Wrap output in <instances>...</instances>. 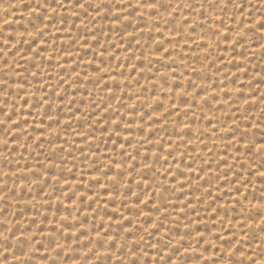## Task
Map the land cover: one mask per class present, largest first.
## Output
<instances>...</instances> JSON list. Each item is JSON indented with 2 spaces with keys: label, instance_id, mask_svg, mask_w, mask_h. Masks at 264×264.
Wrapping results in <instances>:
<instances>
[{
  "label": "rangeland",
  "instance_id": "rangeland-1",
  "mask_svg": "<svg viewBox=\"0 0 264 264\" xmlns=\"http://www.w3.org/2000/svg\"><path fill=\"white\" fill-rule=\"evenodd\" d=\"M15 1H17V0H15ZM14 0H5V2H4V0H0V6L4 3L5 5H7V7L9 8L10 6H12L11 8H9V11L5 8V5H4V7H0V11H1V13H0V22H2L3 20H5L4 22H2V23H0L1 25H0V29H1V31H0V59H2V60H0V92H1V94H0V118H1V120H0V124L2 123H4L3 125L1 124V126H0V132H2L1 134H0V141L2 142V144H0V146L2 147V148H0V161H2V162H0L1 164H0V171L2 172V173H5L4 175L3 174H0L1 176H0V190L2 191H0V195H1V197H0V210H1V212H0V255H2V256H0L1 258H0V264H45L46 262V264H65V262H67V260H68V262L66 263V264H86V262H87V264H128L129 262L131 263V261H132V264H163V262H164V264H193V262H194V264L196 263V262H198V264L200 263H202V262H204L203 264H214V262H215V264H218L219 262L218 261H220V263L219 264H221V263H223V264H239V262L240 263H242V264H264V261L262 262V259L264 260V252L262 253L261 251L263 250L264 251V242H261L262 240H264V228H262L264 225H260V224H264V214H261V212L262 213H264V198H263V196H264V188H262V187H264V165H262V163L264 164V161H262V160H264L263 158H264V156H262V155H264V123H262V122H264L263 120H264V113L262 112V111H264V95H262V97H261V94H264L263 92H264V31H263V25H264V0H260V2H259V0H225V2H223V3H221L220 1H222V0H214V1H211L210 0V2H209V0H204V5H203V0H186L185 2H184V0L183 1H181V0H177L176 2L174 1V0H167V1H165V0H143L144 2L145 1H147V2H145V5H144V2L142 1V0H129L130 2H128V0H123V1H121V0H117V1H120V2H117L116 0H66V2H65V0H28L29 2H27V0H18L17 2H15ZM47 1H49V4L52 6V7H50V5L49 4H47L48 2ZM73 1H75L74 2V4H73ZM81 1V2H80ZM107 1V2H106ZM142 3H141V2ZM152 1V2H151ZM163 1H164V3H163ZM171 2V4H170V2ZM181 1V2H180ZM226 1H227V4H226ZM234 3H233V2ZM249 1V2H248ZM254 1V2H253ZM18 4V3H20V4H18V6L15 4ZM34 2H35V4H34ZM45 2V3H44ZM52 2V3H51ZM64 2V3H63ZM80 2V3H79ZM100 2V4L99 5H101V6H99L98 5V3ZM112 4H111V3ZM123 2V3H122ZM137 2V3H136ZM140 2V3H139ZM161 2V3H160ZM168 2V3H167ZM174 2V3H173ZM197 2V3H196ZM201 2V3H200ZM212 2V3H211ZM214 2V3H213ZM2 3V4H1ZM31 3H32V5H33V7H32V5H31ZM41 3H43L46 7H44V5H43V7H42V4ZM59 3V4H58ZM83 5H82V4ZM87 3H90V4H87ZM127 3V4H126ZM158 5H157V4ZM175 3H176V5L178 6H175ZM219 3H221V4H219ZM224 3H225V5H224ZM253 3H256V4H253ZM263 3V4H262ZM23 4V5H22ZM31 6H30V5ZM63 4V5H62ZM79 4V5H78ZM117 4V6H115ZM138 4H140V5H138ZM143 4V5H142ZM195 6H194V5ZM198 4L200 5V6H198ZM207 4V5H206ZM212 4H213V6H212ZM236 4V5H235ZM251 4H253V6L251 5ZM17 6V8L15 7V6ZM20 5L21 6H24L23 8L22 7H20ZM28 5L31 7H29L28 8ZM57 5V6H56ZM66 5H68V6H66ZM82 7H81V6ZM106 5V6H105ZM147 5H148V8H147ZM151 5V6H150ZM171 5V6H170ZM173 5H174V7H173ZM182 5V6H181ZM222 5V6H221ZM224 5V6H223ZM232 5V6H231ZM233 5H234V8H233ZM239 5V6H238ZM260 5V6H259ZM261 5H262V7H261ZM34 6H36V7H34ZM96 6V7H95ZM114 6V7H113ZM132 6V7H131ZM142 6V7H141ZM145 6V7H144ZM154 6V7H153ZM155 6H157V7H159V10H158V8H157V10H155ZM162 6V7H161ZM179 6H180V8H179ZM187 6H189V7H187ZM204 6V7H203ZM208 8H207V7ZM229 6V7H228ZM239 8H238V7ZM244 6V7H243ZM245 6H246V8H245ZM49 7L51 8V11H50V9H49ZM86 7V8H85ZM91 7V9H89ZM128 7H130V8H128ZM161 7V8H160ZM187 7V10L185 9ZM201 9H200V8ZM222 7V8H221ZM13 8V9H12ZM20 8H22V9H20ZM35 10H34V9ZM41 8V9H40ZM57 8V9H56ZM84 8H85V10H84ZM95 8H97V9H95ZM104 8H106V9H104ZM132 8V12L130 11V12H128L130 9ZM140 8V9H139ZM142 8V9H141ZM144 8V9H143ZM146 8V9H145ZM151 8H153V9H151ZM179 8V9H178ZM182 8V9H181ZM192 8V9H191ZM194 8L196 9V10H194ZM206 8V9H205ZM220 8V9H219ZM224 8V9H223ZM226 8V9H225ZM233 8V9H232ZM236 8V9H235ZM242 8V9H241ZM254 8V10H252ZM31 11H30V10ZM80 9V10H79ZM113 9L114 10H116V11H113ZM127 9H128V11H127ZM198 9H200V10H198ZM215 9V10H214ZM216 9H218L219 11L222 9L223 11H225V12H223L222 10L219 12V11H217ZM228 9V10H227ZM230 9V10H229ZM236 11H235V10ZM250 9V10H249ZM11 10V11H10ZM23 10V11H22ZM41 10H43V11H41ZM63 12H62V11ZM82 10V11H81ZM90 12H89V11ZM121 10H124L125 12H123V11H121ZM139 10H141V11H139ZM145 10V12H143V11ZM148 12H147V11ZM167 10V11H166ZM177 10V11H176ZM181 12H180V11ZM204 10H205V12H204ZM210 11V13L212 12L213 14H217V17H218V15L220 16V17H218V20L216 21V19H217V17H214V15L212 16V13H211V15H210V13L208 12V11ZM211 10H213V11H211ZM245 10V11H244ZM248 10V11H247ZM254 11L253 13H252V11ZM258 12H257V11ZM260 10V11H259ZM2 11H3V13H2ZM49 13H48V12ZM54 11V12H53ZM57 11V12H56ZM74 13H73V12ZM160 11V12H159ZM185 11H186V13H185ZM196 11V12H195ZM229 11H231V12H229ZM251 11V12H250ZM256 11V12H255ZM8 12H10V13H8ZM29 12V13H28ZM42 12V13H41ZM83 12V13H82ZM95 12V13H94ZM99 12V13H98ZM102 12V13H101ZM139 12V13H138ZM142 12V13H141ZM174 12V13H173ZM190 12V13H189ZM207 12V13H206ZM219 12V13H218ZM229 12V13H228ZM234 14H233V13ZM237 13V15H239V18H238V16L236 15V13ZM250 12V13H249ZM13 13V14H12ZM32 13V14H31ZM52 13V14H51ZM58 13H60V14H58ZM65 13V14H64ZM128 13V15H126ZM146 13V14H145ZM148 13V14H147ZM160 13H164L165 15H163V14H161V15H159ZM180 13H182L181 15H178V14H180ZM196 13V14H195ZM205 13V14H204ZM209 13V15H207ZM222 13V14H221ZM263 15H262V14ZM8 14V15H7ZM64 16H63V15ZM78 14V15H77ZM100 14V15H99ZM144 14L145 15H147L146 17H144ZM157 14V15H156ZM170 16H169V15ZM191 14V15H190ZM198 14V15H197ZM200 14V15H199ZM249 14V15H248ZM253 16H252V15ZM3 15V16H2ZM37 15H39V17L37 16ZM58 15V16H57ZM66 15V16H65ZM81 15V16H80ZM93 15V16H92ZM96 15V16H95ZM131 15V16H130ZM155 17H154V16ZM167 15H168V17H167ZM195 15V16H194ZM196 15H197V17H196ZM224 15V16H223ZM230 15H233L234 17H232V16H230ZM235 15H236V18H238V20L239 21H237L236 19H235ZM242 15V16H241ZM244 15H246V16H244ZM255 15V16H254ZM5 16V19L4 18H2V17H4ZM24 16V17H23ZM50 16V17H49ZM63 16V17H62ZM84 16V17H83ZM90 16V17H89ZM129 16V17H128ZM160 16V18L162 17V16H164L163 18L166 20L165 22H158V20H154V18H156L157 17V19H158V17ZM178 16V17H177ZM180 16V17H179ZM183 16V17H182ZM189 16V17H188ZM205 16V17H204ZM211 16V17H210ZM223 16V17H222ZM250 16V17H249ZM262 20H260L258 17ZM7 17V18H6ZM13 17V18H12ZM28 17V18H27ZM56 17H58V18H60V19H58V18H56ZM67 17V18H66ZM88 17V18H87ZM95 17H97V21H96V18ZM106 19H105V18ZM152 17H154L153 19H152ZM167 17V18H166ZM192 17V19L190 20V18ZM213 17V18H212ZM230 17H232V19L230 18ZM245 17V18H244ZM246 17H249V18H247L246 19ZM254 17V18H253ZM38 18V20H36ZM53 18H54V20H53ZM65 18V19H64ZM92 18V19H91ZM137 18V19H136ZM170 18V19H169ZM178 18H179V20H178ZM181 18H183V19H181ZM193 18H194V20H193ZM197 18V19H196ZM202 19V20H200V21H202V23L199 21V19ZM210 18H211V20H210ZM214 18H215V20H214ZM222 18V19H221ZM243 18H244V21H242L243 20ZM252 20H251V19ZM263 18V19H262ZM7 19H8V21H7ZM27 19H29V20H27ZM47 19V20H46ZM61 19H63L62 21H61ZM109 19V20H108ZM112 21H111V20ZM162 19V18H161ZM206 19H207V21H206ZM242 19V20H241ZM251 20V21H249V20ZM253 19H255V20H253ZM2 20V21H1ZM25 22H24V21ZM61 22H60V21ZM139 20V21H138ZM184 20V21H183ZM215 21L214 22V24H212V21ZM236 20V21H235ZM10 21V22H9ZM18 21V22H17ZM22 21V22H21ZM26 21H27V24L25 25V24H23V23H26ZM82 21V22H81ZM89 21H90V23H89ZM92 21V22H91ZM101 22L100 23V26L98 25L99 24V22ZM147 21H148V23H147ZM179 23H178V22ZM183 21V22H182ZM193 21V22H192ZM196 21L198 22V23H196ZM224 23H223V22ZM226 21H227V23H226ZM228 21H231L230 22V24L231 25H229V22ZM234 21V22H233ZM6 22H8L9 24H7V25H4V24H6ZM46 24H45V23ZM65 22V23H64ZM74 22V23H73ZM80 22V23H79ZM96 22V23H95ZM131 22V23H130ZM142 22V23H141ZM150 22V23H149ZM182 22V23H181ZM185 22H186V26L187 27H185ZM188 22V23H187ZM209 22H211V23H209ZM244 22V23H243ZM247 22V23H246ZM259 22H260V24H259ZM52 23V24H51ZM69 23H71V24H69ZM87 23V24H86ZM88 23H89V26H87L88 25ZM92 23V24H91ZM104 23V24H103ZM146 23H147V25H146ZM181 23V24H180ZM191 23H192V25H191ZM195 23V24H194ZM218 25H217V24ZM226 23V24H225ZM233 23H234V25H233ZM250 25H249V24ZM252 23H256L255 25L253 24L252 25ZM259 25H258V24ZM17 24V25H16ZM18 24H20V25H18ZM32 24V25H31ZM57 24V25H56ZM60 24V25H59ZM63 24V25H62ZM84 24V25H83ZM90 24H91V26H90ZM144 24V25H143ZM149 24V25H148ZM157 26H156V25ZM169 24V25H168ZM180 24V25H179ZM182 24H183V26H182ZM188 24H189V26H188ZM196 24H198V25H196ZM207 24V25H206ZM210 24H212V26L210 25ZM217 25V27H216V25ZM225 24V25H224ZM245 24H246V26H245ZM248 24V25H247ZM15 27H14V26ZM25 25V26H24ZM44 25H46V26H44ZM52 25V26H51ZM69 25H70V27H69ZM102 25H104V26H102ZM140 25V26H139ZM152 25H154V26H152ZM159 25V26H158ZM164 25V26H163ZM166 25V26H165ZM172 25V26H171ZM178 25V26H177ZM194 25V27H191V26H193ZM228 25V26H227ZM243 25V26H242ZM29 26V27H28ZM44 26V27H43ZM85 26V27H84ZM95 26V27H94ZM97 26H99V27H97ZM125 26V27H124ZM129 26V27H128ZM152 26V27H151ZM170 26V27H169ZM182 26V28H180ZM195 26L197 27L196 29H195ZM222 28H221V27ZM227 28H226V27ZM231 26V27H230ZM233 26H234V28L236 29H234L233 28ZM236 26V27H235ZM250 26H253V27H250ZM261 26V27H260ZM24 27H26L25 29H24ZM50 27H53V29L52 28H50ZM61 27V28H60ZM91 27V28H90ZM106 29H105V28ZM154 27V28H153ZM155 27H157V28H155ZM184 27H185V29H184ZM191 27V28H190ZM215 29H214V28ZM220 27V28H219ZM224 27V28H223ZM250 27V28H249ZM42 28V29H41ZM44 28V29H43ZM100 28V29H99ZM148 28V29H147ZM161 28H163V29H161ZM165 28H166V30H168V31H166L165 30ZM172 28V29H171ZM199 28H201V32H200V29ZM203 28V29H202ZM231 28V29H230ZM240 28L242 29V31L240 30ZM248 28V29H247ZM252 28V29H251ZM255 28V29H254ZM34 29V30H33ZM48 29V30H47ZM67 29V30H66ZM103 31H102V30ZM135 29H136V32H135ZM148 31H147V30ZM157 29V30H156ZM159 29L162 31V33L159 31ZM174 29L175 30H177L176 32L174 31ZM181 29H183V32H182V30ZM187 29V30H186ZM190 29V30H189ZM199 29V30H198ZM218 29V30H217ZM258 29V30H257ZM259 29H260V32H259ZM10 30V31H9ZM32 30V31H31ZM38 31V32H36V31ZM42 30H43V32H42ZM80 30V31H79ZM84 30V31H83ZM90 30V31H89ZM107 30V31H106ZM119 30V31H118ZM133 30V31H132ZM171 32H170V31ZM184 30L186 31L185 33H184ZM193 30V31H192ZM214 30V31H213ZM224 30V31H223ZM230 32H229V31ZM239 32H238V31ZM247 30V31H246ZM253 30V31H252ZM13 31V32H12ZM17 31V32H16ZM35 31V32H34ZM51 31V32H50ZM62 31V32H61ZM86 31V32H85ZM95 31H97V32H95ZM146 32V33H144V32ZM152 32V34L151 33H149V32ZM154 31V32H153ZM163 31L165 32V34H163ZM178 31H180V32H178ZM198 31V33H196ZM203 31H204V33H203ZM207 31V32H206ZM212 31V32H211ZM216 31H218V32H216ZM234 31H236L235 32V34H234ZM240 31H241V33H240ZM248 31H249V33H248ZM262 31V32H261ZM10 32V33H9ZM20 32V33H19ZM30 32H34L35 33V35H34V33H31V34H29V36L27 35L28 33H30ZM61 32V33H60ZM76 32H77V34H76ZM80 32V33H79ZM190 32V33H189ZM221 32V33H220ZM229 32V33H228ZM233 32V33H232ZM244 32V33H243ZM17 33V34H16ZM21 33H22V35H21ZM45 33V34H44ZM86 33V34H85ZM90 33V34H89ZM97 33V34H96ZM121 33V34H120ZM137 33V34H136ZM167 33H169L168 34V36H167ZM171 33V34H170ZM177 33V34H176ZM182 33H184V34H181ZM194 33V35L192 36V34ZM196 33V34H195ZM200 33L202 34V35H200ZM206 33V34H205ZM220 33V34H219ZM223 33V34H222ZM239 33V34H238ZM250 33H251V35H250ZM252 33H253V35H252ZM260 33V34H259ZM263 33V34H262ZM33 34V35H32ZM61 34L62 35H64V34H66V35H64L65 37H63V36H61ZM69 34V35H68ZM77 35V36H75V35ZM79 34V35H78ZM174 34V35H173ZM186 34V35H185ZM190 34H191V37H190ZM197 34H198V36H200V37H198L197 36ZM210 35V36H208V35ZM215 34V35H214ZM223 35L222 37L220 36V35ZM225 34V35H224ZM230 36H229V35ZM237 34H238V37H237ZM243 34V35H242ZM2 35H4V37L2 36ZM20 35V36H19ZM27 35V36H26ZM60 35V36H59ZM86 35V36H85ZM88 35H89V37H88ZM93 35V36H92ZM103 35V36H102ZM112 35V36H111ZM140 35H142L143 36V38H142V36H140ZM162 35V36H161ZM164 35H166V36H164ZM170 35H171V37L173 38H170ZM174 37H173V36ZM177 35V36H176ZM179 35V36H178ZM183 35H184V37H183ZM188 35V36H187ZM233 35V36H232ZM254 35H256V36H254ZM259 35V36H258ZM261 35V36H260ZM263 35V36H262ZM11 36H13V37H11ZM15 36H17V37H15ZM23 36H25V37H23ZM33 36H34V38H33ZM37 36V37H36ZM108 36V37H107ZM176 36V37H175ZM182 36V37H181ZM187 36V37H186ZM201 36H203V37H201ZM214 36V37H213ZM215 36H218V37H215ZM227 36V37H226ZM242 36V37H241ZM243 36H244V38H243ZM36 37V38H35ZM44 37V38H43ZM52 37V38H51ZM54 37V38H53ZM65 39H63V38ZM78 37V38H77ZM99 37V38H98ZM116 37V38H115ZM141 37V38H140ZM146 39H145V38ZM153 37H155V38H153ZM164 37V38H163ZM180 37H181V41H183V42H181L179 39H180ZM185 37H186V39H187V41L186 40H184L185 39ZM192 37H194V38H192ZM206 37H210V38H212L215 42H213V40H210L209 38H206ZM221 37V38H220ZM226 37V38H225ZM231 37V38H230ZM250 37V38H249ZM255 37V38H254ZM260 37H261V40H258V39H260ZM263 37V38H262ZM15 38V39H14ZM33 38V39H32ZM47 40H46V39ZM75 38V39H74ZM89 38V39H88ZM93 38V39H92ZM158 38H160L159 40H158ZM176 39V41H174L175 39ZM190 38H192V39H190ZM230 38V39H229ZM233 38V39H232ZM246 38H247V40H246ZM257 38V39H256ZM3 39V40H2ZM75 41H74V40ZM78 39V40H77ZM97 39V40H96ZM100 39V40H99ZM163 39V40H162ZM195 39V40H194ZM201 41L202 39H204V41H199V40ZM209 39V40H208ZM231 39H232V42H231ZM17 40V42H15ZM116 40V41H115ZM120 40V41H119ZM145 40V41H144ZM151 40V41H150ZM156 40V41H155ZM165 40V41H164ZM171 40V41H170ZM172 40H173V42H175L176 44V46H174L173 44V42H172ZM196 40H198L197 42H196ZM208 40V41H207ZM216 40H218V41H220V42H216ZM229 40H230V42H229ZM256 40H258V42L256 41ZM263 40V41H262ZM3 41V42H2ZM31 42V44L32 45H29L30 43H28V42ZM41 42V43H38V42ZM47 41H49L48 43H47ZM72 41V42H71ZM131 41V42H130ZM149 43H148V42ZM154 43H156V44H154ZM157 41H159V42H157ZM192 41V43H189V42H191ZM193 41H195L196 43H194L193 44ZM223 42V44H222V42ZM238 44V45H240V47L239 46H236L237 44H235V42ZM245 41V42H244ZM248 41H250L251 43H249ZM6 44H5V43ZM9 42V43H8ZM11 42V43H10ZM43 42L45 43V44H43ZM60 42V43H59ZM68 42V43H67ZM77 42V43H76ZM98 42V43H97ZM101 42V43H100ZM115 42H117V43H115ZM151 42V43H150ZM165 42V43H164ZM171 42V43H170ZM203 42V43H202ZM225 42H227V43H225ZM248 42V44H246ZM252 42H253V44H252ZM255 42V43H254ZM16 43H18V44H16ZM55 45H54V44ZM94 43V44H93ZM110 43H112V44H110ZM121 44V46H120V44ZM139 43V44H138ZM142 43V44H141ZM144 43V44H143ZM148 45H147V44ZM173 43V44H172ZM183 43V44H182ZM185 43V44H184ZM187 43V44H186ZM198 43V44H197ZM205 43V44H204ZM214 43V44H213ZM216 43V44H215ZM242 43V44H241ZM244 43V44H243ZM257 43V44H256ZM4 44V45H3ZM27 44V45H26ZM52 44H53V46H52ZM62 44V45H61ZM71 44V45H70ZM74 44V45H73ZM88 44V45H87ZM107 44H109V45H107ZM119 44V45H118ZM124 44H126V45H124ZM150 44V45H149ZM181 44H182V46H181ZM208 44V45H207ZM212 44V46H211V48H209V46ZM259 44V45H258ZM261 44V45H260ZM15 45V46H14ZM24 45V46H23ZM46 45V46H45ZM61 45V46H60ZM83 45V46H82ZM91 45V46H90ZM111 45V48L110 47H108V46H110ZM140 47H139V46ZM151 45H153V46H151ZM164 45V47H162ZM169 45V46H168ZM179 45H180V47H179ZM188 45V46H187ZM207 45V46H206ZM215 45V46H214ZM219 45V46H218ZM229 45H231V46H229ZM246 45H250L249 47L250 48H248ZM1 46H4V47H1ZM10 46H11V48H10ZM31 46V47H30ZM40 46V47H39ZM43 46V47H42ZM45 46V47H44ZM59 46V47H58ZM64 46H66V47H64ZM107 46V47H106ZM113 46V47H112ZM119 46V47H118ZM128 46V47H127ZM149 46H151V47H149ZM165 46L166 47H168V48H173L172 50H170V49H168V48H166L165 49ZM195 46H197V47H195ZM198 46H199V48H198ZM218 48H217V47ZM221 46V47H220ZM229 47V48H227V47ZM232 46H234V47H232ZM254 46H255V48L256 49H258L259 50V48H260V52L258 51V50H256V49H254ZM259 46V47H258ZM261 46V47H260ZM22 47H27V48H22ZM42 47V48H41ZM54 47V48H53ZM76 47V48H75ZM100 47V48H99ZM122 47V48H121ZM177 47V48H176ZM182 47V48H181ZM191 47V48H190ZM203 47V48H202ZM224 47H226V49L224 48ZM237 47H238V49H237ZM263 47V48H262ZM45 48V49H44ZM59 48H61V50H59ZM75 48V49H74ZM91 50H90V49ZM93 48V49H92ZM106 48V49H105ZM110 48V49H109ZM137 48V49H136ZM146 48H147V51H146ZM148 48H149V50H151V53H153L152 52V49H154L153 51L154 52H157V51H159V55L161 56H151L150 57V55H152V54H150V51L148 50ZM163 48H164V50H163ZM179 48H181V49H179ZM197 48V50H195ZM215 50H214V49ZM2 49H4L3 51H4V53H3V51H2ZM6 49V50H5ZM17 49H19V50H17ZM39 49V50H38ZM44 49V50H43ZM99 49V50H98ZM116 50V52L114 53V51ZM132 49V50H131ZM134 49H135V51H134ZM144 49V50H143ZM194 49V50H193ZM205 49V50H204ZM221 49V50H220ZM238 51H237V50ZM62 50H64V51H62ZM75 50V51H74ZM78 50V51H77ZM81 50V51H80ZM83 50H85V51H83ZM102 50H104V53H103V51ZM111 52H110V51ZM122 50V51H121ZM165 50H166V52H165ZM170 50V51H169ZM186 50V51H185ZM189 50V51H188ZM200 50H201V52H200ZM222 50H224V51H222ZM229 50V51H228ZM231 50V51H230ZM239 50H241V52L239 51ZM247 50H248V52H247ZM7 51V52H6ZM23 51V52H22ZM36 51V52H35ZM42 51V52H41ZM53 51V52H52ZM55 51V52H54ZM79 51H80V53H79ZM93 51V52H92ZM142 51H144V52H142ZM160 51H162V53L160 52ZM182 51V52H181ZM199 51V52H198ZM206 51H208V52H206ZM210 51V52H209ZM214 51V52H213ZM216 51V52H215ZM236 51V52H235ZM245 51H246V54H245ZM254 51H255V55H253L254 54ZM262 51V52H261ZM26 52V53H25ZM46 52V53H45ZM60 52V53H59ZM75 52V53H74ZM102 52V53H101ZM106 52V53H105ZM135 52V53H134ZM140 52H141V55H140ZM169 52H170V54H169ZM173 52V53H172ZM186 52H188V53H186ZM191 52V53H190ZM194 52L196 53V54H194ZM211 52H212V54H211ZM228 52V53H227ZM231 52H233V53H231ZM258 52V53H257ZM5 53H7V54H5ZM21 53H23V54H21ZM69 53V54H68ZM85 53H87V55L85 54ZM108 53V54H107ZM120 53H122V55H120ZM144 53V54H143ZM168 53V54H167ZM179 53V54H178ZM198 53V54H197ZM201 53H203V54H201ZM207 53V54H206ZM217 53H218V55H217ZM229 53H230V56H229ZM235 53V54H234ZM262 53V54H261ZM12 54V55H11ZM13 54H14V56H13ZM33 54V55H32ZM46 54V55H45ZM58 54V55H57ZM73 54V55H72ZM77 54V55H76ZM103 54H104V56H103ZM107 54V55H106ZM111 54V55H110ZM146 54V55H145ZM150 54V55H149ZM164 54V55H163ZM167 54V55H166ZM182 54H184V55H182ZM210 54V55H209ZM216 54V55H215ZM224 54V55H223ZM226 54H227V56H226ZM239 55V56H237V55ZM251 54V55H250ZM2 55H4L3 57H2ZM8 55V56H7ZM16 55V56H15ZM29 55H31V56H29ZM49 55H50V57H49ZM118 55H120V56H123V57H120V58H117V57H119ZM147 55H149V56H147ZM163 55V56H162ZM177 55V56H176ZM180 55V56H179ZM191 55V56H190ZM193 55V56H192ZM211 55H212V57H211ZM234 55L235 56H237V58H238V60H237V58L236 57H234ZM252 55H253V57H252ZM257 55V56H256ZM263 55V56H262ZM13 56V57H12ZM18 56V57H17ZM54 56V57H53ZM107 56H109L108 58H106ZM114 57L113 59H112V57ZM131 56V57H130ZM139 56L141 57V58H144V59H142V60H144V61H142L141 60V58H139ZM147 58V62H146V58ZM172 56H173V58H172ZM176 56V57H175ZM200 56V57H199ZM210 56V57H209ZM213 56L216 58V59H214L213 58ZM242 56H243V58H242ZM248 56H250V57H248ZM254 56H256V58H254ZM35 57V58H34ZM41 57V58H40ZM60 57V58H59ZM99 57V58H98ZM101 57V58H100ZM108 60H106L105 58ZM130 57V58H129ZM133 57V58H132ZM136 57V58H135ZM150 57V58H149ZM166 57V58H165ZM182 57H183V59H182ZM187 58L188 59V61H186L185 60V58ZM217 57H218V59H217ZM228 57H230V58H228ZM233 57V58H232ZM37 58V59H36ZM43 58V59H42ZM68 58H70V59H68ZM75 58V59H74ZM76 58L78 59V60H76ZM81 58V59H80ZM84 58H86V60L84 59ZM98 58V59H97ZM122 58V60H124V61H122L121 62V59ZM126 58V59H125ZM138 58V59H137ZM149 58V59H148ZM177 60H175V59ZM193 58V59H192ZM196 58H197V60L199 61H197L196 63H195V61H196ZM226 58V59H225ZM231 58L232 59H234L233 61L231 60ZM254 58V59H253ZM261 58H263V59H261ZM22 59H24V60H22ZM33 59V60H32ZM46 59V60H45ZM61 59L63 60V61H61ZM91 60V63H90V60ZM134 60V62L132 61V60ZM139 59H140V61H139ZM161 59V60H160ZM166 59H169L170 61H172V63H169V60H166ZM210 60V62H209V60ZM213 59V60H212ZM222 59V60H221ZM229 59V60H228ZM244 59H245V61H244ZM255 59H256V62H255ZM10 60V61H9ZM23 62H22V61ZM26 60L28 61V62H26ZM33 61V63H31L32 61ZM49 62H48V61ZM55 60V61H54ZM82 60V61H81ZM105 60V61H104ZM114 60H116V61H114ZM218 60H221V61H218ZM31 61V62H30ZM36 61V62H35ZM58 61V62H57ZM97 61V62H96ZM98 61H100L99 63H98ZM118 61V62H117ZM120 61V62H119ZM138 63H137V62ZM150 61V62H149ZM165 61V62H164ZM166 61H167V63H166ZM182 61V62H181ZM186 61V62H185ZM201 61V62H200ZM205 61H207V62H205ZM223 61H225V62H223ZM231 61V63H229ZM243 61V62H242ZM247 61V62H246ZM8 62H10V65L11 66H9V63ZM39 62V63H38ZM47 62V63H46ZM64 62V63H63ZM66 62V63H65ZM87 63V65H88V67H87V65H85V63ZM94 62V63H93ZM96 62V63H95ZM106 62H107V64H106ZM117 62V63H116ZM125 62V63H124ZM131 62V63H130ZM149 62V63H148ZM155 62V63H154ZM183 62H184V64L186 65H184L183 64ZM194 62V63H193ZM205 62V63H204ZM209 62V63H208ZM213 62V63H212ZM214 62H215V64H214ZM252 63V64H250V63ZM16 63H18V64H16ZM22 63V64H21ZM28 63V64H27ZM37 63V64H36ZM93 63V64H92ZM114 63H116V65L114 64ZM119 63V64H118ZM129 63V64H128ZM133 63H135L134 64V66L132 65ZM146 63V64H145ZM157 63H159V64H157ZM175 63V64H174ZM178 63V64H177ZM181 63H182V65H181ZM203 63V64H202ZM208 63V64H207ZM225 63H227V64H225ZM237 63V64H236ZM258 63H263V65L262 64H258ZM14 64V65H13ZM20 64V65H19ZM25 64H27V65H25ZM64 64H67V65H64ZM94 64H98V66L97 65H94ZM109 64V67L107 66ZM111 64V65H110ZM122 64H123V66H125V67H122ZM127 64H128V67L126 68V66H127ZM144 64V65H143ZM148 64V65H147ZM164 64V65H163ZM166 64V65H165ZM177 64V65H176ZM191 64H193V65H191ZM207 64V66H205ZM216 64H218L217 66H216ZM225 65L226 66V68H225V66H220V65ZM246 64H247V66H248V68H247V66H246ZM254 64V65H253ZM25 65V66H24ZM33 65V66H32ZM114 65H115V67H114ZM121 65V67H119V66ZM157 65H159L160 66V68H159V66H157ZM162 65V66H161ZM169 65V66H168ZM201 65H202V67H201ZM203 65L206 67V68H204L203 67ZM212 65H214V66H212ZM234 65V66H233ZM259 65H261V66H259ZM2 66V67H1ZM17 66V67H16ZM29 66V67H28ZM70 66H71V68H70ZM103 66V67H102ZM107 67L106 68V70L104 71V69H105V67ZM138 66V67H137ZM153 66V67H152ZM180 66V67H179ZM189 66V67H188ZM209 66V67H208ZM216 66V67H215ZM237 66V67H236ZM242 66V67H241ZM251 66V67H250ZM257 66V67H256ZM5 67V68H4ZM10 67H11V69H10ZM43 67H44V69H43ZM54 67V68H53ZM91 67V68H90ZM98 68V70H96L97 68ZM102 67V68H101ZM136 67H137V69H136ZM144 67V68H143ZM171 67V68H170ZM178 67L179 68H181V69H178ZM184 67V68H183ZM187 67L189 68V69H187ZM196 67V69H194ZM220 67H221V69H220ZM227 67H228V69H227ZM239 67H241V68H239ZM252 67H254V69L252 68ZM3 68V69H2ZM15 68V69H14ZM62 69V71H61V69ZM68 68V69H67ZM88 70H87V69ZM91 70H90V69ZM113 68V69H112ZM126 68V69H125ZM139 68V69H138ZM141 68V69H140ZM149 68H150V71H149ZM204 68V70L205 69H207V70H202ZM211 68H212V70H211ZM244 68V69H243ZM250 68H251V70H250ZM256 68V69H255ZM7 69V70H6ZM20 69V71H18ZM29 69V70H28ZM30 69H32L31 71H30ZM51 69V70H50ZM60 69V70H59ZM73 69H74V71H73ZM95 69V70H94ZM100 69V70H99ZM112 71H111V70ZM120 71L121 70V72H119L118 70ZM128 69H130L129 71L131 72V74H130V72H128ZM144 69V70H143ZM171 70V72L169 71L168 72V70ZM173 69V70H172ZM176 69V70H175ZM194 69V70H193ZM201 69V71H199ZM227 71H225V70ZM231 69V70H230ZM39 70H41V71H39ZM44 70V71H43ZM78 70V71H77ZM87 70V71H86ZM117 70V71H116ZM138 70H141V71H138ZM143 70V71H142ZM163 70H165V71H163ZM210 70V71H209ZM224 71V73H222L221 71ZM230 70V71H229ZM241 70V71H240ZM245 71V73H244V71ZM3 71H4V73H3ZM11 73H10V72ZM16 71V72H15ZM18 71V72H17ZM24 71H27V72H24ZM29 71V72H28ZM35 71H37V72H35ZM96 71V72H95ZM110 71V72H109ZM115 71V72H114ZM123 71V72H122ZM127 71V72H126ZM135 71V72H134ZM174 71V72H173ZM182 71V72H181ZM204 71V72H203ZM263 71V72H262ZM3 74H2V73ZM40 72H41V74H40ZM52 72H53V75H52ZM58 72H61V73H58ZM65 72V73H64ZM100 72V73H99ZM108 72V76H107V73ZM114 73V74H112V73ZM126 72V73H125ZM163 72V73H162ZM189 72V73H188ZM207 72V73H206ZM216 72V73H215ZM218 72V73H217ZM219 72L220 73H222V74H219ZM251 72V73H250ZM8 75H7V74ZM9 73H10V76H9ZM13 73V74H12ZM22 73H24V74H22ZM36 73V74H35ZM46 73V74H45ZM78 73V74H77ZM81 73H82V75H81ZM117 73H118V75H117ZM121 73V74H120ZM127 73H128V75H127ZM136 73H137V75H136ZM141 75H140V74ZM154 73V74H153ZM156 73V74H155ZM166 73V74H165ZM202 73V74H201ZM205 73V74H204ZM215 73V74H214ZM232 73V74H231ZM237 73V74H236ZM240 73V74H239ZM261 73H263V75L261 74ZM40 74V75H39ZM60 74H61V76H60ZM93 74V75H92ZM102 74V75H101ZM178 74L180 75V76H178ZM258 74H259V76H258ZM17 75V76H16ZM25 75V76H24ZM28 75V76H27ZM35 75H36V77H35ZM66 75V76H65ZM95 75V76H94ZM113 75V76H112ZM122 77H121V76ZM125 75V76H124ZM139 75V76H138ZM155 75H157L156 77H155ZM167 75V76H166ZM204 75H205V78H204ZM219 75H220V77H222V79L219 77ZM241 75H242V77H241ZM247 75L248 76H250V78H248L247 77ZM11 76H12V78H11ZM14 76V77H13ZM16 76V77H15ZM46 76V77H45ZM89 76V77H88ZM104 76V77H103ZM111 76V77H110ZM116 76V77H115ZM128 76V77H127ZM141 76H142V78H141ZM145 78H144V77ZM162 76H164V77H162ZM171 78H170V77ZM173 76V77H172ZM182 76H183V78H182ZM192 76V77H191ZM203 76V77H202ZM212 76H213V78H212ZM226 76V77H225ZM229 76V77H228ZM231 76V77H230ZM233 76V77H232ZM237 76V77H236ZM238 76H240V77H238ZM257 76V77H256ZM260 76L263 78H260ZM6 77H8V78H6ZM56 77V78H55ZM96 77V78H95ZM102 77H103V79H102ZM109 77V78H108ZM119 77H121V78H123V80L121 79V78H119ZM199 77V78H198ZM202 77V78H201ZM218 77H219V79H218ZM247 77V78H246ZM34 78H36V79H34ZM66 78V79H65ZM79 78V79H78ZM84 78V79H83ZM88 78V79H87ZM99 78H101V79H99ZM118 78V79H117ZM125 78V79H124ZM132 78H134V79H132ZM139 78V79H138ZM155 78L158 80H156V82H155ZM225 78H229L228 80H229V82L231 83V87L232 88H236V91H237V93L239 94V107H236V108H234V106H232V108H231V111L229 112L228 110L226 111V110H224V108L223 109H221V108H219L220 109V111H219V109L217 110V109H215V111H214V109H213V104H211L210 103V101H208L207 100V95H210V94H212V92L214 93V88H219V85H224V87L225 86H227V83H224V82H226V81H228V80H226ZM241 80V82L239 83V79ZM252 78V79H251ZM257 78H259V79H257ZM9 79V80H8ZM16 79H18V80H16ZM112 79V80H111ZM131 81H130V80ZM143 79H145V80H143ZM171 79V80H170ZM179 79L181 80V81H184L185 80V83H183V82H181V81H179ZM206 80V81H204V80ZM217 79V80H216ZM225 79V81H223ZM236 79V80H235ZM257 79V80H256ZM4 80V81H3ZM6 80V81H5ZM28 80H29V82H28ZM34 80V81H33ZM37 80V81H36ZM59 80V81H58ZM66 80H68L67 82L68 83H70V84H68L67 82H66ZM84 80V81H83ZM86 80V81H85ZM93 80V81H92ZM101 80V81H100ZM122 80V81H121ZM129 80V81H128ZM133 80H134V82H133ZM141 80H142V82H141ZM168 81V82H171V83H168V82H166V81ZM195 80V81H194ZM220 80H222V81H220ZM239 80V81H238ZM251 80V81H250ZM17 81V82H16ZM22 81L24 82V83H22ZM32 81H33V83H32ZM54 81V82H53ZM94 81H95V83H94ZM121 81V82H120ZM176 81V82H175ZM204 81V82H203ZM208 81V82H207ZM213 81V82H212ZM245 81V82H244ZM13 82V83H12ZM46 82V83H45ZM103 83V84H101L100 85V83ZM126 82V83H125ZM130 82V83H129ZM137 82V83H136ZM146 82V83H145ZM155 82V83H154ZM158 82V83H157ZM200 82V83H199ZM207 82V83H206ZM221 82V83H220ZM247 82V83H246ZM249 82V83H248ZM7 85H6V84ZM18 83V84H17ZM20 83V84H19ZM73 83V84H72ZM113 83V85H111ZM116 83V84H115ZM122 83V84H121ZM124 83V84H123ZM133 83V84H132ZM135 83V84H134ZM148 83V84H147ZM160 83V84H159ZM214 83H216V84H214ZM238 83V84H237ZM27 84V85H26ZM44 84H45V87H44ZM50 84V85H49ZM79 84V85H78ZM82 84V85H81ZM96 84V85H95ZM120 84V85H119ZM128 84H130V86L128 85ZM132 84V85H131ZM143 84H145V85H143ZM161 85L162 86V84H163V86L161 87V86H159V85ZM199 84V85H198ZM210 84V85H209ZM226 84V85H225ZM243 84V85H242ZM245 84H246V87L244 88V86H245ZM257 84V85H256ZM8 85H10V86H8ZM23 85V86H22ZM58 85V86H57ZM65 85V86H64ZM70 85V86H69ZM165 85V86H164ZM166 85H169V86H166ZM181 85L184 87H182V88H180L181 87ZM198 85V86H197ZM206 85V86H205ZM235 85H236V87H235ZM259 85V86H258ZM7 86V87H6ZM67 86V87H66ZM90 86H92L91 88H90ZM105 86V87H104ZM117 86V87H116ZM125 86V87H124ZM129 86V87H128ZM140 86H142V87H140ZM192 86V87H191ZM197 86V87H196ZM203 86H204V88H203ZM217 86V87H216ZM250 86H252V87H250ZM9 87V88H8ZM13 87V88H12ZM25 87V88H24ZM29 87V88H28ZM32 89H31V88ZM43 87V88H42ZM60 87H62V88H60ZM65 87H66V89H65ZM114 87H116V89L114 88ZM163 87H166L167 88V90H168V96L170 95V97L169 98H174V99H170L172 102H174L173 100H175V102H174V104H172L171 102V105L169 104H167V106H164V104H163V102H161L160 103V101H159V99L157 100L156 98H159L160 96H161V98H163L164 97V93H163V91L161 90V88H163ZM247 87H248V90H246L247 89ZM49 88H50V90H49ZM76 88V89H75ZM87 88V89H86ZM94 88H96V89H94ZM128 88H129V90H128ZM138 88V89H137ZM157 90H156V89ZM173 89V90H169V89ZM178 89L179 88V91L178 90H175V89ZM207 88V89H206ZM208 88H212L213 90H211V89H208ZM238 88H240V89H238ZM249 88H253V90L252 89H250L249 90ZM254 88H256V90H254ZM261 88V89H260ZM5 89V90H4ZM15 89V90H14ZM36 89V90H35ZM64 89V90H63ZM68 89H70L71 91H69ZM75 89V90H74ZM103 91H102V90ZM112 90V92L110 91V90ZM140 89V90H139ZM147 89H148V91H147ZM184 89V92L182 91ZM193 89H194V93H195V95L193 94ZM243 89V90H242ZM61 90H63V91H61ZM99 90V91H98ZM101 90V91H100ZM117 90V91H116ZM121 90V91H120ZM126 90V91H125ZM131 90V93L129 92ZM174 90L175 91H178L177 93L175 92V94H177V95H175L174 93H171V92H174ZM207 90V91H206ZM263 90V91H262ZM21 91V92H20ZM27 91V92H26ZM83 91V92H82ZM85 91V92H84ZM123 91V92H122ZM135 91V92H134ZM186 91V92H185ZM192 91V92H191ZM203 91H204V93H203ZM209 91H210V93H209ZM247 91H249V93L247 92ZM252 91V92H251ZM254 91V92H253ZM256 91V92H255ZM260 91H262V92H260ZM59 94H58V93ZM75 92V93H74ZM90 93V95H89V93ZM94 92H97V93H94ZM145 92V93H144ZM159 92V93H158ZM179 92L181 93V94H179ZM247 92V93H246ZM258 92H260V93H258ZM6 93V94H5ZM46 93V94H45ZM49 95H48V94ZM85 93V94H84ZM102 93V94H101ZM113 93V94H112ZM115 93V94H114ZM121 93V94H120ZM124 93V94H123ZM126 93H127V95H126ZM144 93V94H143ZM185 95H184V94ZM189 93V95H187ZM209 93V94H208ZM256 95H255V94ZM10 94H12V95H10ZM27 94V95H26ZM35 95V97H34V95ZM36 94H39L38 95V97H37V95ZM72 94H73V96H72ZM84 94V95H83ZM96 95V97H95V95ZM100 94H101V96H100ZM111 94V95H110ZM120 94V95H119ZM135 96H134V95ZM148 94V95H147ZM156 94V95H155ZM248 94V95H247ZM252 94V95H251ZM254 94V95H253ZM258 94H260L259 96H258ZM4 95H5V98H4ZM8 97H7V96ZM33 95V96H32ZM42 95H43V97L44 98H41L42 97ZM77 95V96H76ZM107 95V96H106ZM118 97H117V96ZM148 97H147V96ZM158 95V96H157ZM175 95V97L176 98H178L177 100H176V98L175 97H173ZM180 95V96H179ZM181 95H184V96H182L181 97ZM187 95V96H186ZM192 97H191V96ZM249 95H250V97H249ZM12 97L11 99L9 98V97ZM26 96V97H25ZM49 96H50V98H52V99H50L49 98ZM57 96V97H56ZM58 96H59V98H58ZM61 96V97H60ZM92 96V97H91ZM116 96V97H115ZM127 96V97H126ZM133 96V97H132ZM156 97V98H153V97ZM179 96V97H178ZM190 98H189V97ZM206 96V97H205ZM255 96V97H254ZM7 97V98H6ZM16 99H15V98ZM20 97H22V98H20ZM95 97V98H94ZM101 97V98H100ZM109 97H111V98H109ZM113 97V98H112ZM130 97V98H129ZM145 97H147V98H145ZM196 97V98H195ZM198 97H200V98H198ZM204 98L205 99V101H204V99H201V98ZM250 98L251 99V101H250V99H248L247 100V98ZM257 97H258V99H257ZM18 98V99H17ZM19 98L20 99H22V102L19 100ZM48 98V99H47ZM56 98H57V100H56ZM64 98V99H63ZM88 98V99H87ZM132 98H133V100H132ZM146 100H145V99ZM153 98V100H151ZM185 98V99H184ZM192 98V99H191ZM198 98V99H197ZM252 98H255L256 100H253ZM60 99V100H59ZM74 99L75 100H77V101H74ZM103 99V100H102ZM108 99V100H107ZM136 99V100H135ZM180 99H182V100H180ZM192 101H191V100ZM197 99V100H196ZM200 99V101L198 102V100ZM241 99H242V101L245 103H243L242 104V102H241ZM11 102H10V101ZM17 100V101H16ZM28 100L30 101V104H29V102H28ZM42 100V101H41ZM80 100V101H79ZM82 100V101H81ZM102 100V101H101ZM114 100H115V102H114ZM127 100H129V101H127ZM132 100V101H131ZM142 100V101H141ZM145 100V101H144ZM154 100L156 101V102H154ZM261 100V101H260ZM38 101H39V104L40 105H38ZM53 101V102H52ZM86 101H88V103L86 102ZM96 101H97V103H96ZM144 101V102H143ZM154 102V103H149V102ZM158 101H159V103H158ZM189 101V104L187 103ZM246 101V102H245ZM248 101H250L249 103H248ZM255 102V104H254V102ZM260 101V102H259ZM2 102H3V104H2ZM9 102H10V104H9ZM18 102H20V103H18ZM26 102V103H25ZM48 102H50V105H49V103ZM72 102V103H71ZM100 102H101V104H100ZM118 102V103H117ZM126 102H127V104H126ZM134 102V103H133ZM136 102V103H135ZM201 102H202V104H201ZM209 102V103H208ZM252 102V103H251ZM6 103V104H5ZM17 103H18V107H17ZM35 103V104H34ZM44 103V107H46L45 109H44V107H43V104ZM63 103V104H62ZM78 105H77V104ZM91 103V104H90ZM113 103V104H112ZM188 105H187V104ZM197 103V104H196ZM199 103V104H198ZM261 103V104H260ZM9 104V105H8ZM22 104V105H24V106H20V105ZM33 106H32V105ZM52 104V105H51ZM55 104V105H54ZM104 104V105H103ZM115 104V105H114ZM118 104V105H117ZM121 104V105H120ZM134 104V105H133ZM141 104V105H140ZM144 104V105H143ZM149 104V105H148ZM181 104H183V106L181 105ZM243 105V107L241 106V105ZM253 104V105H252ZM1 105H3V106H1ZM38 105V106H37ZM42 105V106H41ZM45 105H47V106H49V107H47V106H45ZM63 105V106H62ZM70 105H71V107H70ZM89 105V106H88ZM92 105V106H91ZM94 105V106H93ZM101 105V106H100ZM103 105V106H102ZM136 105V106H135ZM143 105V106H142ZM145 105H147V106H145ZM151 105V106H150ZM172 105H174V106H172ZM203 106V108H202V106ZM260 105V106H259ZM16 106V107H15ZM28 106H30V107H28ZM36 106V107H35ZM52 106V107H51ZM78 106H80V107H78ZM88 106V107H87ZM113 108H112V107ZM117 106H118V108H117ZM119 106H121V107H119ZM129 106V107H128ZM140 106V107H139ZM150 106V107H149ZM169 106V107H168ZM172 106V107H171ZM181 106V107H180ZM188 106H191V107H188ZM205 106V107H204ZM250 106V107H249ZM263 106V107H262ZM8 107V108H7ZM21 107H24V108H21ZM39 107V109H37ZM41 107H43V108H41ZM73 107H74V109H73ZM98 107H100V108H98ZM135 107V108H134ZM177 107H179V108H177ZM187 109H186V108ZM197 107H199V111H197L198 110V108ZM241 107V108H240ZM261 107V108H260ZM5 108V109H4ZM7 108V109H6ZM10 108V109H9ZM14 110H12V109ZM18 108V109H17ZM41 108V109H40ZM53 108V109H52ZM79 108H81V109H79ZM83 108V109H82ZM108 108V109H107ZM124 108V109H123ZM132 108V109H131ZM138 108V109H137ZM148 108V109H147ZM150 108H152V110H150ZM168 108V109H167ZM169 108H171V109H173V111L172 110H170ZM184 108V109H183ZM188 108H190V110L188 109ZM195 110L196 108V110L195 111H193V109ZM207 110H206V109ZM9 109V110H8ZM23 109V110H22ZM43 109V110H42ZM68 109H70V110H68ZM79 109V110H78ZM90 109V110H89ZM94 109H96V110H94ZM99 109V110H98ZM115 110V112L113 111V110ZM143 109V110H142ZM156 110V112H155V110ZM164 109H165V112H164ZM168 111H167V110ZM186 109V110H185ZM242 109V110H241ZM256 109H258V110H256ZM261 109H262V111H261ZM6 110V111H5ZM8 110V111H7ZM16 110H18V111H16ZM20 110V111H19ZM27 110V111H26ZM30 110V111H29ZM38 110H39V113H37L38 112ZM64 110H65V112H64ZM82 110V111H81ZM86 110V111H85ZM120 110V111H119ZM125 110H126V112H125ZM128 110V111H127ZM138 110V111H137ZM154 110V111H153ZM161 110V111H160ZM208 111V112H214V113H217V112H222L223 114H224V116H223V114H221L222 116H223V120L224 121H222L221 122V126H222V128H225V130L224 129H221L220 131L219 130H217V128H215L214 127V131H213V136H212V138H211V136H210V138H209V127H210V125H206L205 123H204V121H205V113H204V111ZM240 110H241V112H240ZM253 110V111H252ZM254 110L255 111H257L256 113L254 112ZM22 111V112H21ZM24 111V112H23ZM29 111V112H28ZM53 111V112H52ZM73 111V112H72ZM80 111H81V113H80ZM84 111V112H83ZM89 113H88V112ZM106 111H107V114H106ZM109 111V112H108ZM122 111V112H121ZM131 111V112H130ZM132 111H134V112H132ZM200 111L202 112V113H200ZM224 111H226L225 113L227 114H225L224 113ZM235 111V113H233ZM252 111V112H251ZM259 111V112H258ZM6 112V113H5ZM7 112H9V114H10V116L13 118H9V114L7 113ZM16 112V113H15ZM22 114H21V113ZM41 112H43V114L41 113ZM61 112V113H60ZM74 112H77V113H74ZM95 112V113H94ZM98 112V113H97ZM138 112V113H137ZM139 112H140V114H139ZM153 112V113H152ZM161 112V113H160ZM162 112H163V114H162ZM177 112V113H176ZM192 112V113H191ZM240 112V113H239ZM253 112H254V114H253ZM12 113H14V115L12 114ZM24 113V114H23ZM26 113V114H25ZM31 113V114H30ZM46 113V114H45ZM63 113V114H62ZM84 113V114H83ZM105 113V114H104ZM125 113V114H124ZM130 113V114H129ZM155 113H160V114H162L163 115V119L161 118H158L157 119V117L155 116ZM199 113V114H198ZM233 113V114H232ZM250 113V114H249ZM263 113V114H262ZM5 114V115H4ZM7 114V115H6ZM35 114V115H34ZM36 114H38L37 116H36ZM45 114V115H44ZM50 114V115H49ZM80 115V117H79V115ZM87 114V115H86ZM93 114V115H92ZM110 114V115H109ZM113 114V115H112ZM119 114V115H118ZM122 114V115H121ZM173 114V115H172ZM175 114V115H174ZM195 114H198V115H195ZM247 114V115H246ZM249 114V115H248ZM257 114V115H256ZM30 115H32V116H30ZM42 115V116H41ZM44 115V116H43ZM64 115V116H63ZM66 115H68V116H66ZM90 115V116H89ZM100 115V116H99ZM116 115V116H115ZM132 115V116H131ZM135 115H136V117H135ZM138 115V116H137ZM148 115H151V116H148ZM171 115V116H170ZM189 115V116H188ZM233 115V116H232ZM240 115V116H239ZM243 115V116H242ZM245 115V116H244ZM255 115L257 116V117H255ZM262 115V116H261ZM17 116V117H16ZM21 116V117H20ZM30 117V118H28V117ZM72 116V117H71ZM109 116V117H108ZM115 116V117H114ZM148 116V117H147ZM154 116V117H153ZM165 116H167L166 117V119H165ZM204 116V117H203ZM231 116H232V118H231ZM262 118H261V117ZM49 117V118H48ZM53 117V118H52ZM104 117V118H103ZM111 117V118H110ZM126 117V118H125ZM127 117H130V118H127ZM133 117H134V119H133ZM139 117V118H138ZM171 117V118H170ZM174 118V120H173V118ZM183 117V118H182ZM185 117V118H184ZM194 117L195 118V120H194V118H193V120H192V118ZM203 117V118H202ZM244 117V118H243ZM2 118H4V119H2ZM19 120H17V119ZM37 119V121H39V123L35 120V119ZM69 120V121H71V122H69L67 119ZM74 118H76L75 120H74ZM82 118V119H81ZM84 118V119H83ZM99 120V122H98V120ZM110 118V119H109ZM117 118V119H116ZM135 118H138L137 120L135 119ZM179 118H181V119H179ZM237 118H239L238 119V121H237ZM246 118V119H245ZM247 118H248V121H247ZM9 121H8V120ZM12 121H11V120ZM31 119V120H30ZM55 119V120H54ZM88 119V120H87ZM101 119V120H100ZM105 119H106V121H105ZM149 119V120H148ZM160 119V120H159ZM190 120V122L192 121V123L190 124L189 123V121H187V120ZM244 119H245V121H244ZM6 122H5V121ZM13 120H15V121H13ZM22 120H24V121H22ZM42 120V121H41ZM60 120H61V122H60ZM63 120V121H62ZM77 120V121H76ZM83 120V121H82ZM126 120V121H125ZM132 120L133 121H135V122H132ZM147 121V123H146V121ZM257 120V121H256ZM4 121V122H3ZM8 121V122H7ZM45 121V122H44ZM48 121H50V122H48ZM54 121V122H53ZM80 121V122H79ZM92 121V122H91ZM111 121V122H110ZM117 122V125H116V122ZM121 123H120V122ZM137 121V122H136ZM145 121V122H144ZM166 122V124L165 125H163V122ZM187 121V122H186ZM199 121V122H198ZM236 121H237V123H236ZM240 121H242V123L240 122ZM243 121H244V123H243ZM252 121H254V122H252ZM11 122H12V124H11ZM79 124H78V123ZM84 122V123H83ZM86 122V123H85ZM94 122V123H93ZM106 122H107V124H106ZM112 122H115V123H112ZM126 122V123H125ZM172 122V123H171ZM181 122V124H179ZM182 122H183V124H182ZM201 122H203V124L201 123ZM225 122L228 124H230V122H231V124L230 125H228L229 126V128H228V130L226 131V125H225ZM10 123V124H9ZM23 123H24V125H23ZM26 123V124H25ZM38 123V124H37ZM46 123V124H45ZM47 123H50V124H47ZM57 123V124H56ZM59 123V124H58ZM67 123V124H66ZM72 123V124H71ZM80 123L83 125V127H82V125H80ZM89 123V124H88ZM128 123V124H127ZM133 123H134V125H133ZM141 123H146L145 125L144 124H141ZM158 123V124H157ZM184 123H185V127L183 126L184 125ZM188 123V124H187ZM195 123V124H194ZM224 123V124H223ZM254 123V124H253ZM7 124V125H6ZM17 124V125H16ZM70 126H69V125ZM86 124V125H85ZM111 125V127H112V129H111V127H110V125ZM119 124H122V125H119ZM123 124H124V126H123ZM178 126V129L176 128L177 126ZM204 124H205V126H204ZM218 124H219V122H218ZM238 125V127L236 126V125ZM240 124H242V125H240ZM244 124H247V125H244ZM257 124V125H256ZM9 125V126H8ZM28 125V126H27ZM41 125V126H40ZM45 125V126H44ZM71 125H72V127H71ZM74 125H76V126H74ZM79 125V127H77ZM93 125V126H92ZM113 125V126H112ZM115 125V126H114ZM131 125H132V127L134 126V127H138V128H133L132 129V127H131ZM139 125V126H138ZM141 125V126H140ZM142 125H144V127L142 126ZM157 127H156V126ZM161 125V126H160ZM169 125H170V127H169ZM173 126V128H172V126ZM180 125H182L184 128H185V130H182V132H181V130L179 129V126ZM188 125V126H187ZM192 126V127H190V126ZM195 125V126H194ZM198 125V126H197ZM216 125H217V123H216ZM260 125L262 126V128L260 127ZM8 126V127H7ZM12 126V127H11ZM22 126H24V127H22ZM30 126V127H29ZM45 128H44V127ZM49 126H50V128H49ZM61 126V127H60ZM67 126V127H66ZM101 126V127H100ZM105 126H108L109 127V129H108V127H105ZM125 126L128 128V130H127V128H125ZM161 128H160V127ZM164 128H163V127ZM187 126V127H186ZM197 126V127H196ZM240 126V127H239ZM245 128H243V127ZM248 126V127H247ZM4 127V128H3ZM15 127V128H14ZM34 127H35V129H34ZM64 127V128H63ZM89 127H91V129H92V131H91V129L89 128ZM140 127H143V128H141L140 129ZM147 127H149V128H147ZM169 129H168V128ZM181 127V126H180ZM188 127H190L189 129H188ZM194 127H196L195 129H194ZM204 127H206V128H204ZM234 127V128H233ZM236 127V128H235ZM257 127V128H256ZM9 128H11V129H9ZM18 128V130H16ZM27 128V129H26ZM29 128V129H28ZM38 128V129H37ZM40 128V129H39ZM48 128H49V130H48ZM56 128V129H55ZM71 128V129H70ZM75 128H76V130H75ZM77 128H79V129H77ZM81 128V129H80ZM86 128V129H85ZM114 128V129H113ZM120 128V129H119ZM124 128V129H123ZM132 130H130V129ZM145 128V129H144ZM147 128V129H146ZM160 128V129H159ZM183 128V129H184ZM187 128V129H186ZM201 128V129H200ZM232 128H233V132H231L232 131ZM247 128H250V130L249 129H247ZM6 129V130H5ZM20 129V130H19ZM54 129H55V131H54ZM64 129V130H63ZM84 129L86 130V132H84ZM87 129H88V131H87ZM102 129H103V131H102ZM117 129H119V130H117ZM123 131H122V130ZM143 129V130H142ZM151 129V130H150ZM164 129V130H163ZM193 129V130H192ZM202 129H204V130H202ZM244 131H243V130ZM255 129H257V130H255ZM261 129V130H260ZM13 130V131H12ZM33 130V131H32ZM35 130V131H34ZM41 130V131H40ZM48 130V131H47ZM50 130H52L53 132V134L51 133V131ZM109 130V131H108ZM114 130V131H113ZM159 131V133H158V131ZM169 130V131H168ZM191 130L197 135V136H195L194 135V133L193 132H191ZM195 130V131H194ZM262 130H263V132H262ZM6 131H7V133H6ZM30 131V132H29ZM60 131H61V133H60ZM64 133H63V132ZM127 131V132H126ZM129 131V132H128ZM131 131V132H130ZM138 131H139V133H138ZM147 131V132H146ZM156 131H157V133H156ZM163 131H164V133H163ZM166 131V132H165ZM179 131V132H178ZM197 131H202V132H197ZM207 131V132H206ZM218 131V132H217ZM226 131V132H225ZM228 131H230V132H228ZM245 131H246V133H245ZM258 131V132H257ZM3 132H4V134H3ZM23 134H22V133ZM36 132V133H35ZM55 132V133H54ZM57 132V133H56ZM91 132V133H90ZM109 132V133H108ZM135 132V133H134ZM144 132V133H143ZM145 132H146V135H145ZM151 133V135H150V133ZM154 132V133H153ZM180 132H181V135H180ZM243 132V133H242ZM248 132V133H247ZM9 133V134H8ZM11 133V134H10ZM14 133V134H13ZM31 133V134H30ZM33 133V134H32ZM45 134V136H44V134ZM63 133V134H62ZM86 135H85V134ZM119 133H121L123 136H121V134H119ZM129 133V134H128ZM142 133V134H141ZM157 135H156V134ZM170 133V134H169ZM192 133V134H191ZM199 135H198V134ZM201 133H204L203 135H201ZM227 133H229V134H227ZM256 133V134H255ZM3 134V135H2ZM12 134H13V136H12ZM16 134V135H15ZM27 134H29V136L27 135ZM68 134V135H67ZM76 134H78V135H76ZM90 134V135H89ZM126 134V135H125ZM136 134V135H135ZM148 134V135H147ZM162 134H163V136H162ZM238 134V135H237ZM246 136H245V135ZM5 135V136H4ZM33 135V136H32ZM48 135H50V136H48ZM67 135V136H66ZM83 135H85V136H83ZM156 135V136H155ZM161 135V136H160ZM165 135V136H164ZM173 135L175 136V138L173 137ZM193 135V136H192ZM217 135H218V138H219V140L217 139ZM239 136V137H237V136ZM248 135H250V137H252V138H248ZM259 137H258V136ZM12 136V137H11ZM20 136V137H19ZM28 136V137H27ZM40 138H39V137ZM47 136H48V138H47ZM53 136H54V138H53ZM79 136V137H78ZM80 136H83V137H81L82 138V140H80V142H79V139H80ZM92 136V139L90 138ZM117 138H116V137ZM168 136H169V138H170V141H172V143L169 141V138H168ZM202 136V137H201ZM214 136H216V137H214ZM223 136V137H222ZM4 137V138H3ZM17 138V139H15V138ZM44 137L45 138H47L48 139V144H47V139L45 140L44 139ZM52 137V138H51ZM114 137H115V139H114ZM124 139H123V138ZM131 137V138H130ZM134 137V138H133ZM140 137H142V138H140ZM145 137V138H144ZM148 137V138H147ZM157 137V138H156ZM159 137V138H158ZM166 137V138H165ZM180 137H182L181 139H179ZM191 137V138H190ZM235 137V138H234ZM254 137H256V138H254ZM3 138V139H2ZM10 138H14L15 140H13V139H11L10 140ZM29 138V139H28ZM33 138H34V140H33ZM36 138H39L38 140L36 139ZM50 138V139H49ZM55 138H57L56 140H55ZM75 138V139H74ZM98 138V139H97ZM110 138H111V140H110ZM120 138H122V139H120ZM130 138V139H129ZM150 138L152 139V141L150 140ZM162 138H164V140L162 139ZM186 138V139H185ZM206 138H207V140H206ZM214 138V139H213ZM226 138V139H225ZM5 139H8V140H6V141H4ZM51 139H52V141H51ZM53 139H54V141H53ZM59 139H61V140H59ZM72 139V140H71ZM74 139V140H73ZM113 139V140H112ZM119 139V140H118ZM139 139V140H138ZM168 139V140H167ZM173 139V140H172ZM178 139H179V141H178ZM210 139H211V141H210ZM215 139H216V141H215ZM232 139V140H231ZM249 139V140H248ZM24 140V141H23ZM26 140V141H25ZM43 140V141H42ZM49 140H50V142H51V144L49 143ZM64 140V141H63ZM95 140H97V141H95ZM116 140V141H115ZM118 140V141H117ZM126 140V141H125ZM144 140V141H143ZM159 140H160V142L162 141V143H160L159 142ZM188 140V141H187ZM193 140L195 141V140H197L198 141V143L196 144V141H195V145H194V142H193ZM205 140V141H204ZM234 140V141H233ZM236 140H237V143H236ZM246 140H247V142H246ZM252 140V141H251ZM18 141V142H17ZM20 141V142H19ZM41 142L40 144L39 143H37V142ZM72 141V142H71ZM73 141H75V142H73ZM77 141V142H76ZM88 141V142H87ZM114 141V142H113ZM137 143H136V142ZM232 141V142H231ZM256 141H258L256 144H255V142ZM0 142V143H1ZM9 142V143H8ZM28 142V143H27ZM34 142V143H33ZM45 144H44V143ZM53 142V143H52ZM97 142V143H96ZM100 142V143H99ZM113 142V143H112ZM128 142H129V144H128ZM134 142V143H133ZM169 142H170V145H169ZM187 142H189V143H187ZM205 142V143H204ZM206 142H209V143H206ZM215 142V143H214ZM216 142L218 143V147H217V145H216ZM243 144H242V143ZM254 144H253V143ZM262 142V143H261ZM19 143V144H18ZM21 143V144H20ZM22 143H23V145H22ZM61 143V144H60ZM66 143H67V145H66ZM79 143V144H78ZM83 145H81V144ZM84 143V144H83ZM104 143V144H103ZM116 143V144H115ZM118 143L119 144H121V145H118ZM148 143V144H147ZM186 143V144H185ZM190 143H193V144H190ZM200 143V144H199ZM204 143V144H203ZM235 143V144H234ZM260 143H261V145H260ZM9 144V145H8ZM42 144V145H41ZM44 144V145H43ZM65 146H64V145ZM73 144H74V146L76 147L77 146V148L78 149H80L79 151L77 150V148H76V150H75V147L73 146ZM99 144V145H98ZM108 146H107V145ZM126 146H124V145ZM127 144V145H126ZM137 144V145H136ZM165 144V145H164ZM172 144H176L175 146L174 145H172ZM201 144H203V145H201ZM206 144H207V146H206ZM221 146H220V145ZM246 146H245V145ZM248 144V145H247ZM4 145H6L5 147H4ZM8 145V146H7ZM25 145V146H24ZM35 145V146H34ZM71 145V146H70ZM85 145V146H84ZM86 145H87V147H86ZM113 145H114V147H115V149H114V147H113ZM139 145V146H138ZM141 145V146H140ZM142 145L145 147H142ZM172 145V146H171ZM193 147H192V146ZM210 145H212V146H210ZM228 145H230V146H228ZM235 145H236V147H235ZM240 145V146H239ZM251 145V146H250ZM17 146H18V149H16L17 148ZM32 146V147H31ZM46 146H48V148L46 147ZM66 147V148H64V147ZM91 146V147H90ZM109 146H111V147H109ZM132 148H131V147ZM147 146H150V147H148L147 148ZM158 146V147H157ZM194 146H196L198 149H197V151H195L196 150V147H194ZM199 146V147H198ZM209 146V147H208ZM223 146V147H222ZM242 146V147H241ZM249 146V147H248ZM4 147V148H3ZM11 149L12 147V151L11 150H8L9 148ZM43 147V148H42ZM52 147H53V149H52ZM55 147V148H54ZM80 147V148H79ZM83 147V148H82ZM94 147V148H93ZM124 147V148H123ZM164 147V148H163ZM181 147V148H180ZM183 147H184V149H183ZM221 147L222 148H225V149H227V151H229L230 149V151L231 152H227L225 149H221ZM229 147H232V148H229ZM254 147H256L257 149H255ZM35 148V151L33 150ZM42 150H41V149ZM62 148V149H61ZM71 150H70V149ZM86 148H87V150H86ZM102 148V149H101ZM109 148H111L110 150H109ZM123 148V149H122ZM126 148V150H124ZM139 148V149H138ZM207 148V150H205ZM208 148H209V151H208ZM210 148H214V149H210ZM215 148H216V150H215ZM248 150H247V149ZM261 148H262V150H261ZM24 149V150H23ZM103 149H104V151H103ZM106 149V150H105ZM108 149V150H107ZM128 149V150H127ZM139 151H138V150ZM153 149V150H152ZM157 149V150H156ZM162 149V150H161ZM167 149V150H166ZM175 149V150H174ZM176 149H177V151H176ZM185 149H186V151H185ZM250 149V150H249ZM3 150L5 151V152H3ZM6 150H7V154H6ZM20 152H19V151ZM23 152H22V151ZM49 150V151H48ZM74 150V151H73ZM85 150V151H84ZM89 150V151H88ZM95 151V153H94V151ZM101 150V151H100ZM117 150V151H116ZM121 150V151H120ZM131 150H133V151H131ZM143 150V151H142ZM151 150V151H150ZM179 150H181V151H179ZM210 150H212V151H210ZM222 150V151H221ZM241 150V151H240ZM245 150L247 151L246 153H245ZM254 150H256V151H254ZM259 150H261V151H259ZM1 151L3 152V154L1 153ZM14 151H16V152H14ZM37 151V155H35L36 152ZM44 151H46V152H44ZM54 151H56V152H54ZM62 151V152H61ZM150 151V152H149ZM160 151V152H159ZM164 151H165V153H164ZM175 151V152H174ZM188 151H190V154H189V152ZM195 151V152H194ZM199 151V152H198ZM213 151H215V153H216V156H218V157H216V156H214L215 158H213L212 157V152ZM14 152V153H13ZM19 152V153H18ZM40 152V153H39ZM51 152V153H50ZM59 152V153H58ZM72 152V153H71ZM78 152V156H80V157H78V156H76L77 153ZM81 152V153H80ZM111 152V153H110ZM117 152H119V154H120V156H121V158H120V156L118 157V153ZM121 152V153H120ZM131 154H130V153ZM133 152H135V153H137V155L135 154V153H133ZM143 152V153H142ZM158 152V153H157ZM166 152L168 153V154H166ZM173 152V153H172ZM180 152H181V154H180ZM194 152V153H193ZM197 152V153H196ZM203 152L205 153L204 154V156H203ZM257 152V153H256ZM24 153V155H26V157H28V159L24 156V155H22ZM33 153H35V154H33ZM47 153V154H46ZM49 153L51 154V156L49 155ZM56 153V154H55ZM68 153V154H67ZM106 153H108V154H106ZM116 153V154H115ZM150 153V154H149ZM162 153V154H161ZM177 153V154H176ZM185 153H186V156H185ZM223 154L222 156H224L225 158H223L222 157V159H221V157H219V154ZM233 154L232 156H231V154ZM244 153V156L242 155ZM251 153V154H250ZM4 154L6 155V159H5V157H4ZM15 154H18V156L17 155H15ZM43 154H45V155H43ZM65 154V155H64ZM74 154H75V157H74ZM114 154V155H113ZM194 154V155H193ZM195 154H197V155H195ZM199 154H201V155H199ZM225 154H226V156H227V158H226V156H225ZM237 156H235V155ZM258 154V155H257ZM7 155H8V158H7ZM44 157H43V156ZM49 155V157L47 158V156ZM106 155V156H105ZM117 157H116V156ZM127 156L126 158L124 157V156ZM129 155V156H128ZM133 155V156H132ZM145 157H143V156ZM167 155H169L168 157H166ZM176 155H178L177 157L178 158H176ZM220 155V156H221ZM250 155H251V157H250ZM61 156H62V158H61ZM64 156H66V157H64ZM72 156V157H71ZM96 156V157H95ZM105 156V157H104ZM110 156H111V158H110ZM112 156H114V157H112ZM135 156V157H134ZM137 156V157H136ZM186 158H185V157ZM187 156H188V158H187ZM195 156V157H194ZM234 156V157H233ZM2 157V158H1ZM19 158V160H17L18 158ZM34 157H35V159H34ZM38 157V158H37ZM46 157V158H45ZM53 157V158H52ZM68 157V158H67ZM76 157H77V159H76ZM85 158V161H84V158ZM140 157H142V158H140ZM150 157V158H149ZM153 157V158H152ZM173 157V158H172ZM194 157V158H193ZM201 157V158H200ZM208 159H206V158ZM211 157H212V159H213V162L212 163H214V162H218L217 164L215 163L214 165L213 164H211V162L210 161H212V159H211ZM236 157V158H235ZM263 157V158H262ZM14 158V159H13ZM21 158V159H20ZM33 158V159H32ZM43 158V159H42ZM80 158V159H79ZM92 158V159H91ZM110 158V159H109ZM117 158V159H116ZM120 158V159H119ZM129 158V159H128ZM137 158V159H136ZM145 160H144V159ZM169 160H168V159ZM172 158V159H171ZM180 158V159H179ZM182 158H185L186 160H184L183 161V159ZM193 158V159H192ZM196 158V159H195ZM203 158H205V159H203ZM218 158H220V159H218ZM256 158V159H255ZM260 160H259V159ZM12 159V160H11ZM26 160L25 162H23V160ZM32 159V160H31ZM40 159H42V161L45 159V161H43L44 162V165H43V162L40 160ZM46 159H47V161H46ZM52 159V160H51ZM133 159V160H132ZM138 159H139V164H138ZM143 159V161H144V163H143V161H141V160ZM152 159V160H151ZM178 161H177V160ZM226 159V160H225ZM262 159V160H261ZM33 160H35V161H33ZM37 160V161H36ZM40 162H39V161ZM54 160V161H53ZM59 160V161H58ZM62 160H64V161H62ZM69 160H71V162H73L74 163V167H71V164H72V166H73V163H71ZM78 160V161H77ZM91 160V161H90ZM123 162V163H121V161ZM126 162H125V161ZM131 160V161H130ZM157 162H156V161ZM172 160V161H171ZM190 160H193L192 162L190 161ZM233 160V161H232ZM236 160V161H235ZM241 160H245V162L244 161H241ZM247 160V161H246ZM255 160V161H254ZM3 161H5V162H3ZM13 161H15V162H13ZM31 161V162H30ZM69 161V162H68ZM76 161V162H75ZM95 161V162H94ZM115 161V162H114ZM119 163H118V162ZM133 161V162H132ZM150 161V162H149ZM154 161V162H153ZM175 161V163H173ZM181 161V162H180ZM187 161V162H186ZM201 161H203V163L201 162ZM208 161V162H207ZM235 161V162H234ZM42 162V163H41ZM61 162H63V163H61ZM82 162V163H81ZM84 162V163H83ZM87 162V163H86ZM111 162V163H110ZM148 162V163H147ZM205 162V163H204ZM207 162V163H206ZM250 162V163H249ZM12 163V164H11ZM21 163V164H20ZM26 163V164H25ZM30 163V164H29ZM36 163V164H35ZM52 163H54V164H52ZM65 163V164H64ZM66 163H68V164H66ZM80 165H79V164ZM90 165H89V164ZM97 163V164H96ZM102 165H101V164ZM113 163V164H112ZM128 163V165H129V167H128V165L126 166V164ZM133 163V164H132ZM146 163H147V166H146ZM172 163V164H171ZM177 163H178V167H177ZM179 163H181V164H179ZM186 163V164H185ZM222 163V164H221ZM240 163V164H239ZM253 163V164H252ZM256 163V164H255ZM4 164H6V165H4ZM14 164V165H13ZM24 164V165H23ZM28 164V165H27ZM38 164V165H37ZM39 164H40V167H39ZM51 164L52 165H54V166H52L51 167ZM61 166H60V165ZM84 164V165H83ZM100 164V165H99ZM111 164V165H110ZM131 164V165H130ZM137 164V165H136ZM144 164V165H143ZM167 164V165H166ZM190 164H192V165H190ZM196 164V165H195ZM199 164V165H198ZM228 164V165H227ZM246 164V166H244ZM249 164V165H248ZM262 165V166H260V165ZM23 165V166H22ZM31 165V166H30ZM36 165L38 166V167H36ZM78 165V166H77ZM95 166V167H93V166ZM112 165H113V168H112ZM120 167H119V166ZM156 165V166H155ZM162 165V166H161ZM188 165V166H187ZM195 165V166H194ZM202 165H204L203 167H202ZM216 165V166H215ZM231 165V166H230ZM237 165V166H236ZM248 165V166H247ZM256 165V166H255ZM258 165V166H257ZM3 166V167H2ZM11 166V167H10ZM29 166V167H28ZM34 166H35V168H34ZM64 166H66L68 169H70L71 168V171L70 170H68L66 167H65V169H64ZM80 166V167H79ZM84 166V167H83ZM89 166V167H88ZM125 166H126V168H125ZM140 166H142V167H140ZM145 166V167H144ZM161 166V167H160ZM169 166V167H168ZM181 166H182V168H181ZM184 166V167H183ZM210 166H212V167H210ZM221 166V167H220ZM253 166V167H252ZM7 167V168H6ZM16 167V168H15ZM28 169H27V168ZM58 169H56V168ZM61 167V168H60ZM63 167V168H62ZM105 167V168H104ZM109 167L111 168V169H109ZM121 167H124V168H122L121 169ZM131 167V168H130ZM146 167H149V168H146ZM151 167V168H150ZM199 167V168H198ZM226 167V168H225ZM227 167H229L228 169H227ZM237 167H239L238 169H237ZM259 167V168H258ZM261 167H262V169H261ZM9 168V169H8ZM25 168V169H24ZM54 168V169H53ZM60 168V169H59ZM75 168V169H74ZM90 168H91V170H90ZM100 168V169H99ZM115 168H117L116 170H114ZM128 168H129V170H128ZM133 168H136L135 169V171H134V169ZM145 168V169H144ZM153 168V169H152ZM167 168V169H166ZM188 170L189 168V172L187 171V172H184L183 173V171L185 170ZM196 168H197V171L198 172H196V171H194V169L196 170ZM207 168V169H206ZM213 168V170L212 171H214L213 173H212V171L210 170V169H212ZM221 168H222V171L224 172H222V171H219V170H221ZM235 168V169H234ZM252 168H254V169H252ZM258 168V169H257ZM16 169H17V171H16ZM18 169H20V170H18ZM30 169V170H29ZM51 169V170H50ZM53 169V170H52ZM72 169H73V171H72ZM80 169H82V170H80ZM85 171H84V170ZM88 169V170H87ZM97 169V170H96ZM133 169V170H132ZM140 169V170H139ZM147 169V170H146ZM166 169V170H165ZM180 169V170H179ZM182 169V170H181ZM201 169H203V170H201ZM209 169V170H208ZM261 170V172H260V170ZM8 170V172L6 173V171ZM16 171V172H10V171ZM26 170V171H25ZM27 170H29L28 172H27ZM39 170V171H38ZM43 170V171H42ZM65 170V171H64ZM80 170V171H79ZM95 170V171H94ZM128 170V172H126ZM161 170V171H160ZM165 170V172H167V173H165V172H163ZM168 170V171H167ZM176 170V171H175ZM185 170V171H186ZM195 172V173H193V171ZM236 170H239V172L238 171H236ZM241 170H243V171H245V173H242L241 172ZM257 170H259V171H257ZM35 171V172H34ZM50 171V172H49ZM69 171V173H70V175H68L67 174V172ZM82 171V172H81ZM84 171V172H83ZM98 171V172H97ZM104 171V173H101V172H103ZM108 171V172H107ZM111 171H112V173H111ZM117 173H116V172ZM121 171V172H120ZM137 171V172H136ZM141 171V172H140ZM146 171H147V173H146ZM153 171V172H152ZM192 171V172H191ZM205 171V173H203ZM208 171V172H207ZM209 171H211V172H209ZM232 172V174H231V172ZM25 172H27V173H25ZM41 172H42V175H41ZM48 172V173H47ZM53 172V173H52ZM62 172H63V174H62ZM73 172V173H72ZM76 172V173H75ZM82 174H80V173ZM85 172H87V174L88 175H86V174H84ZM90 172V173H89ZM93 172H95V173H93ZM126 172V173H125ZM191 172V173H190ZM207 172V173H206ZM222 172V173H221ZM238 174H237V173ZM256 172H257V174H256ZM9 173L11 174V175H9ZM19 173V174H18ZM35 173H36V176H37V174L39 175V176H37L38 177V179L36 178V176L34 177V175H35ZM52 175H51V174ZM58 175H57V174ZM91 173H93L94 175L96 174V176L94 177V175L92 174L91 175ZM111 173V174H110ZM118 173H120V174H118ZM121 173H122V175H121ZM126 175H125V174ZM142 174V176L140 177V174ZM155 173V174H154ZM176 173V174H175ZM182 173H183V175H182ZM217 173V174H216ZM234 173V174H233ZM8 174V175H7ZM22 174H24V175H22ZM29 174H31V175H29ZM34 174V175H33ZM72 174H74V175H72ZM116 174L117 175H119V176H116ZM133 174V175H132ZM137 174V175H136ZM139 174V175H138ZM160 174V175H159ZM166 174V175H165ZM185 174V175H184ZM187 174V175H186ZM215 174V175H214ZM220 174V175H219ZM223 176H222V175ZM229 174V175H228ZM247 174L249 175V176H247ZM259 174V175H258ZM21 175V176H20ZM33 175V176H32ZM51 175V176H50ZM77 175H78V178H77ZM100 175V177H98ZM112 175V176H111ZM132 175V176H131ZM179 175V176H178ZM194 175V176H193ZM199 175H200V177H199ZM206 175V176H205ZM234 175V176H233ZM236 175V176H235ZM257 175V176H256ZM260 175H262V176H260ZM12 176V177H11ZM14 176V177H13ZM18 176V177H17ZM23 176V177H22ZM40 176H43V178L42 177H40ZM45 176V177H44ZM53 176V177H52ZM62 176V177H61ZM64 176H66V177H64ZM71 176V177H70ZM91 176H92V180H91ZM102 176V177H101ZM139 176V177H138ZM146 176H148V177H146ZM151 176V177H150ZM173 176V177H172ZM177 176V177H176ZM187 176L190 178V180H189V178L187 179ZM192 176H193V178H192ZM202 176H204V177H202ZM210 178H209V177ZM227 178H226V177ZM233 176V177H232ZM262 177V178H258V177ZM5 178L6 177V179H7V177L9 178H11V180H13V181H11V180H5V179H3V178ZM21 177V178H20ZM31 177H34V178H31ZM51 177V178H50ZM69 177V178H68ZM81 179H80V178ZM85 177H87L86 179H85ZM104 177V178H103ZM111 177H118V178H114V180H113V178H111ZM119 177L121 178L120 180H119ZM126 178V179H123V178ZM131 177L133 178V179H131ZM143 177V178H142ZM156 177H157V179H159V181H157V179H156ZM163 177V178H162ZM168 179H166V178ZM169 177H171V178H169ZM181 177V178H180ZM186 177V178H185ZM194 177H196V178H194ZM202 177V178H201ZM207 177V178H206ZM213 177V178H212ZM238 177V178H237ZM242 177V178H241ZM255 177V178H254ZM17 180H16V179ZM22 178H23V181L25 180V179H28V180H25L24 182L23 181H21L22 180ZM25 178V179H24ZM40 178V179H39ZM45 178H47V180L45 179ZM50 178V179H49ZM60 178V179H59ZM71 178V179H70ZM83 178H84V180H83ZM97 179V180H93V179ZM98 178H100V179H98ZM111 178V179H110ZM130 178V179H129ZM135 178V179H134ZM138 178H140V179H138ZM149 178V179H148ZM174 178V179H173ZM176 178H178V179H176ZM184 178V179H183ZM199 178H201V179H199ZM212 178V179H211ZM223 178V179H222ZM29 179H32V180H30L29 181ZM42 179V180H41ZM68 179V180H67ZM73 179V180H72ZM76 179H78V181L76 180ZM101 179H103L102 181H100ZM107 179V180H106ZM109 179V180H108ZM145 179V181L148 183H144V182H142L143 180ZM172 179V180H171ZM175 179L177 180V182L175 181ZM183 179V180H182ZM192 179V180H191ZM231 179H232V182H231ZM240 179V180H239ZM243 181H242V180ZM245 179V180H244ZM252 179H253V181H252ZM260 179V180H259ZM4 180V181H3ZM50 180V181H49ZM71 180V181H70ZM80 180V181H79ZM82 180V181H81ZM91 180V181H90ZM116 180V181H115ZM126 182H125V181ZM132 180V181H131ZM137 180V181H136ZM153 180V181H152ZM171 180V181H170ZM185 180V181H184ZM188 180V181H187ZM201 180V181H200ZM215 180V181H214ZM228 180V181H227ZM236 180L239 182V185H236V184H238V183H236ZM258 180V181H257ZM16 181V182H15ZM29 181V182H28ZM44 181L46 182V183H44ZM73 181V182H72ZM114 181L118 184H116V183H114ZM156 181H157V183H156ZM161 181V182H160ZM165 181H166V184H165ZM175 181V182H174ZM192 183H191V182ZM194 181H195V184H194ZM214 181V182H213ZM225 181V182H224ZM4 182V183H3ZM5 182H8V183H5ZM21 182V183H20ZM49 182V183H48ZM55 182H56V184H55ZM75 183V186H76V184H77V188H76V197H75V201L77 200V202H75L74 204H76V203H78V204H76V206L74 205V208H73V213L74 214H72L71 212H68V210H66V209H62V206H61V204H60V200H58V199H60V197H61V195H64L63 193H65L66 194V192H67V190H61L62 189V185H68V183ZM86 182V183H85ZM95 184H94V183ZM97 182H99V184L97 183ZM125 182V183H124ZM130 182V183H129ZM151 182H153L152 183V185H151ZM159 182V183H158ZM185 182V183H184ZM189 182V183H188ZM197 182V183H196ZM211 182V183H210ZM216 182V183H215ZM220 182V183H219ZM242 182V183H241ZM2 183L5 185H2ZM17 183L19 184L20 183V186L19 185H17ZM29 183L31 184V185H29ZM35 183H36V185H35ZM39 183H40V185H42L41 186V188H39ZM81 183H83V184H81ZM108 183V184H107ZM124 183V184H123ZM138 183H140V185H141V183H143L142 185H141V187L140 186H138ZM160 183H162V184H160ZM168 183V184H167ZM173 183H176V185L177 186H175V184H173ZM201 183V184H200ZM208 183H209V185H208ZM214 183V184H213ZM230 184V186L228 187V185ZM242 185H241V184ZM244 183V184H243ZM256 183V184H255ZM257 183H261V185L259 184V186H258V184ZM6 184H8L7 186H6ZM13 186H12V185ZM16 184V185H15ZM24 184H28L27 185V187H22V186H26V185H24ZM49 184V185H48ZM88 184V185H87ZM112 184H114L113 186L110 185ZM191 184H192V186H191ZM215 184L217 185V187L215 186ZM219 184H220V186H219ZM11 185V186H10ZM38 185V186H37ZM44 185H46V186H44ZM51 185V186H50ZM79 185H82V186H79ZM85 185V186H84ZM94 185V186H93ZM107 185V186H106ZM126 185V186H125ZM128 185H130L129 187H128ZM133 185V186H132ZM160 185V186H159ZM165 185V186H164ZM185 185V186H184ZM188 185H190V187L188 186ZM198 185L200 186V188L198 187ZM203 185H204V187L206 188H210L208 191L203 187ZM207 185V186H206ZM213 185H214V187H216V188H214L213 187ZM234 185V186H233ZM252 185H253V187H252ZM14 186H15V188L17 187V191L14 189ZM35 186V187H34ZM52 186H55V187H52ZM84 186V187H83ZM87 186V187H86ZM116 186V187H115ZM143 186V187H142ZM155 186V187H154ZM159 186V187H158ZM167 186V187H166ZM178 186H179V188H178ZM181 186V187H180ZM245 186L247 187L248 186V189L247 188H245ZM261 186V187H260ZM5 187V188H4ZM7 187V188H6ZM21 187V188H20ZM30 187V188H29ZM34 187V188H33ZM61 187V188H60ZM89 187V188H88ZM93 189H91V188ZM96 187V188H95ZM104 187H105V189H104ZM113 189H112V188ZM125 187V188H124ZM153 187H154V189H153ZM169 187H170V189H169ZM185 187V188H184ZM211 187H213V188H211ZM219 187H220V191H219ZM260 187V188H259ZM2 188V189H1ZM9 188V190H7ZM18 188H20V190H21V193H19L20 191H19V189ZM36 188V189H35ZM44 188V189H43ZM49 188V189H48ZM58 189V191L56 190V189ZM78 188H80L79 190H78ZM116 188V189H115ZM137 188H139V189H137ZM159 188H160V192H159ZM162 188V189H161ZM173 188H175V189H173ZM177 188V189H176ZM191 188V189H190ZM194 188V189H193ZM197 188V189H196ZM221 188H225L224 190L223 189H221ZM246 190H245V189ZM251 188V189H250ZM26 189V190H25ZM30 189L31 190H33L32 192L30 191ZM87 189H89V191L87 190ZM94 189H96V190H94ZM115 189V190H114ZM128 189V190H127ZM142 189H143V191H142ZM156 189V190H155ZM169 189V190H168ZM189 191H188V190ZM200 189V190H199ZM227 189V190H226ZM230 189H232V190H230ZM260 189V190H259ZM25 190V192H23ZM30 191V192H27V191ZM46 190H47V192H46ZM56 190V191H55ZM61 190V191H60ZM99 190H101V191H99ZM108 190L111 192H108ZM112 190H114V192L112 191ZM117 190V191H116ZM144 190H146V191H144ZM171 190V191H170ZM173 190V191H172ZM193 190V191H192ZM203 190H204V192H203ZM206 190V191H205ZM211 190H213V191H211ZM217 190H218V192H217ZM252 190H254V191H252ZM10 191H12V193L10 192ZM81 191V192H80ZM85 193H84V192ZM87 191V192H86ZM123 191V192H122ZM136 191V192H135ZM155 191H157L156 193H154ZM177 191V192H176ZM183 191V192H182ZM199 191H201V194L203 193L204 195H201L200 193H199ZM211 191V192H210ZM228 191V192H227ZM234 191V192H233ZM239 191H240V193H239ZM244 191V192H243ZM259 191H262V193L261 192H259ZM7 192H8V194H7ZM37 192V193H36ZM50 192V193H49ZM99 192H103V193H99ZM104 192H107V193H104ZM141 192L143 193V194H141ZM163 192L166 194H163ZM168 192V193H167ZM170 192H171V194L173 193L174 195H176V196H174L173 194L171 195L170 194ZM175 192V193H174ZM188 192V193H187ZM190 192V193H189ZM195 192H196V194H195ZM215 193V195L213 194V193ZM246 192V193H245ZM252 192V193H251ZM9 193H11V194H9ZM25 193H26V195H25ZM28 193V194H27ZM34 193V194H33ZM53 193V194H52ZM84 193V194H83ZM87 193V194H86ZM96 194V195H94V194ZM109 193V194H108ZM147 193V194H146ZM161 193V194H160ZM192 193V194H191ZM207 193H208V195H207ZM221 193H222V195H221ZM233 193V194H232ZM234 193L236 194V195H234ZM241 194L240 195V197L241 198H239L238 196H239V194ZM243 193L246 195H243ZM4 194V195H3ZM13 194V195H12ZM14 194H16L15 196H14ZM21 196H20V195ZM44 194V195H43ZM55 194V195H54ZM90 194H92V195H90ZM113 194L116 196H113ZM130 194V195H129ZM151 194H152V196H151ZM156 194V196H154ZM169 195V197H168V195ZM181 196H179V195ZM188 194V195H187ZM192 196H191V195ZM257 194H258V196H257ZM8 195H10L9 197H10V199H8ZM17 195H18V197H22V196H24V197H22V199L21 198H19V200H18V198H17ZM33 195V196H32ZM41 195V196H40ZM80 195V196H79ZM82 195V196H81ZM85 195V196H84ZM92 196V197H89V196ZM138 195V196H137ZM193 195L194 196H196L195 198H193ZM263 195V196H262ZM27 196H30V197H27ZM35 196V197H34ZM37 196V197H36ZM46 196H48V197H46ZM58 196V197H57ZM79 196V197H78ZM94 196H97V197H94ZM121 196V197H120ZM126 196V197H125ZM132 196V197H131ZM136 197V199L135 198H133V197ZM154 196V197H153ZM166 196V197H165ZM172 196H174V197H172ZM191 196V197H190ZM197 196H199L200 198H198ZM203 196H204V198H206V199H209L208 200V202H207V200H205L204 198H203ZM208 198H207V197ZM220 198H219V197ZM247 196H248V198H247ZM250 196V197H249ZM3 197V198H2ZM7 197V198H6ZM43 197V198H42ZM52 197V198H51ZM77 197H78V199H77ZM99 197V198H98ZM142 197V198H141ZM156 197V198H155ZM160 197V198H159ZM184 197V198H183ZM216 197V198H215ZM239 199H237V198ZM246 197V198H245ZM14 198H17V199H14ZM33 198V199H32ZM38 200H37V199ZM45 198H48V199H45ZM53 198H56V199H53ZM85 198V199H84ZM102 198V199H101ZM106 198H107V201H106ZM114 198H116V200L114 199ZM129 198V199H128ZM174 198V199H173ZM191 198V199H190ZM227 198L229 199L230 198V200H228L229 202H227L226 200H227ZM242 198H243V200H242ZM11 199H13V200H11ZM29 200V204H28V200ZM42 200L43 199V201L42 202H44L43 204H42V202L40 203V201L39 200ZM49 199H50V201H49ZM82 199V200H81ZM91 201H94V202H91ZM95 199V200H94ZM102 201H101V200ZM109 199H110V201H112V202H110L109 201ZM117 199H123V201H121V200H117ZM147 199H149L148 200V203H146L147 202ZM166 199H168V200H166ZM177 201H176V200ZM183 199V200H182ZM185 199V200H184ZM193 199H195V200H193ZM212 199V200H211ZM257 199V200H256ZM10 200V201H9ZM27 200V201H26ZM34 200H37V201H34ZM79 200V201H78ZM81 200V201H80ZM98 200V201H97ZM134 200V201H133ZM139 200V201H138ZM161 200H162V204H161ZM189 200V201H188ZM192 200V201H191ZM203 200V201H202ZM205 200V201H204ZM225 200V201H224ZM240 200H242V201H240ZM251 200V201H250ZM252 200H253V203H252ZM263 200V201H262ZM2 201H5V202H2ZM11 201H12V203H11ZM19 201V203H17ZM92 204V206L90 205V203ZM100 201V202H99ZM108 201L110 202V203H108ZM131 203H130V202ZM133 201V202H132ZM156 201V202H155ZM169 201V202H168ZM220 201H221V203H222V205L223 204H225L224 206H222V205H220ZM245 201V202H244ZM250 201V202H249ZM255 201H257L256 202V204H254V202ZM89 204H88V203ZM151 202V203H150ZM155 202V203H154ZM188 203V205H187V203ZM201 202V203H200ZM216 202V203H215ZM219 202V203H218ZM247 202V203H246ZM261 202V203H260ZM15 203V204H14ZM39 203V204H38ZM102 203V204H101ZM120 203H121V205H120ZM123 203V204H122ZM144 203V204H143ZM150 203V204H149ZM161 205H160V204ZM171 203V204H170ZM176 203V204H175ZM185 203V204H184ZM193 204V205H191V204ZM196 205H195V204ZM200 203V204H199ZM206 203V204H205ZM229 203V204H228ZM232 203V204H231ZM239 203H240V205H239ZM242 203V204H241ZM244 203V204H243ZM245 203H246V205H245ZM249 203V204H248ZM251 203H252V205L254 206L253 207V209L251 208L252 207V205H251ZM21 204V205H20ZM34 204V205H33ZM56 204V205H59L60 206V209H59V206H56V208L54 207V205ZM79 204H80V206H79ZM87 204H88V207H87ZM98 204V205H97ZM109 204V205H108ZM111 204H113V205H111ZM117 204V205H116ZM134 204H138L137 205V208H136V205H134ZM158 204V205H157ZM202 204V205H201ZM205 204V205H204ZM237 206V207H235V205ZM257 204H258V206H260L259 208H258V206H257ZM261 204V205H260ZM7 205V206H6ZM26 205H27V207H26ZM38 205V206H37ZM43 205V206H42ZM46 205H47V207H46ZM100 205V206H99ZM101 205H103V208L101 207ZM116 205V206H115ZM120 205V206H119ZM123 205V206H122ZM158 206V208L157 207H155V206ZM177 205V206H176ZM198 205V206H197ZM211 205V206H210ZM227 205V206H226ZM230 205V206H229ZM233 205V206H232ZM242 205V206H241ZM17 206V207H16ZM20 206H22V207H20ZM32 206H33V208L34 209H32ZM45 206V207H44ZM53 206V207H52ZM91 208H90V207ZM97 206H99V209H98V207ZM108 206H111L110 208L108 207ZM146 206V207H145ZM171 206V207H170ZM187 206V207H186ZM200 206H203V208L202 207H200ZM206 206V208H204ZM209 206V207H208ZM219 206V207H218ZM240 206V208L238 209V207ZM248 206V207H247ZM255 206H257V207H255ZM263 206V207H262ZM31 207V208H30ZM38 207H39V209L41 210H39L38 209ZM49 207V208H48ZM52 207V208H51ZM75 207H78L77 209H75ZM83 208L82 210H81V208ZM85 207H87L86 209H84ZM115 207H116V209H115ZM139 207V208H138ZM153 207V208H152ZM183 207V208H182ZM185 207V208H184ZM195 207V208H194ZM196 207H198V208H196ZM208 207V208H207ZM215 209L216 207V209H215V211L213 210L212 211V209L213 208ZM228 207V208H227ZM244 207V208H243ZM246 207H247V209H246ZM13 208V209H12ZM20 208H21V210L23 211H21L20 210ZM42 208V209H41ZM43 208H45V209H43ZM47 208V209H46ZM54 208L56 209V210H54ZM127 208V209H126ZM129 208V209H128ZM131 208H132V210H131ZM142 208L144 209V210H142ZM156 208V209H155ZM162 209L161 210V212H160V209ZM177 210H176V209ZM180 208V209H179ZM191 208V209H190ZM194 208V209H193ZM202 208V209H201ZM209 208H211L210 210H209ZM224 208V209H223ZM255 208H257V209H255ZM3 209H4V211H3ZM30 209H32V210H34V212L32 211V210H30ZM51 209V210H50ZM93 209L95 210V209H97V210H95L94 212L96 213V216H95V213H93L92 211H93ZM138 209V210H137ZM156 211H155V210ZM164 209V210H163ZM169 209V210H168ZM187 209V210H186ZM230 211H229V210ZM243 210V211H241V210ZM261 209V210H260ZM263 209V210H262ZM16 210V211H15ZM24 210H26L25 212H24ZM28 210V211H27ZM37 210V211H36ZM42 210L45 212L46 210H47V212H45V213H43L42 212ZM54 210V211H53ZM58 210V211H57ZM62 210V211H61ZM79 210H80V213H81V216H80V213H78L79 212ZM87 210V211H86ZM91 210V211H90ZM99 210V211H98ZM103 210V211H102ZM104 210L105 211H107V212H105L104 213ZM127 210V211H126ZM134 210H135V212H134ZM151 212H150V211ZM154 210V211H153ZM166 210V211H165ZM170 210H171V212H170ZM184 210V211H183ZM238 210V211H237ZM240 210V211H239ZM248 210V211H247ZM3 211V212H2ZM15 213V215H14V213ZM39 211H40V213H39ZM52 211V212H51ZM58 213H57V212ZM60 211V212H59ZM75 211H78V212H75ZM113 211V212H112ZM118 211V212H117ZM123 211V212H122ZM130 211H131V213H130ZM136 211H137V213H136ZM163 211V212H162ZM182 211V212H181ZM191 211V212H190ZM192 211H194V212H192ZM201 212V214H203V216L200 214V212ZM21 212V214H19ZM34 214H33V213ZM39 214H38V213ZM63 212V213H62ZM91 213V214H89V213ZM111 212V213H110ZM115 212V213H114ZM129 212V213H128ZM147 212V213H146ZM149 212V213H148ZM153 212V213H152ZM156 212V213H155ZM159 212V213H158ZM177 212H179V213H177ZM188 212V213H187ZM197 212H199V214L201 215H199ZM209 212V213H208ZM220 212V213H219ZM230 212V213H229ZM232 212V213H231ZM244 214H242V213ZM247 214H246V213ZM248 212H249V214H248ZM3 213V214H2ZM7 213L9 214V216L7 215ZM41 213H42V215H41ZM48 213H50L51 214V216H49L50 214H48ZM52 213L54 214V215H52ZM55 213H57V214H59V215H57V214H55ZM60 213H62V214H60ZM71 213V214H70ZM98 213V214H97ZM112 213H114L113 214V216H114V218H113V216H112ZM123 213L125 214V215H123ZM140 213H141V215H140ZM171 213V214H170ZM186 215H185V214ZM193 213V214H192ZM214 213H217V215H215ZM237 215H236V214ZM2 214V215H1ZM29 214V215H28ZM30 214H31V216H30ZM46 214L48 215V217L46 216ZM71 216H70V215ZM103 214L104 216H103V218H104V220L102 219V218H99L100 220H98V216L97 215H99V216H101V215ZM131 214V215H130ZM165 214V215H164ZM181 215V216H179V215ZM183 214V215H182ZM195 214V215H194ZM197 214V215H196ZM208 214H209V219L208 218H205V217H207L208 216ZM218 214H220L221 216H223V217H221L220 215H218ZM233 214V215H232ZM239 214V215H238ZM253 214V215H252ZM255 214V215H254ZM45 215V216H44ZM57 216V219H56V216ZM63 215V216H62ZM72 215H73V217H72ZM75 215V216H74ZM83 215H85V216H83ZM90 215H91V217H90ZM127 215V216H126ZM131 217H130V216ZM137 215V216H136ZM153 215V216H152ZM156 215V216H155ZM159 215V216H158ZM162 215V216H161ZM191 215H193V216H191ZM199 215V216H198ZM206 215V216H205ZM6 216H8V217H6ZM38 216V217H37ZM41 216V217H40ZM64 216H67V218L66 217H64ZM68 216H69V218H68ZM94 216H95V219H94ZM119 216V217H118ZM161 216V217H160ZM169 216V217H168ZM194 216H196V217H194ZM215 216V217H214ZM230 218H229V217ZM240 216V217H239ZM254 216V217H253ZM255 216H257V217H255ZM262 216V217H261ZM11 217V218H10ZM18 217H20V218H17ZM40 217V218H39ZM46 217V218H45ZM53 217V218H52ZM70 217H71V219H70ZM76 217V218H75ZM80 217V218H79ZM81 217H83V219L81 218ZM84 217H85V219H84ZM102 217V216H101ZM112 217V218H111ZM117 217V218H116ZM137 217H138V219H137ZM146 217V218H145ZM154 217V218H153ZM172 217H175V218H173L172 219ZM177 217H179V218H177ZM188 217V218H187ZM219 219H218V218ZM9 218V219H8ZM58 218H60V219H58ZM89 218H91L90 220H89ZM132 218V219H131ZM145 218V219H144ZM151 218H153V219H151ZM155 218H157V219H155ZM197 218V221L195 220ZM203 218V219H202ZM215 218H217V220L215 219ZM223 218V219H222ZM226 218V219H225ZM233 218V219H232ZM236 218V219H235ZM240 220V219H242V221H244V218H245V221H244V223L240 220V222L238 221V219ZM255 218V219H254ZM10 219H11V221H10ZM15 219V220H14ZM19 219H21V220H19ZM26 219V220H25ZM30 219V220H29ZM52 219H55V221L54 220H52ZM76 221H75V220ZM93 219V220H92ZM117 219V220H116ZM124 219H126V221L124 220ZM129 219V220H128ZM148 219V220H147ZM158 219H160V220H158ZM171 219V220H170ZM175 219V221H176V223L173 221ZM181 220V222H180V220ZM208 219V220H207ZM210 219H213L212 221L210 220ZM225 219V220H224ZM232 219V220H236L237 221V223L235 222L234 223V221H232L231 220V222H230V220ZM253 219H254V221L255 222H253ZM258 219V220H257ZM263 221H261V220ZM28 220V221H27ZM38 220V221H37ZM44 220V221H43ZM45 220H51L50 222L49 221H45ZM61 220V221H60ZM69 220H73L72 221V223L71 224H75V225H73L74 226V228H72L73 226L70 224V221ZM80 220V221H79ZM83 220H88L87 222H85V221H83ZM103 220V221H102ZM113 220V221H112ZM121 220H123V221H121ZM145 220H147V221H145ZM150 220V221H149ZM201 220V221H200ZM208 221L207 223H209L210 224V226H209V224H207L205 221ZM209 220H210V222H209ZM247 220H251L249 223L248 222H246ZM7 221H8V223H7ZM10 221V222H9ZM19 221V222H18ZM33 221V222H32ZM35 221H37V222H35ZM40 221V222H39ZM58 221H60L61 222V224L58 222ZM94 223H93V222ZM96 221V222H95ZM101 221V222H100ZM121 221V222H120ZM133 221H135V222H133ZM156 221H157V223H156ZM159 221H161V222H159ZM179 223H178V222ZM187 221V222H186ZM193 221V222H192ZM199 221L200 222H202L203 221V223L201 224V223H199ZM215 221V222H214ZM225 223H224V222ZM259 221H261V222H259ZM13 222V223H12ZM15 222H16V224H15ZM29 222V223H28ZM54 222V223H53ZM55 222H58V224H56ZM69 222V223H68ZM79 222H81V223H79ZM84 222H85V224H84ZM98 222V223H97ZM108 222V223H107ZM113 222V223H112ZM120 222V223H119ZM189 222V223H188ZM191 222V223H190ZM256 222H258V223H256ZM25 223V224H24ZM42 223H44V224H42ZM53 223V224H52ZM88 223H90L91 225H93L92 227H91V225L89 226L88 225ZM121 223L122 224H124L123 226L121 225ZM126 223V224H125ZM128 223V224H127ZM132 223V224H131ZM155 223V224H154ZM159 223H160V225H159ZM174 223V224H173ZM216 223V224H215ZM221 223H223V224H221ZM227 223V224H226ZM242 223L244 224V225H242ZM254 223V224H253ZM256 223V224H255ZM9 224V225H8ZM23 226H22V225ZM54 224H56V225H54ZM63 224V225H62ZM86 224H87V226H86ZM107 224V225H106ZM109 224H111V225H109ZM117 224V225H116ZM148 224V225H147ZM167 224V225H166ZM173 224V225H172ZM178 224V226L179 227H181L182 226V228H176V227H178V226H176ZM188 224V225H187ZM195 224V226H192V225H194ZM199 224H201V225H199ZM234 225V224H236L237 226H232V225ZM247 224H249V225H247ZM252 224V225H251ZM40 225H41V229H40ZM62 225V226H61ZM100 225V226H99ZM127 225V226H126ZM129 225V226H128ZM134 225V226H133ZM156 225V226H155ZM162 225V226H161ZM169 225V226H168ZM200 227H199V226ZM209 227H208V226ZM228 225H230L231 227H227V230H226V227L225 226H228ZM253 225H256V228H252V227H254ZM9 226V227H8ZM18 226V227H17ZM26 226V227H25ZM30 226V227H29ZM47 228H46V227ZM51 226V227H50ZM66 226V227H65ZM70 226H72V227H70ZM84 228H83V227ZM86 226V227H85ZM96 226H98V227H96ZM112 228H111V227ZM136 226V227H135ZM143 226H145V227H143ZM148 226V227H147ZM207 226V227H206ZM239 226V227H238ZM245 226V227H244ZM15 227H17V228H15ZM37 227V228H36ZM44 227H45V229H44ZM54 227V228H53ZM80 227V228H79ZM88 227V228H87ZM95 227V228H94ZM124 227H126V228H124ZM130 227V228H129ZM135 227V228H134ZM138 227V229H136ZM141 227V228H140ZM152 227V228H151ZM155 227V228H154ZM164 227H166V229L164 228ZM186 227H188V228H186ZM191 227V228H190ZM251 229V231H250V229ZM260 227V228H259ZM12 228H13V231H12ZM20 228V229H19ZM22 228H23V230H22ZM39 228V229H38ZM51 228H53V230L51 229ZM60 228V229H59ZM70 228H72V230L73 231H75V232H72V230H71V233H70V231H68V229L70 230ZM81 228H82V230H81ZM89 230L90 228H91V230H93V232L90 230V231H88L87 229ZM93 228V229H92ZM98 228V229H97ZM114 228V229H113ZM147 228V229H146ZM184 228V229H183ZM216 230H215V229ZM221 228V232H220V229ZM245 228V229H244ZM18 229V230H17ZM32 229V230H31ZM36 229H38V230H36ZM44 229V230H43ZM57 229V230H56ZM67 229V230H66ZM77 229H78V231H77ZM79 229H80V231H79ZM83 229H84V231H83ZM112 229V230H111ZM140 229V230H139ZM174 229V230H173ZM187 229V230H186ZM199 229H201V230H199ZM205 230V232H204V230ZM209 229H211V230H209ZM224 229V231L222 232V230ZM236 229H239V230H236ZM257 231H256V230ZM7 230V231H6ZM21 230V231H20ZM29 230V231H28ZM45 232V233H43V231ZM85 230H86V232H85ZM105 230V231H104ZM108 230V231H107ZM113 232V233H111V231ZM133 230V231H132ZM151 230H153V231H151ZM169 230V231H168ZM193 230V231H192ZM197 230V231H196ZM203 230V231H202ZM213 230V231H212ZM219 232H218V231ZM11 232V234H10V232ZM42 232V233H40L39 234V232ZM50 231V232H49ZM60 231V232H59ZM78 232V234H77V232ZM99 231V232H98ZM101 231H102V233H101ZM110 231V232H109ZM121 231V232H120ZM126 231V232H125ZM136 231H138V232H136ZM144 231V232H143ZM146 231H149V232H146ZM155 231V232H154ZM156 231H158L157 233H156ZM172 231V232H171ZM174 231H175V234L177 235L180 231V233H182V234H178L177 236L175 235L174 237H173V234H174ZM177 231V232H176ZM189 233V232H191V233H189V237L188 238H185V237H187V232ZM194 231L195 232H198V231H200V233L198 232V233H195V234H193L194 233ZM217 233H216V232ZM237 231H239V233L237 232ZM7 232H9V233H7ZM15 232H17V233H15ZM29 232H30V234H29ZM37 234H36V233ZM69 232V233H68ZM81 232V233H80ZM84 234H83V233ZM98 232V233H97ZM124 232V233H123ZM142 232V234H141V236L139 235L140 233ZM202 232V233H201ZM203 232H204V235H203ZM211 232V233H210ZM236 232H237V234H236ZM20 233V234H19ZM56 233V234H55ZM67 233V234H66ZM87 233V234H86ZM92 233V234H91ZM99 233H101V234H103V237L104 238H101L100 240H101V244L99 243V241L100 240H98V241H96L97 239L95 238V237H93V234H99ZM118 235H117V234ZM131 233L132 234H134L135 235V238L134 239H132L133 238V235H131ZM152 233H153V235H152ZM154 233H156V234H154ZM159 233V234H158ZM162 233V234H161ZM167 233V234H166ZM184 233V234H183ZM207 233V235H208V233L210 234V235H208V237H207V235H205ZM214 233H215V235H214ZM218 233H220V235L218 234ZM222 233V234H221ZM32 234V235H31ZM53 234H55V235H53ZM59 236H58V235ZM69 234V235H68ZM105 234V235H104ZM127 234V235H126ZM151 236V237H149V235ZM233 234V235H232ZM237 236H236V235ZM240 234V235H239ZM16 235V236H15ZM23 235H25L26 237H24ZM29 237H31L30 239H31V241H30V243L28 242V240H29V238H28V236ZM38 235H39V237H41L40 239H39V237H38ZM78 235H82L81 237H79ZM87 235L89 236V235H92V236H89V238L87 237ZM107 235V236H106ZM108 235H109V237H108ZM112 235V236H111ZM114 235V236H113ZM115 235H116V237H115ZM120 235V236H119ZM126 235V236H125ZM132 236V237H130V236ZM138 235V236H137ZM165 235V236H164ZM181 235V236H180ZM194 235V237H192ZM196 235V236H195ZM198 235H199V238H198ZM200 235H202V236H200ZM216 235H218V237H216ZM223 235H224V238H223ZM228 235H230V236H228ZM231 235H232V237H231ZM235 235V236H234ZM5 236H7V237H5ZM15 238H14V237ZM33 236V237H32ZM45 236H46V238H45ZM59 237V238H56V237ZM69 238H67V237ZM74 236H76V237H74ZM84 236V237H83ZM106 236V237H105ZM111 236V237H110ZM148 236V237H147ZM154 236H156V237H154ZM170 236V237H169ZM210 236V237H209ZM226 236H228V239H227V237ZM242 236H243V238H242ZM255 236V237H254ZM60 237H62V238H60ZM65 237V238H64ZM137 237V238H136ZM143 237V238H142ZM145 237V238H144ZM168 237V238H167ZM192 237V238H191ZM206 237V238H205ZM226 237V238H225ZM237 237H238V239H237ZM259 237V238H258ZM9 238V239H8ZM44 240H43V239ZM51 238V239H50ZM86 238V239H85ZM95 238V239H94ZM123 238V239H122ZM131 238V239H130ZM144 240V242L143 241H141L142 239ZM147 238H149L147 241H146V239ZM152 238V239H151ZM154 238H157V239H154ZM163 238H165V239H163ZM178 238V239H177ZM180 238V239H179ZM207 238H208V240H207ZM212 238V239H211ZM220 238V239H219ZM6 239V240H5ZM15 239H16V241H15ZM19 239V240H18ZM28 239V240H27ZM46 239V240H45ZM81 239V240H80ZM89 239H90V241H89ZM118 239V240H117ZM121 239V240H120ZM124 239H126L125 241H124ZM160 240V243L158 242V241H156V240ZM163 239V240H162ZM169 239H171V241L169 240ZM189 239V240H188ZM192 239H193V241H192ZM195 239V240H194ZM206 239V240H205ZM213 240L212 242H211V240ZM219 239V240H218ZM221 239H223V241L221 240ZM259 239V240H258ZM260 239H262L261 241H260ZM42 240V241H41ZM58 240L59 241H61V242H63L62 244L63 245H61V242H58ZM63 240V241H62ZM66 240V241H65ZM75 240V241H74ZM87 240V241H86ZM94 240V241H93ZM105 240V241H104ZM107 240V241H106ZM115 240V241H114ZM139 240V241H138ZM150 240H151V242L153 243V242H155V243H153V245L151 244V242H150ZM164 240H166V241H164ZM180 240V241H179ZM198 240H200V241H198ZM221 240V241H220ZM236 240H237V242H236ZM246 240V241H245ZM21 241V243H19ZM46 241V242H45ZM51 241V242H50ZM79 241V242H78ZM83 241H84V243H83ZM89 241V242H88ZM96 241V242H95ZM104 241V242H103ZM122 241V242H121ZM129 241V242H128ZM131 241V242H130ZM132 241H135V242H132ZM162 241H164V243L162 242ZM185 243H184V242ZM208 241V242H207ZM232 241L233 242H236L237 244H234V246H233V244H232ZM251 241V242H250ZM9 244H8V243ZM16 242V243H15ZM69 242V243H68ZM84 244H82V243ZM85 242H86V244H85ZM96 244H95V243ZM97 242H98V244H97ZM103 242V243H102ZM111 244H110V243ZM119 242V243H118ZM121 242V243H120ZM136 242H137V244H136ZM140 242V243H139ZM142 242H143V244H142ZM148 242V243H147ZM166 242V243H165ZM170 242V243H169ZM179 242V243H178ZM180 242H181V244H180ZM210 242H211V244H210ZM217 244H216V243ZM254 243V247H253V243ZM5 243H6V245H5ZM15 243V244H14ZM50 243V244H49ZM105 243H106V245H105ZM109 243V244H108ZM132 243V244H131ZM134 243V244H133ZM169 243V244H168ZM207 244V245H205V244ZM251 243V244H250ZM259 243V244H258ZM8 244V245H7ZM18 244V245H17ZM46 244V245H45ZM64 244H66V245H68L69 247L71 246V248L70 249H67L68 247L66 246H64ZM78 244H80L79 246H78ZM82 244V245H81ZM92 244H94V245H92ZM116 244V245H115ZM123 244V245H122ZM147 244V245H146ZM156 244V245H155ZM166 244H168V245H166ZM171 244V245H170ZM175 244H176V246H175ZM183 244V246H181ZM195 244H197V245H195ZM200 244H201V246H200ZM203 244V245H202ZM208 244L209 245H211V246H208ZM219 244V245H218ZM222 244V245H221ZM227 244H229V246H227ZM231 244V245H230ZM240 244V245H239ZM244 244V245H243ZM258 244V245H257ZM10 245V246H9ZM21 245H23V246H21ZM33 245H34V247H33ZM45 245V246H44ZM49 245V246H48ZM61 245V246H60ZM86 245V246H85ZM108 245V246H107ZM111 245V246H110ZM113 245V246H112ZM128 245H133V247L132 246H129V249H128ZM138 246V248H137V246ZM146 245V246H145ZM152 245V246H151ZM160 245V246H159ZM170 245V248L168 247ZM189 245H190V247H189ZM199 245V246H198ZM205 245V246H204ZM249 245H251V246H249ZM261 245H262V247L263 248H261ZM12 246H14V247H12ZM19 246V247H18ZM20 246H21V248H20ZM25 246V247H24ZM28 246V247H27ZM30 246V247H29ZM77 246V247H76ZM98 247V248H95V247ZM143 246V247H142ZM150 246V247H149ZM172 246V247H171ZM173 246H175L174 248L177 250H179L178 252L177 251H175V249L173 248ZM179 246H181V247H179ZM194 246V247H193ZM213 246V247H212ZM233 246V247H232ZM245 246H246V248H245ZM255 246H257V247H255ZM49 247V248H48ZM62 247V248H61ZM65 247V248H64ZM74 247V248H73ZM83 247V251H82V248ZM86 247H87V249H86ZM109 247V248H108ZM142 247V248H141ZM147 247V248H146ZM152 247V248H151ZM164 247V248H163ZM188 247V248H187ZM195 247H200L201 249H198V248H195ZM203 247H204V249H203ZM220 247H222V248H220ZM248 247V248H247ZM251 247V248H250ZM13 248V249H12ZM37 250H36V249ZM49 250H48V249ZM55 248V249H54ZM76 248V249H75ZM79 248V249H78ZM92 248V249H91ZM107 248V249H106ZM112 248V249H111ZM120 248V249H119ZM130 250L131 252H129L128 250ZM131 248V249H130ZM144 248V249H143ZM155 248V249H154ZM171 248H173V249H171ZM187 248V249H186ZM192 248V249H191ZM196 250V251H194V249ZM206 248V249H205ZM211 249V253H213V251H214V253L213 254H211L210 255V249ZM213 248V249H212ZM218 248H220V250L218 249ZM224 248L226 249V251L224 252ZM230 248L232 249V253L230 252L231 250H230ZM233 248H234V250H233ZM255 248V249H254ZM10 249H12L11 251H10ZM17 251H16V250ZM19 249H20V251H19ZM32 250V251H30V253H28L29 251L28 250ZM63 251H62V250ZM80 249H81V252H80ZM118 249H119V251H118ZM135 249V250H134ZM155 250V251H152V250ZM164 249H166V251L164 250ZM171 249V250H170ZM182 249V250H181ZM188 249H189V251H188ZM222 249V250H221ZM229 249V250H228ZM249 249V250H248ZM251 249H253V251H251ZM42 250V251H41ZM68 250H70L71 251V253H70V251H68ZM85 250H86V252H85ZM90 250H92V251H90ZM98 250V251H97ZM99 250H102V251H99ZM109 250V251H108ZM114 250V251H113ZM160 250V251H159ZM161 250H163V251H161ZM193 250V251H192ZM201 250H203L202 251V253L200 252ZM213 250V251H212ZM219 250V251H218ZM239 250V251H238ZM4 251H6V252H4ZM26 251H28V252H26ZM40 251V252H39ZM49 251V252H48ZM56 251V252H55ZM90 251V252H89ZM117 251V252H116ZM126 251V252H125ZM146 251H147V253H146ZM170 251H171V253H170ZM173 251V252H172ZM207 253H206V252ZM219 253H218V252ZM221 251V252H220ZM224 253H223V252ZM246 251H247V253H246ZM6 253L5 255H4V253ZM32 252V253H31ZM53 252V253H52ZM84 252V253H83ZM89 252V255L87 254ZM92 252V253H91ZM94 252V253H93ZM113 252H114V254H113ZM129 252V253H128ZM136 252H137V254H136ZM143 252V253H142ZM169 252V253H168ZM174 252H175V254H174ZM180 252V253H179ZM183 252H185V253H183ZM191 252V253H190ZM195 252V253H194ZM201 254H200V253ZM206 254H205V253ZM237 252H238V254H240L241 255V253L243 254V255H241V256H239L238 254H237ZM259 252V253H258ZM3 253V254H2ZM27 253V254H26ZM40 253H42V254H40ZM46 253V254H45ZM68 253V254H67ZM82 253V256L83 257H81V255H79V254H81ZM150 253V254H149ZM156 253H158V255L160 256H158ZM173 253V254H172ZM179 253V254H178ZM183 253V254H182ZM190 255H189V254ZM195 255H194V254ZM230 253V254H229ZM252 253H253V255H252ZM33 254H34V256H33ZM39 256H38V255ZM58 254V255H57ZM60 254V255H59ZM76 254V255H75ZM78 254V255H77ZM96 256H95V255ZM102 254V255H101ZM104 254V255H103ZM117 254V255H116ZM147 254H148V257H147ZM163 254H165V255H163ZM170 254V255H169ZM185 254H187V255H185ZM203 254H205V255H203ZM214 254H216V257H218V259H216L215 258V255ZM218 254V255H217ZM224 254V255H223ZM226 254H228V255H226ZM245 254V255H244ZM254 254H255V256H256V259H255V256H254ZM16 255H17V257H16ZM20 255H21V257H20ZM25 255V256H24ZM63 255H64V257H63ZM71 255H73V256H71ZM75 255V256H74ZM139 255V256H138ZM145 256V259H144V256ZM151 255V259H148L149 258V256ZM167 255V256H166ZM178 255H179V258H177L178 257ZM194 255V256H193ZM207 255V256H206ZM210 255V256H209ZM231 255L233 256V257H231ZM238 255V256H237ZM56 256V257H55ZM69 256V257H68ZM86 256V257H85ZM107 256V257H106ZM118 256V257H117ZM119 256H120V258H119ZM162 256V257H161ZM168 256H171V257H169L168 258ZM185 256V257H184ZM188 256V257H187ZM197 258H196V257ZM200 256H201V258H200ZM204 256H206V257H204ZM226 256V257H225ZM229 256H230V258H229ZM249 256H250V258H249ZM23 257V258H22ZM32 257V258H31ZM41 257H44V258H41ZM49 257V258H48ZM59 257V258H58ZM76 260V262L74 261V259ZM78 257V258H77ZM84 257L86 258L85 260H84ZM127 257H129V258H134L133 260L132 259H130L129 260V258H127ZM147 257V258H146ZM152 257H154V258H152ZM156 257V258H155ZM172 257H174V258H172ZM183 257V258H182ZM189 257H190V259H189ZM204 257V258H203ZM211 257V258H210ZM218 262H216L213 258ZM238 257V258H237ZM245 257H248V258H245ZM263 257V258H262ZM64 258H65V260H64ZM70 258H72V259H70ZM106 258V259H105ZM116 258V259H115ZM123 258H124V260H123ZM139 258V259H138ZM165 258V259H164ZM186 258V259H185ZM193 258H194V260H193ZM206 258V259H205ZM222 259V258H225V259H222V260H220V259ZM226 258H228V259H226ZM236 258V259H235ZM240 258V259H239ZM259 258V259H258ZM262 258V259H261ZM6 259V260H5ZM22 259H23V261H22ZM32 259H34V261H32ZM40 259V260H39ZM49 259V260H48ZM52 259V260H51ZM61 259H63V260H61ZM166 259H169V261L168 260H166ZM178 259V260H177ZM188 259V260H187ZM201 259H203V260H201ZM230 259V260H229ZM246 259H248V260H246ZM5 260V261H4ZM20 260V261H19ZM47 260V261H46ZM90 260V261H89ZM96 260V261H95ZM97 260H98V262H100V263H98L97 262ZM106 260V261H105ZM118 260V261H117ZM129 260V261H128ZM159 260H160V262H159ZM164 260H166V261H164ZM184 260V262H182V261ZM191 260V261H190ZM199 260L201 261V262H199ZM206 260V261H205ZM207 260H208V263H207ZM224 260H226V261H224ZM234 260V261H233ZM235 260H236V263H235ZM240 260V261H239ZM256 260V261H255ZM259 262H258V261ZM11 261V262H10ZM31 261V262H30ZM37 261V262H36ZM44 261H45V263H44ZM49 261H50V263H49ZM53 261V262H52ZM86 261V262H85ZM93 261V262H92ZM108 261V262H107ZM112 261V262H111ZM114 261V262H113ZM134 261V262H133ZM136 261V262H135ZM146 261V262H145ZM177 261V262H176ZM230 261V262H229ZM13 262V263H12ZM69 262H71V263H69ZM72 262H74V263H72ZM152 262V263H151ZM156 262V263H155ZM162 262V263H161ZM224 262H226V263H224ZM232 262V263H231ZM258 262V263H257ZM129 263V264H130Z\"/></svg>",
  "mask_w": 264,
  "mask_h": 264
},
{
  "label": "bare ground",
  "instance_id": "bare-ground-1",
  "mask_svg": "<svg viewBox=\"0 0 264 264\" xmlns=\"http://www.w3.org/2000/svg\"><path fill=\"white\" fill-rule=\"evenodd\" d=\"M14 1H15V0H14ZM17 1H18V0H17ZM17 1H15V2H17ZM39 1H40V0H39ZM55 1H56V0H55ZM90 1H91V0H90ZM116 1H117V0H116ZM121 1H123V0H121ZM137 1H138V0H137ZM142 1H143V0H142ZM156 1H157V0H156ZM165 1H167V0H165ZM174 1L176 2L177 0H174ZM181 1H183V0H181ZM181 1H180V2H181ZM185 1H186V0H184V2H185ZM187 1H188V0H187ZM190 1H191V0H190ZM197 1H198V0H197ZM211 1H214V0H211ZM228 1H229V0H228ZM230 1H231V0H230ZM235 1H236V0H235ZM235 1H234V2H235ZM4 2H5V0H4ZM15 2H14V3H15ZM18 2H19V1H18ZM27 2H29V1L27 0ZM47 2H48L47 4H49V1H47ZM65 2H66V0H65ZM74 2H75V1H73V4H74ZM80 2H81V1H80ZM80 2H79V3H80ZM106 2H107V1H106ZM117 2H120V1H117ZM128 2H130V1L128 0ZM140 2H141V1H140ZM140 2H139V3H140ZM143 2H144V1H143ZM145 2H147V1H145ZM145 2H144V5H145ZM151 2H152V1H151ZM169 2H170V1H169ZM191 2H192V1H191ZM209 2H210V0H209ZM220 2L223 3V2H225V0H222V1H220ZM232 2H233V1H232ZM234 2H233V3H234ZM248 2H249V1H248ZM253 2H254V1H253ZM259 2H260V0H259ZM5 3H6V2H5ZM20 3H21V2H20ZM20 3H18V4H20ZM44 3H45V2H44ZM51 3H52V2H51ZM63 3H64V2H63ZM110 3H111V2H110ZM122 3H123V2H122ZM136 3H137V2H136ZM141 3H142V2H141ZM160 3H161V2H160ZM163 3H164V1H163ZM167 3H168V2H167ZM173 3H174V2H173ZM185 3H186V2H185ZM196 3H197V2H196ZM200 3H201V2H200ZM204 3H205V2H204V0H203V5H204ZM211 3H212V2H211ZM213 3H214V2H213ZM221 3H219V4H221ZM235 3H236V2H235ZM1 4H2V3H1ZM15 4H16V3H15ZM18 4H16V5L18 6ZM34 4H35V2H34ZM41 4H42V7H43L44 4H43V3H41ZM58 4H59V3H58ZM81 4H82V3H81ZM87 4H90V3H87ZM99 4H100V2L98 3V5H99ZM111 4H112V3H111ZM126 4H127V3H126ZM156 4H157V3H156ZM170 4H171V2H170ZM226 4H227V1H226ZM253 4H256V3H253ZM253 4H251V5L253 6ZM262 4H263V3H262ZM2 5H3V6H2ZM2 5H1V6L4 7L5 4L3 3ZM22 5H23V4H22ZM29 5H30V4H29ZM29 5H28V8L32 5V3H31L30 6H29ZM45 5H46V4H45ZM45 5H44V7H46ZM49 5H50V4H49ZM62 5H63V4H62ZM78 5H79V4H78ZM82 5H83V4H82ZM90 5H91V4H90ZM138 5H140V4H138ZM142 5H143V4H142ZM157 5H158V4H157ZM193 5H194V4H193ZM206 5H207V4H206ZM224 5H225V3H224ZM224 5H223V6H224ZM235 5H236V4H235ZM1 6H0V7H1ZM12 6H13V5H12ZM12 6H10L9 8H11ZM14 6H15V5H14ZM17 6H15V7L17 8ZM56 6H57V5H56ZM66 6H68V5H66ZM80 6H81V5H80ZM99 6H101V5H99ZM105 6H106V5H105ZM115 6H117V4H116ZM150 6H151V5H150ZM170 6H171V5H170ZM175 6H177L176 3H175ZM181 6H182V5H181ZM194 6H195V5H194ZM198 6H200V5L198 4ZM212 6H213V4H212ZM221 6H222V5H221ZM231 6H232V5H231ZM238 6H239V5H238ZM238 6H237V7H238ZM259 6H260V5H259ZM20 7L23 8L24 6H21V5H20ZM32 7H33V5H32ZM34 7H36V6H34ZM50 7H52V6L50 5ZM50 7H49V9H50V11H51V8H50ZM68 7H69V6H68ZM81 7H82V6H81ZM95 7H96V6H95ZM113 7H114V6H113ZM131 7H132V6H131ZM141 7H142V6H141ZM144 7H145V6H144ZM153 7H154V6H153ZM161 7H162V6H161ZM161 7H160V8H161ZM173 7H174V5H173ZM177 7H178V6H177ZM187 7H189V6H187ZM187 7L185 8L186 10H187ZM203 7H204V6H203ZM206 7H207V6H206ZM228 7H229V6H228ZM243 7H244V6H243ZM261 7H262V5H261ZM5 8L9 11V8L7 7V5H5ZM22 8H20V9H22ZM30 8H31V7H30ZM36 8H37V7H36ZM69 8H70V7H69ZM85 8H86V7H85ZM85 8H84V10H85ZM128 8H130V7H128ZM147 8H148V5H147ZM149 8H150V7H149ZM149 8H148V9H149ZM157 8H158V10H159V7L155 6V10H157ZM179 8H180V6H179ZM179 8H178V9H179ZM199 8H200V7H199ZM201 8H202V7H201ZM201 8H200V9H201ZM207 8H208V7H207ZM221 8H222V7H221ZM233 8H234V5H233ZM233 8H232V9H233ZM238 8H239V7H238ZM245 8H246V6H245ZM12 9H13V8H12ZM17 9H18V8H17ZM33 9H34V8H33ZM40 9H41V8H40ZM56 9H57V8H56ZM89 9H91V7H90ZM95 9H97V8H95ZM104 9H106V8H104ZM139 9H140V8H139ZM141 9H142V8H141ZM143 9H144V8H143ZM145 9H146V8H145ZM151 9H153V8H151ZM181 9H182V8H181ZM191 9H192V8H191ZM200 9H198V10H200ZM205 9H206V8H205ZM219 9H220V8H219ZM223 9H224V8H223ZM225 9H226V8H225ZM235 9H236V8H235ZM235 9H234V10H235ZM241 9H242V8H241ZM29 10H30V9H29ZM34 10H35V9H34ZM79 10H80V9H79ZM131 10H132V8H131L129 11H128V9H127L128 12H130ZM194 10H196V9L194 8ZM214 10H215V9H214ZM216 10L219 11L218 9H216ZM221 10H222V9H221ZM221 10H220V11H221ZM227 10H228V9H227ZM229 10H230V9H229ZM249 10H250V9H249ZM252 10H254V8H253ZM252 10H251V11H252ZM10 11H11V10H10ZM22 11H23V10H22ZM30 11H31V10H30ZM41 11H43V10H41ZM61 11H62V10H61ZM81 11H82V10H81ZM85 11H86V10H85ZM88 11H89V10H88ZM113 11H116V10L113 9ZM121 11L125 12L124 10H121ZM139 11H141V10H139ZM142 11H143V10H142ZM146 11H147V10H146ZM166 11H167V10H166ZM176 11H177V10H176ZM179 11H180V10H179ZM207 11H208V10H207ZM211 11H213V10H211ZM220 11H219V12H220ZM222 11H223V10H222ZM225 11H226V10H225ZM225 11H223V12H225ZM235 11H236V10H235ZM244 11H245V10H244ZM247 11H248V10H247ZM251 11H250V12H251ZM256 11H257V10H256ZM256 11H255V12H256ZM259 11H260V10H259ZM47 12H48V11H47ZM53 12H54V11H53ZM56 12H57V11H56ZM62 12H63V11H62ZM72 12H73V11H72ZM89 12H90V11H89ZM116 12H117V11H116ZM131 12H132V11H131ZM143 12H145V10H144ZM147 12H148V11H147ZM159 12H160V11H159ZM180 12H181V11H180ZM195 12H196V11H195ZM204 12H205V10H204ZM208 12L210 13V11H208ZM219 12H218V13H219ZM229 12H231V11H229ZM229 12H228V13H229ZM250 12H249V13H250ZM253 12H254V11H252V13H253ZM257 12H258V11H257ZM0 13H1V11H0ZM2 13H3V11H2ZM8 13H10V12H8ZM28 13H29V12H28ZM41 13H42V12H41ZM48 13H49V12H48ZM73 13H74V12H73ZM82 13H83V12H82ZM94 13H95V12H94ZM98 13H99V12H98ZM101 13H102V12H101ZM138 13H139V12H138ZM141 13H142V12H141ZM173 13H174V12H173ZM185 13H186V11H185ZM189 13H190V12H189ZM206 13H207V12H206ZM209 13H208L207 15H209ZM211 13H212V12H211ZM211 13H210V15H211ZM225 13H226V12H225ZM232 13H233V12H232ZM235 13H236V12H235ZM263 13H264V12H263ZM12 14H13V13H12ZM31 14H32V13H31ZM51 14H52V13H51ZM58 14H60V13H58ZM64 14H65V13H64ZM145 14H146V13H145ZM145 14H144V17L147 16V15H145ZM147 14H148V13H147ZM161 14L165 15L164 13H160L159 15H161ZM181 14H182V13H180V14H178V15H181ZM195 14H196V13H195ZM204 14H205V13H204ZM221 14H222V13H221ZM233 14H234V13H233ZM261 14H262V13H261ZM7 15H8V14H7ZM62 15H63V14H62ZM77 15H78V14H77ZM99 15H100V14H99ZM126 15H128V13H127ZM156 15H157V14H156ZM168 15H169V14H168ZM168 15H167V17H168ZM170 15H171V14H170ZM170 15H169V16H170ZM190 15H191V14H190ZM197 15H198V14H197ZM197 15H196V17H197ZM199 15H200V14H199ZM213 15H214V17H217V14L215 15V14L212 13V16H213ZM236 15H237V13H236ZM236 15H235V19H236L237 21H239V20H238L239 15H237L238 18H236ZM248 15H249V14H248ZM251 15H252V14H251ZM262 15H263V14H262ZM2 16H3V15H2ZM37 16L39 17V15H37ZM57 16H58V15H57ZM63 16H64V15H63ZM63 16H62V17H63ZM65 16H66V15H65ZM80 16H81V15H80ZM92 16H93V15H92ZM95 16H96V15H95ZM130 16H131V15H130ZM153 16H154V15H153ZM165 16H166V15H165ZM194 16H195V15H194ZM223 16H224V15H223ZM223 16H222V17H223ZM230 16L234 17L233 15H230ZM241 16H242V15H241ZM244 16H246V15H244ZM252 16H253V15H252ZM254 16H255V15H254ZM23 17H24V16H23ZM49 17H50V16H49ZM83 17H84V16H83ZM89 17H90V16H89ZM128 17H129V16H128ZM154 17H155V16H154ZM154 17H152V19H153ZM163 17H164V16H162V17H161L162 19H161L160 16H159L158 19H157V17H156V18H154V20H158L159 23H160V22H165L166 20H165ZM167 17H166V18H167ZM177 17H178V16H177ZM179 17H180V16H179ZM182 17H183V16H182ZM188 17H189V16H188ZM204 17H205V16H204ZM210 17H211V16H210ZM218 17H220V16L218 15ZM218 17H217L216 21L218 20ZM232 17H230V18L232 19ZM249 17H250V16H249ZM249 17H246V19L249 18ZM257 17H258V16H257ZM2 18L5 19V16L2 17ZM6 18H7V17H6ZM12 18H13V17H12ZM27 18H28V17H27ZM56 18H58V17H56ZM66 18H67V17H66ZM87 18H88V17H87ZM95 18H96V21H97V20H98L97 17H95ZM104 18H105V17H104ZM212 18H213V17H212ZM244 18H245V17H244ZM244 18H243V20H242V19H241V20L244 21ZM253 18H254V17H253ZM258 18H259V17H258ZM58 19H60V18H58ZM64 19H65V18H64ZM91 19H92V18H91ZM105 19H106V18H105ZM136 19H137V18H136ZM169 19H170V18H169ZM181 19H183V18H181ZM191 19H192V17L190 18V20H191ZM196 19H197V18H196ZM221 19H222V18H221ZM250 19H251V18H250ZM259 19H260V18H259ZM262 19H263V18H262ZM27 20H29V19H27ZM36 20H38V18H37ZM46 20H47V19H46ZM53 20H54V18H53ZM62 20H63V19H61V21H62ZM108 20H109V19H108ZM110 20H111V19H110ZM178 20H179V18H178ZM193 20H194V18H193ZM200 20H202V19L200 18L199 21H200ZM210 20H211V18H210ZM214 20H215V18H214ZM214 20L212 21V24H214V22H215ZM236 20H235V21H236ZM248 20H249V19H248ZM251 20H252V19H251ZM251 20H249V21H251ZM253 20H255V19H253ZM260 20H261V19H260ZM1 21H2V20H1ZM4 21H5V20H3L2 22H4ZM7 21H8V19H7ZM23 21H24V20H23ZM54 21H55V20H54ZM59 21H60V20H59ZM61 21H60V22H61ZM111 21H112V20H111ZM138 21H139V20H138ZM179 21H180V20H179ZM183 21H184V20H183ZM183 21H182V22H183ZM202 21H203V20H202ZM202 21H200V22L202 23ZM206 21H207V19H206ZM261 21H262V20H261ZM263 21H264V20H263ZM2 22H0V23H2ZM9 22H10V21H9ZM17 22H18V21H17ZM21 22H22V21H21ZM24 22H25V21H24ZM81 22H82V21H81ZM91 22H92V21H91ZM98 22H99V21H98ZM177 22H178V21H177ZM182 22H181V23H182ZM192 22H193V21H192ZM207 22H208V21H207ZM222 22H223V21H222ZM228 22H229V25H231V24H230L231 21H228ZM233 22H234V21H233ZM244 22H245V21H244ZM244 22H243V23H244ZM44 23H45V22H44ZM64 23H65V22H64ZM73 23H74V22H73ZM79 23H80V22H79ZM89 23H90V21H89ZM89 23H88L87 26H89ZM95 23H96V22H95ZM100 23H101V22H99V24H98L99 26H100ZM130 23H131V22H130ZM141 23H142V22H141ZM147 23H148V21H147ZM147 23H146V25H147ZM149 23H150V22H149ZM178 23H179V22H178ZM181 23H180V24H181ZM187 23H188V22H187ZM196 23H198V22L196 21ZM209 23H211V22H209ZM223 23H224V22H223ZM226 23H227V21H226ZM226 23H225V24H226ZM246 23H247V22H246ZM7 24H9V23L6 22V24H4V25H7ZM23 24L26 25V24H27V21H26V23H23ZM45 24H46V23H45ZM51 24H52V23H51ZM69 24H71V23H69ZM86 24H87V23H86ZM91 24H92V23H91ZM91 24H90V26H91ZM103 24H104V23H103ZM180 24H179V25H180ZM194 24H195V23H194ZM212 24H210V25L212 26ZM216 24H217V23H216ZM216 24H215V25H216ZM225 24H224V25H225ZM248 24H249V23H248ZM248 24H247V25H248ZM253 24H254V23H252V25H253ZM255 24H256V23H255ZM255 24H254V25H255ZM257 24H258V23H257ZM259 24H260V22H259ZM259 24H258V25H259ZM0 25H1V24H0ZM9 25H10V24H9ZM16 25H17V24H16ZM18 25H20V24H18ZM25 25H24V26H25ZM31 25H32V24H31ZM56 25H57V24H56ZM59 25H60V24H59ZM62 25H63V24H62ZM83 25H84V24H83ZM143 25H144V24H143ZM148 25H149V24H148ZM155 25H156V24H155ZM168 25H169V24H168ZM191 25H192V23H191ZM196 25H198V24H196ZM206 25H207V24H206ZM217 25H218V24H217ZM217 25H216V27H217ZM233 25H234V23H233ZM249 25H250V24H249ZM260 25H261V24H260ZM13 26H14V25H13ZM44 26H46V25H44ZM44 26H43V27H44ZM51 26H52V25H51ZM99 26H97V27H99ZM102 26H104V25H102ZM139 26H140V25H139ZM152 26H154V25H152ZM152 26H151V27H152ZM156 26H157V25H156ZM158 26H159V25H158ZM163 26H164V25H163ZM165 26H166V25H165ZM171 26H172V25H171ZM177 26H178V25H177ZM182 26H183V24H182ZM182 26H181L180 28H182ZM188 26H189V24H188ZM227 26H228V25H227ZM242 26H243V25H242ZM245 26H246V24H245ZM263 26H264V25H263ZM14 27H15V26H14ZM28 27H29V26H28ZM69 27H70V25H69ZM84 27H85V26H84ZM94 27H95V26H94ZM124 27H125V26H124ZM128 27H129V26H128ZM169 27H170V26H169ZM185 27H187V26H186V22H185ZM185 27H184V29H185ZM191 27H194V25L191 26ZM191 27H190V28H191ZM220 27H221V26H220ZM220 27H219V28H220ZM225 27H226V26H225ZM230 27H231V26H230ZM235 27H236V26H235ZM250 27H253V26H250ZM250 27H249V28H250ZM260 27H261V26H260ZM25 28H26V27H24V29H25ZM50 28L53 29V27H50ZM60 28H61V27H60ZM90 28H91V27H90ZM104 28H105V27H104ZM153 28H154V27H153ZM155 28H157V27H155ZM196 28H197V27L195 26V29H196ZM213 28H214V27H213ZM217 28H218V27H217ZM221 28H222V27H221ZM223 28H224V27H223ZM226 28H227V27H226ZM233 28H234V26H233ZM263 28H264V27H263ZM41 29H42V28H41ZM43 29H44V28H43ZM99 29H100V28H99ZM105 29H106V28H105ZM147 29H148V28H147ZM147 29H146V30H147ZM161 29H163V28H161ZM171 29H172V28H171ZM199 29H200V32H201V28H199ZM199 29H198V30H199ZM202 29H203V28H202ZM214 29H215V28H214ZM230 29H231V28H230ZM234 29H235V28H234ZM247 29H248V28H247ZM251 29H252V28H251ZM254 29H255V28H254ZM33 30H34V29H33ZM47 30H48V29H47ZM66 30H67V29H66ZM101 30H102V29H101ZM156 30H157V29H156ZM163 30H164V29H163ZM165 30H166V28H165ZM181 30H182V32H183V29H181ZM186 30H187V29H186ZM189 30H190V29H189ZM217 30H218V29H217ZM235 30H236V29H235ZM240 30L242 31L241 28H240ZM257 30H258V29H257ZM0 31H1V29H0ZM9 31H10V30H9ZM31 31H32V30H31ZM35 31H36V30H35ZM35 31H34V32H35ZM79 31H80V30H79ZM83 31H84V30H83ZM89 31H90V30H89ZM102 31H103V30H102ZM106 31H107V30H106ZM118 31H119V30H118ZM132 31H133V30H132ZM147 31H148V30H147ZM159 31L162 33V31H161L160 29H159ZM166 31H168V30H166ZM169 31H170V30H169ZM174 31L176 32L177 30L174 29ZM192 31H193V30H192ZM213 31H214V30H213ZM223 31H224V30H223ZM228 31H229V30H228ZM237 31H238V30H237ZM241 31H240V33H241ZM246 31H247V30H246ZM252 31H253V30H252ZM263 31H264V29H263ZM12 32H13V31H12ZM16 32H17V31H16ZM34 32H30V33H28L27 35L29 36V34L34 33ZM36 32H38V31H36ZM42 32H43V30H42ZM50 32H51V31H50ZM61 32H62V31H61ZM61 32H60V33H61ZM85 32H86V31H85ZM95 32H97V31H95ZM135 32H136V29H135ZM143 32H144V31H143ZM153 32H154V31H153ZM170 32H171V31H170ZM178 32H180V31H178ZM185 32H186V31L184 30V33H185ZM206 32H207V31H206ZM211 32H212V31H211ZM216 32H218V31H216ZM229 32H230V31H229ZM229 32H228V33H229ZM235 32H236V31H234V34H235ZM238 32H239V31H238ZM259 32H260V29H259ZM261 32H262V31H261ZM9 33H10V32H9ZM19 33H20V32H19ZM79 33H80V32H79ZM144 33H146V32H144ZM149 33L152 34L151 31H150ZM184 33H182V34H184ZM189 33H190V32H189ZM196 33H198V31H197ZM196 33H195V34H196ZM203 33H204V31H203ZM203 33H202V34H203ZM220 33H221V32H220ZM220 33H219V34H220ZM232 33H233V32H232ZM243 33H244V32H243ZM248 33H249V31H248ZM16 34H17V33H16ZM44 34H45V33H44ZM76 34H77V32H76ZM85 34H86V33H85ZM89 34H90V33H89ZM96 34H97V33H96ZM120 34H121V33H120ZM136 34H137V33H136ZM163 34H165L164 31H163ZM168 34H169V33H167V36H168ZM170 34H171V33H170ZM176 34H177V33H176ZM180 34H181V33H180ZM182 34H181V35H182ZM191 34H192V33H191ZM191 34H190V37H191ZM202 34L200 33V35H202ZM205 34H206V33H205ZM222 34H223V33H222ZM222 34L220 35L221 37L223 36ZM238 34H239V33H238ZM238 34H237V37H238ZM259 34H260V33H259ZM262 34H263V33H262ZM21 35H22V33H21ZM27 35H26V36H27ZM32 35H33V34H32ZM34 35H35V33H34ZM64 35H66V34H64ZM64 35L61 34V36L65 37ZM68 35H69V34H68ZM74 35H75V34H74ZM78 35H79V34H78ZM173 35H174V34H173ZM173 35H172V36H173ZM185 35H186V34H185ZM193 35H194V33L192 34V36H193ZM207 35H208V34H207ZM214 35H215V34H214ZM224 35H225V34H224ZM228 35H229V34H228ZM242 35H243V34H242ZM250 35H251V33H250ZM252 35H253V33H252ZM2 36L4 37V35H2ZM19 36H20V35H19ZM59 36H60V35H59ZM75 36H77V35H75ZM85 36H86V35H85ZM92 36H93V35H92ZM102 36H103V35H102ZM111 36H112V35H111ZM140 36H142V35H140ZM161 36H162V35H161ZM164 36H166V35H164ZM176 36H177V35H176ZM176 36H175V37H176ZM178 36H179V35H178ZM187 36H188V35H187ZM187 36H186V37H187ZM197 36H198V34H197ZM208 36H210V35H208ZM229 36H230V35H229ZM232 36H233V35H232ZM254 36H256V35H254ZM258 36H259V35H258ZM260 36H261V35H260ZM262 36H263V35H262ZM11 37H13V36H11ZM15 37H17V36H15ZM23 37H25V36H23ZM36 37H37V36H36ZM36 37H35V38H36ZM63 37H62V38H63ZM88 37H89V35H88ZM107 37H108V36H107ZM173 37H174V36H173ZM181 37H182V36H181ZM181 37H180V39H179L180 41H181ZM183 37H184V35H183ZM186 37H185L184 40L187 41ZM198 37H200V36H198ZM201 37H203V36H201ZM213 37H214V36H213ZM215 37H218V36H215ZM221 37H220V38H221ZM226 37H227V36H226ZM226 37H225V38H226ZM241 37H242V36H241ZM256 37H257V36H256ZM33 38H34V36H33ZM33 38H32V39H33ZM43 38H44V37H43ZM51 38H52V37H51ZM53 38H54V37H53ZM77 38H78V37H77ZM98 38H99V37H98ZM115 38H116V37H115ZM140 38H141V37H140ZM142 38H143V36H142ZM144 38H145V37H144ZM153 38H155V37H153ZM163 38H164V37H163ZM170 38H172L171 35H170ZM192 38H194V37H192ZM192 38H190V39H192ZM206 38H209L210 40H213V39L210 38V37H206ZM218 38H219V37H218ZM230 38H231V37H230ZM230 38H229V39H230ZM243 38H244V36H243ZM249 38H250V37H249ZM254 38H255V37H254ZM262 38H263V37H262ZM14 39H15V38H14ZM45 39H46V38H45ZM63 39H64V38H63ZM74 39H75V38H74ZM74 39H73V40H74ZM88 39H89V38H88ZM92 39H93V38H92ZM145 39H146V38H145ZM159 39H160V38H158V40H159ZM172 39H173V38H172ZM174 39H175V38H174ZM209 39H208V40H209ZM232 39H233V38H232ZM232 39H231V42H232ZM256 39H257V38H256ZM2 40H3V39H2ZM46 40H47V39H46ZM64 40H65V39H64ZM77 40H78V39H77ZM96 40H97V39H96ZM99 40H100V39H99ZM162 40H163V39H162ZM194 40H195V39H194ZM198 40H199V39H198ZM198 40H196V42H197ZM208 40H207V41H208ZM246 40H247V38H246ZM258 40H261V37H260V39H258ZM258 40H256V41L258 42ZM74 41H75V40H74ZM115 41H116V40H115ZM119 41H120V40H119ZM144 41H145V40H144ZM150 41H151V40H150ZM155 41H156V40H155ZM164 41H165V40H164ZM170 41H171V40H170ZM174 41H176V39H175ZM199 41H200V40H199ZM201 41H204V39H202ZM201 41H200V42H201ZM217 41H218V40H216V42H217ZM262 41H263V40H262ZM2 42H3V41H2ZM15 42H17V40H16ZM27 42H28V41H27ZM41 42H42V41H41ZM41 42L39 41L38 43H41ZM48 42H49V41H47V43H48ZM71 42H72V41H71ZM130 42H131V41H130ZM147 42H148V41H147ZM152 42H153V41H152ZM157 42H159V41H157ZM172 42H173V40H172ZM176 42H177V41H176ZM181 42H183V41H181ZM196 42L193 41V44L196 43ZM204 42H205V41H204ZM213 42H215V41L213 40ZM218 42H220V41H218ZM218 42H217V43H218ZM221 42H222V41H221ZM223 42H224V41H223ZM223 42H222V44H223ZM229 42H230V40H229ZM234 42H235V41H234ZM244 42H245V41H244ZM248 42L251 43L250 41H248ZM248 42H247L246 44H248ZM259 42H260V41H259ZM259 42H258V43H259ZM4 43H5V42H4ZM8 43H9V42H8ZM10 43H11V42H10ZM28 43H30L29 45H32L31 42H28ZM59 43H60V42H59ZM67 43H68V42H67ZM76 43H77V42H76ZM97 43H98V42H97ZM100 43H101V42H100ZM115 43H117V42H115ZM148 43H149V42H148ZM150 43H151V42H150ZM153 43H154V42H153ZM164 43H165V42H164ZM170 43H171V42H170ZM173 43H174V44H173ZM173 43H172V44H173L174 46H176V45H175L176 43H175V42H173ZM189 43H192V41L189 42ZM202 43H203V42H202ZM225 43H227V42H225ZM237 43H238V42H237ZM237 43L235 42V44H237ZM254 43H255V42H254ZM5 44H6V43H5ZM16 44H18V43H16ZM43 44H45V43L43 42ZM53 44H54V43H53ZM53 44H52V46H53ZM93 44H94V43H93ZM110 44H112V43H110ZM119 44H120V43H119ZM119 44H118V45H119ZM138 44H139V43H138ZM141 44H142V43H141ZM143 44H144V43H143ZM146 44H147V43H146ZM154 44H156V43H154ZM182 44H183V43H182ZM182 44H181V46H182ZM184 44H185V43H184ZM186 44H187V43H186ZM197 44H198V43H197ZM204 44H205V43H204ZM213 44H214V43H213ZM215 44H216V43H215ZM241 44H242V43H241ZM243 44H244V43H243ZM252 44H253V42H252ZM256 44H257V43H256ZM263 44H264V43H263ZM3 45H4V44H3ZM26 45H27V44H26ZM54 45H55V44H54ZM61 45H62V44H61ZM61 45H60V46H61ZM70 45H71V44H70ZM73 45H74V44H73ZM87 45H88V44H87ZM107 45H109V44H107ZM124 45H126V44H124ZM147 45H148V44H147ZM149 45H150V44H149ZM207 45H208V44H207ZM207 45H206V46H207ZM258 45H259V44H258ZM260 45H261V44H260ZM14 46H15V45H14ZM23 46H24V45H23ZM45 46H46V45H45ZM45 46H44V47H45ZM82 46H83V45H82ZM90 46H91V45H90ZM120 46H121V44H120ZM138 46H139V45H138ZM140 46H141V45H140ZM140 46H139V47H140ZM151 46H153V45H151ZM151 46H149V47H151ZM168 46H169V45H168ZM187 46H188V45H187ZM211 46H212V44L209 46V48H211ZM214 46H215V45H214ZM218 46H219V45H218ZM229 46H231V45H229ZM236 46H239V47H240V45H238V44H237ZM246 46H247L248 48L251 47L250 45H246ZM249 46H250V47H249ZM1 47H4V46H1ZM30 47H31V46H30ZM39 47H40V46H39ZM42 47H43V46H42ZM42 47H41V48H42ZM58 47H59V46H58ZM64 47H66V46H64ZM106 47H107V46H106ZM108 47L111 48V45L108 46ZM112 47H113V46H112ZM118 47H119V46H118ZM127 47H128V46H127ZM141 47H142V46H141ZM162 47H164V45H163ZM179 47H180V45H179ZM195 47H197V46H195ZM212 47H213V46H212ZM216 47H217V46H216ZM220 47H221V46H220ZM226 47H227V46H226ZM226 47H224V48L226 49ZM232 47H234V46H232ZM258 47H259V46H258ZM260 47H261V46H260ZM10 48H11V46H10ZM22 48H27V47H22ZM53 48H54V47H53ZM75 48H76V47H75ZM75 48H74V49H75ZM99 48H100V47H99ZM110 48H109V49H110ZM121 48H122V47H121ZM151 48H152V47H151ZM166 48H168V47L165 46V49H166ZM176 48H177V47H176ZM181 48H182V47H181ZM181 48H179V49H181ZM190 48H191V47H190ZM198 48H199V46H198ZM200 48H201V47H200ZM200 48H199V49H200ZM202 48H203V47H202ZM217 48H218V47H217ZM227 48H229V47H227ZM262 48H263V47H262ZM44 49H45V48H44ZM44 49H43V50H44ZM89 49H90V48H89ZM92 49H93V48H92ZM105 49H106V48H105ZM136 49H137V48H136ZM168 49H170V48H168ZM172 49H173V48H171L170 50H172ZM213 49H214V48H213ZM237 49H238V47H237ZM237 49H236V50H237ZM254 49H256L255 46H254ZM3 50H4V49H2V51H3ZM5 50H6V49H5ZM17 50H19V49H17ZM38 50H39V49H38ZM59 50H61V48H59ZM90 50H91V49H90ZM98 50H99V49H98ZM114 50H115V49H114ZM116 50H117V49H116ZM116 50L114 51V53L116 52ZM131 50H132V49H131ZM143 50H144V49H143ZM148 50H149V48H148ZM153 50H154V49H152V52H153V53H151V50H149V51H150V54H152V55L149 54L150 57H151V56H154V57H155V56H158V57H159V56H160V55L158 54L159 51H157V52H158V53H157V52H154ZM163 50H164V48H163ZM166 50H167V49H166ZM166 50H165V52H166ZM170 50H169V51H170ZM193 50H194V49H193ZM195 50H197V48H196ZM204 50H205V49H204ZM214 50H215V49H214ZM220 50H221V49H220ZM256 50H258V49H256ZM62 51H64V50H62ZM74 51H75V50H74ZM77 51H78V50H77ZM80 51H81V50H80ZM80 51H79V53H80ZM83 51H85V50H83ZM102 51H103V53H104V50H102ZM109 51H110V50H109ZM121 51H122V50H121ZM134 51H135V49H134ZM146 51H147V48H146ZM185 51H186V50H185ZM188 51H189V50H188ZM222 51H224V50H222ZM228 51H229V50H228ZM230 51H231V50H230ZM237 51H238V50H237ZM239 51L241 52V50H239ZM258 51L260 52V48H259ZM6 52H7V51H6ZM22 52H23V51H22ZM35 52H36V51H35ZM41 52H42V51H41ZM52 52H53V51H52ZM54 52H55V51H54ZM92 52H93V51H92ZM110 52H111V51H110ZM142 52H144V51H142ZM160 52L162 53V51H160ZM181 52H182V51H181ZM198 52H199V51H198ZM200 52H201V50H200ZM206 52H208V51H206ZM209 52H210V51H209ZM213 52H214V51H213ZM215 52H216V51H215ZM224 52H225V51H224ZM235 52H236V51H235ZM247 52H248V50H247ZM261 52H262V51H261ZM3 53H4V51H3ZM25 53H26V52H25ZM45 53H46V52H45ZM59 53H60V52H59ZM74 53H75V52H74ZM101 53H102V52H101ZM105 53H106V52H105ZM134 53H135V52H134ZM172 53H173V52H172ZM186 53H188V52H186ZM190 53H191V52H190ZM225 53H226V52H225ZM227 53H228V52H227ZM231 53H233V52H231ZM257 53H258V52H257ZM5 54H7V53H5ZM21 54H23V53H21ZM68 54H69V53H68ZM85 54L87 55V53H85ZM107 54H108V53H107ZM107 54H106V55H107ZM143 54H144V53H143ZM167 54H168V53H167ZM167 54H166V55H167ZM169 54H170V52H169ZM178 54H179V53H178ZM194 54H196V53L194 52ZM197 54H198V53H197ZM201 54H203V53H201ZM206 54H207V53H206ZM211 54H212V52H211ZM234 54H235V53H234ZM245 54H246V51H245ZM261 54H262V53H261ZM11 55H12V54H11ZM23 55H24V54H23ZM32 55H33V54H32ZM45 55H46V54H45ZM57 55H58V54H57ZM72 55H73V54H72ZM76 55H77V54H76ZM110 55H111V54H110ZM120 55H122V53H120ZM120 55H118L119 57H117V58L123 57V56H120ZM140 55H141V52H140ZM145 55H146V54H145ZM149 55H147V56H149ZM163 55H164V54H163ZM163 55H162V56H163ZM170 55H171V54H170ZM182 55H184V54H182ZM209 55H210V54H209ZM215 55H216V54H215ZM217 55H218V53H217ZM223 55H224V54H223ZM236 55H237V54H236ZM250 55H251V54H250ZM253 55H255V51H254V54H253ZM253 55H252V57H253ZM3 56H4V55H2V57H3ZM7 56H8V55H7ZM13 56H14V54H13ZM13 56H12V57H13ZM15 56H16V55H15ZM29 56H31V55H29ZM103 56H104V54H103ZM176 56H177V55H176ZM176 56H175V57H176ZM179 56H180V55H179ZM190 56H191V55H190ZM192 56H193V55H192ZM226 56H227V54H226ZM229 56H230V53H229ZM237 56H239V55H237ZM237 56L234 55V57H236V58H237ZM256 56H257V55H256ZM256 56H254V58H256ZM262 56H263V55H262ZM17 57H18V56H17ZM49 57H50V55H49ZM53 57H54V56H53ZM108 57H109V56H107L106 58H108ZM111 57H112V56H111ZM130 57H131V56H130ZM130 57H129V58H130ZM144 57H145V56H144ZM150 57H149V58H150ZM160 57H161V56H160ZM199 57H200V56H199ZM209 57H210V56H209ZM211 57H212V55H211ZM248 57H250V56H248ZM34 58H35V57H34ZM40 58H41V57H40ZM59 58H60V57H59ZM98 58H99V57H98ZM98 58H97V59H98ZM100 58H101V57H100ZM104 58H105V57H104ZM106 58H105V59H106ZM113 58H114V57H112V59H113ZM132 58H133V57H132ZM135 58H136V57H135ZM139 58H141V57L139 56ZM145 58H146V57H145ZM149 58H148V59H149ZM155 58H156V57H155ZM165 58H166V57H165ZM172 58H173V56H172ZM184 58H185V57H184ZM213 58L216 59L214 56H213ZM228 58H230V57H228ZM232 58H233V57H232ZM232 58H231V60L233 61L235 58H234V59H232ZM242 58H243V56H242ZM254 58H253V59H254ZM263 58H264V57H263ZM263 58H261V59H263ZM36 59H37V58H36ZM42 59H43V58H42ZM68 59H70V58H68ZM74 59H75V58H74ZM80 59H81V58H80ZM84 59L86 60V58H84ZM114 59H115V58H114ZM125 59H126V58H125ZM137 59H138V58H137ZM142 59H144V58H141V60H142ZM174 59H175V58H174ZM182 59H183V57H182ZM186 59H187V58H185V60H186ZM192 59H193V58H192ZM217 59H218V57H217ZM225 59H226V58H225ZM256 59H257V58H256ZM256 59H255V62H256ZM0 60H2V59H0ZM22 60H24V59H22ZM22 60H21V61H22ZM32 60H33V59H32ZM32 60H31V61H32ZM45 60H46V59H45ZM70 60H71V59H70ZM76 60H78V59L76 58ZM89 60H90V59H89ZM106 60H107V59H106ZM108 60H109V59H108ZM108 60H107V61H108ZM120 60H121V62L124 61V60H122V58H121ZM131 60H132V59H131ZM160 60H161V59H160ZM166 60H169V59H166ZM175 60H176V59H175ZM208 60H209V59H208ZM212 60H213V59H212ZM221 60H222V59H221ZM221 60H218V61H221ZM228 60H229V59H228ZM237 60H238V58H237ZM9 61H10V60H9ZM24 61H25V60H24ZM31 61H30V62H31ZM47 61H48V60H47ZM54 61H55V60H54ZM61 61H63V60L61 59ZM81 61H82V60H81ZM104 61H105V60H104ZM114 61H116V60H114ZM132 61L134 62V60H132ZM139 61H140V59H139ZM142 61H144V60H142ZM147 61H148V60H147V58H146V62H147ZM176 61H177V60H176ZM186 61H188V59H187ZM186 61H185V62H186ZM197 61H198V60H197V58H196L195 63H196ZM244 61H245V59H244ZM22 62H23V61H22ZM26 62H28V61L26 60ZM35 62H36V61H35ZM48 62H49V61H48ZM57 62H58V61H57ZM96 62H97V61H96ZM96 62H95V63H96ZM99 62H100V61H98V63H99ZM117 62H118V61H117ZM117 62H116V63H117ZM119 62H120V61H119ZM136 62H137V61H136ZM149 62H150V61H149ZM149 62H148V63H149ZM164 62H165V61H164ZM181 62H182V61H181ZM198 62H199V61H198ZM198 62H197V63H198ZM200 62H201V61H200ZM205 62H207V61H205ZM205 62H204V63H205ZM209 62H210V60H209ZM209 62H208V63H209ZM223 62H225V61H223ZM242 62H243V61H242ZM246 62H247V61H246ZM8 63H9V66H11V65H10V62H8ZM31 63H33V61H32ZM38 63H39V62H38ZM46 63H47V62H46ZM63 63H64V62H63ZM65 63H66V62H65ZM84 63H85V62H84ZM90 63H91V60H90ZM93 63H94V62H93ZM93 63H92V64H93ZM116 63H114V64L116 65ZM124 63H125V62H124ZM130 63H131V62H130ZM137 63H138V62H137ZM154 63H155V62H154ZM166 63H167V61H166ZM169 63H172V61L169 60ZM193 63H194V62H193ZM208 63H207V64H208ZM212 63H213V62H212ZM229 63H231V61H230ZM249 63H250V62H249ZM16 64H18V63H16ZM21 64H22V63H21ZM27 64H28V63H27ZM27 64H25V65H27ZM33 64H34V63H33ZM36 64H37V63H36ZM106 64H107V62H106ZM118 64H119V63H118ZM128 64H129V63H128ZM128 64H127L126 68L128 67ZM134 64H135V63H133L132 65L134 66ZM145 64H146V63H145ZM157 64H159V63H157ZM174 64H175V63H174ZM177 64H178V63H177ZM177 64H176V65H177ZM183 64H184V62H183ZM202 64H203V63H202ZM207 64H206L205 66H207ZM214 64H215V62H214ZM225 64H227V63H225ZM236 64H237V63H236ZM250 64H252V63H250ZM258 64H262V65H263V63H258ZM13 65H14V64H13ZM19 65H20V64H19ZM25 65H24V66H25ZM64 65H67V64H64ZM85 65H87V63H85ZM88 65H89V64H88ZM88 65H87V67H88ZM94 65H97V66H98V64H94ZM110 65H111V64H110ZM115 65H114V67H115ZM143 65H144V64H143ZM147 65H148V64H147ZM163 65H164V64H163ZM165 65H166V64H165ZM181 65H182V63H181ZM184 65H185V64H184ZM191 65H193V64H191ZM217 65H218V64H216V66H217ZM253 65H254V64H253ZM32 66H33V65H32ZM99 66H100V65H99ZM99 66H98V67H99ZM107 66L109 67V64H108ZM118 66H119V65H118ZM157 66H159V65H157ZM161 66H162V65H161ZM168 66H169V65H168ZM185 66H186V65H185ZM205 66L203 65L204 68H206ZM212 66H214V65H212ZM216 66H215V67H216ZM220 66H225V65L222 64V65H220ZM233 66H234V65H233ZM246 66H247V64H246ZM259 66H261V65H259ZM1 67H2V66H1ZM16 67H17V66H16ZM28 67H29V66H28ZM102 67H103V66H102ZM102 67H101V68H102ZM104 67H105V66H104ZM119 67H121V65H120ZM122 67H125V66H123V64H122ZM137 67H138V66H137ZM137 67H136V69H137ZM152 67H153V66H152ZM179 67H180V66H179ZM179 67H178V69H181V68H182V67H181V68H179ZM188 67H189V66H188ZM188 67H187V69H189ZM201 67H202V65H201ZM208 67H209V66H208ZM236 67H237V66H236ZM241 67H242V66H241ZM241 67H239V68H241ZM250 67H251V66H250ZM256 67H257V66H256ZM261 67H262V66H261ZM4 68H5V67H4ZM53 68H54V67H53ZM70 68H71V66H70ZM90 68H91V67H90ZM90 68H89V69H90ZM96 68H97V67H96ZM106 68H107V67H105L104 71L106 70ZM115 68H116V67H115ZM126 68H125V69H126ZM143 68H144V67H143ZM159 68H160V66H159ZM170 68H171V67H170ZM183 68H184V67H183ZM204 68H203L202 70H204ZM225 68H226V66H225ZM247 68H248V66H247ZM252 68L254 69V67H252ZM0 69H1V68H0ZM2 69H3V68H2ZM10 69H11V67H10ZM14 69H15V68H14ZM43 69H44V67H43ZM45 69H46V68H45ZM45 69H44V70H45ZM60 69H61V68H60ZM60 69H59V70H60ZM67 69H68V68H67ZM86 69H87V68H86ZM112 69H113V68H112ZM138 69H139V68H138ZM140 69H141V68H140ZM194 69H196V67H195ZM194 69H193V70H194ZM207 69H208V68H207ZM207 69H205V70H207ZM220 69H221V67H220ZM227 69H228V67H227ZM227 69H226V70H227ZM243 69H244V68H243ZM255 69H256V68H255ZM6 70H7V69H6ZM28 70H29V69H28ZM31 70H32V69H30V71H31ZM44 70H43V71H44ZM50 70H51V69H50ZM87 70H88V69H87ZM87 70H86V71H87ZM90 70H91V69H90ZM94 70H95V69H94ZM96 70H98V68H97ZM99 70H100V69H99ZM110 70H111V69H110ZM117 70H118V69H117ZM117 70H116V71H117ZM129 70H130V69H128V72H130ZM143 70H144V69H143ZM143 70H142V71H143ZM172 70H173V69H172ZM175 70H176V69H175ZM205 70H204V71H205ZM211 70H212V68H211ZM224 70H225V69H224ZM226 70H225V71H226ZM230 70H231V69H230ZM230 70H229V71H230ZM250 70H251V68H250ZM18 71H20V69H19ZM18 71H17V72H18ZM39 71H41V70H39ZM61 71H62V69H61ZM73 71H74V69H73ZM77 71H78V70H77ZM106 71H107V70H106ZM111 71H112V70H111ZM118 71H119V70H118ZM138 71H141V70H138ZM149 71H150V68H149ZM163 71H165V70H163ZM169 71L171 72L170 69L168 70V72H169ZM199 71H201V69H200ZM204 71H203V72H204ZM209 71H210V70H209ZM240 71H241V70H240ZM243 71H244V70H243ZM245 71H246V70H245ZM245 71H244V73H245ZM9 72H10V71H9ZM15 72H16V71H15ZM24 72H27V71H24ZM28 72H29V71H28ZM35 72H37V71H35ZM95 72H96V71H95ZM109 72H110V71H109ZM114 72H115V71H114ZM119 72H121V70H120ZM122 72H123V71H122ZM126 72H127V71H126ZM126 72H125V73H126ZM134 72H135V71H134ZM150 72H151V71H150ZM173 72H174V71H173ZM181 72H182V71H181ZM221 72L224 73L223 70H222ZM226 72H227V71H226ZM262 72H263V71H262ZM1 73H2V72H1ZM3 73H4V71H3ZM3 73H2V74H3ZM10 73H11V72H10ZM10 73H9V76H10ZM58 73H61V72H58ZM64 73H65V72H64ZM99 73H100V72H99ZM111 73H112V72H111ZM162 73H163V72H162ZM188 73H189V72H188ZM206 73H207V72H206ZM215 73H216V72H215ZM215 73H214V74H215ZM217 73H218V72H217ZM222 73L219 72V74H222ZM250 73H251V72H250ZM6 74H7V73H6ZM12 74H13V73H12ZM22 74H24V73H22ZM35 74H36V73H35ZM40 74H41V72H40ZM40 74H39V75H40ZM45 74H46V73H45ZM77 74H78V73H77ZM106 74H107V76H108V72H107ZM112 74H114V73H112ZM120 74H121V73H120ZM130 74H131V72H130ZM139 74H140V73H139ZM153 74H154V73H153ZM155 74H156V73H155ZM165 74H166V73H165ZM201 74H202V73H201ZM204 74H205V73H204ZM224 74H225V73H224ZM231 74H232V73H231ZM236 74H237V73H236ZM239 74H240V73H239ZM261 74L263 75V73H261ZM7 75H8V74H7ZM52 75H53V72H52ZM81 75H82V73H81ZM92 75H93V74H92ZM101 75H102V74H101ZM117 75H118V73H117ZM127 75H128V73H127ZM136 75H137V73H136ZM140 75H141V74H140ZM16 76H17V75H16ZM16 76H15V77H16ZM24 76H25V75H24ZM27 76H28V75H27ZM60 76H61V74H60ZM65 76H66V75H65ZM94 76H95V75H94ZM112 76H113V75H112ZM120 76H121V75H120ZM124 76H125V75H124ZM128 76H129V75H128ZM128 76H127V77H128ZM138 76H139V75H138ZM156 76H157V75H155V77H156ZM166 76H167V75H166ZM178 76H180V75L178 74ZM258 76H259V74H258ZM13 77H14V76H13ZM35 77H36V75H35ZM45 77H46V76H45ZM88 77H89V76H88ZM103 77H104V76H103ZM103 77H102V79H103ZM110 77H111V76H110ZM115 77H116V76H115ZM121 77H122V76H121ZM121 77H119V78H121ZM143 77H144V76H143ZM145 77H146V76H145ZM145 77H144V78H145ZM162 77H164V76H162ZM169 77H170V76H169ZM172 77H173V76H172ZM191 77H192V76H191ZM202 77H203V76H202ZM202 77H201V78H202ZM219 77H220V75H219ZM219 77H218V79H219ZM225 77H226V76H225ZM228 77H229V76H228ZM230 77H231V76H230ZM232 77H233V76H232ZM236 77H237V76H236ZM238 77H240V76H238ZM241 77H242V75H241ZM247 77L250 78V76H248V75H247ZM247 77H246V78H247ZM256 77H257V76H256ZM262 77H263V76H262ZM262 77L260 76V78H262ZM6 78H8V77H6ZM11 78H12V76H11ZM55 78H56V77H55ZM95 78H96V77H95ZM108 78H109V77H108ZM141 78H142V76H141ZM164 78H165V77H164ZM170 78H171V77H170ZM182 78H183V76H182ZM198 78H199V77H198ZM204 78H205V75H204ZM212 78H213V76H212ZM220 78L222 79V77H220ZM34 79H36V78H34ZM65 79H66V78H65ZM78 79H79V78H78ZM83 79H84V78H83ZM87 79H88V78H87ZM99 79H101V78H99ZM117 79H118V78H117ZM121 79L123 80V78H121ZM124 79H125V78H124ZM132 79H134V78H132ZM138 79H139V78H138ZM183 79H184V78H183ZM213 79H214V78H213ZM225 79L228 80L229 78H228V79L225 78ZM225 79H224L223 81H225ZM238 79H239V78H238ZM251 79H252V78H251ZM257 79H259V78H257ZM257 79H256V80H257ZM262 79H263V78H262ZM8 80H9V79H8ZM16 80H18V79H16ZM111 80H112V79H111ZM122 80H121V81H122ZM129 80H130V79H129ZM129 80H128V81H129ZM143 80H145V79H143ZM156 80H157V79L155 78V82H156ZM170 80H171V79H170ZM203 80H204V79H203ZM216 80H217V79H216ZM235 80H236V79H235ZM239 80H240V79H239ZM239 80H238V81H239ZM3 81H4V80H3ZM5 81H6V80H5ZM33 81H34V80H33ZM33 81H32V83H33ZM36 81H37V80H36ZM58 81H59V80H58ZM67 81H68V80H66V82H67ZM83 81H84V80H83ZM85 81H86V80H85ZM92 81H93V80H92ZM100 81H101V80H100ZM121 81H120V82H121ZM130 81H131V80H130ZM157 81H158V80H157ZM165 81H166V80H165ZM179 81H181V80L179 79ZM194 81H195V80H194ZM204 81H206V80H204ZM204 81H203V82H204ZM220 81H222V80H220ZM250 81H251V80H250ZM16 82H17V81H16ZM28 82H29V80H28ZM53 82H54V81H53ZM133 82H134V80H133ZM141 82H142V80H141ZM155 82H154V83H155ZM166 82H168V81H166ZM171 82H172V81H171ZM171 82H168V83H171ZM175 82H176V81H175ZM181 82L185 83V80H184V81H181ZM207 82H208V81H207ZM207 82H206V83H207ZM212 82H213V81H212ZM240 82H241V80L239 81V83H240ZM244 82H245V81H244ZM12 83H13V82H12ZM22 83H24V82L22 81ZM45 83H46V82H45ZM67 83H68V82H67ZM94 83H95V81H94ZM99 83H100V82H99ZM125 83H126V82H125ZM129 83H130V82H129ZM136 83H137V82H136ZM142 83H143V82H142ZM145 83H146V82H145ZM157 83H158V82H157ZM199 83H200V82H199ZM220 83H221V82H220ZM224 83H227V86L224 87V85H219V88H217V89L214 88V89H215V90H214V93L212 92V94L207 95V97H208L207 100L210 101V103L212 102L211 104H213L212 106H213L214 111H215V109L218 110L219 108H221V109L224 108V110H226V111L229 109L228 111L230 112L232 106H234V108L239 107V103H240L239 101H240V100H239V94L237 93L236 88H232V87H231L232 85H231V83L229 82V80L226 81V82H224ZM246 83H247V82H246ZM248 83H249V82H248ZM263 83H264V82H263ZM5 84H6V83H5ZM17 84H18V83H17ZM19 84H20V83H19ZM68 84H70V83H68ZM72 84H73V83H72ZM101 84H103V83H100V85H101ZM115 84H116V83H115ZM121 84H122V83H121ZM123 84H124V83H123ZM132 84H133V83H132ZM132 84H131V85H132ZM134 84H135V83H134ZM147 84H148V83H147ZM159 84H160V83H159ZM159 84H158V85H159ZM214 84H216V83H214ZM237 84H238V83H237ZM6 85H7V84H6ZM26 85H27V84H26ZM49 85H50V84H49ZM78 85H79V84H78ZM81 85H82V84H81ZM95 85H96V84H95ZM111 85H113V83H112ZM119 85H120V84H119ZM128 85L130 86V84H128ZM143 85H145V84H143ZM198 85H199V84H198ZM198 85H197V86H198ZM209 85H210V84H209ZM225 85H226V84H225ZM242 85H243V84H242ZM256 85H257V84H256ZM8 86H10V85H8ZM22 86H23V85H22ZM57 86H58V85H57ZM64 86H65V85H64ZM69 86H70V85H69ZM113 86H114V85H113ZM129 86H128V87H129ZM159 86H161V85H159ZM162 86H163V84H162ZM162 86H161V87H162ZM164 86H165V85H164ZM166 86H169V85H166ZM197 86H196V87H197ZM205 86H206V85H205ZM258 86H259V85H258ZM6 87H7V86H6ZM44 87H45V84H44ZM66 87H67V86H66ZM66 87H65V89H66ZM91 87H92V86H90V88H91ZM104 87H105V86H104ZM116 87H117V86H116ZM116 87H114V88L116 89ZM124 87H125V86H124ZM140 87H142V86H140ZM182 87H183V86L181 85L180 88H182ZM191 87H192V86H191ZM216 87H217V86H216ZM235 87H236V85H235ZM245 87H246V84H245L244 88H245ZM250 87H252V86H250ZM263 87H264V86H263ZM8 88H9V87H8ZM12 88H13V87H12ZM24 88H25V87H24ZM28 88H29V87H28ZM30 88H31V87H30ZM42 88H43V87H42ZM60 88H62V87H60ZM183 88H184V87H183ZM203 88H204V86H203ZM31 89H32V88H31ZM75 89H76V88H75ZM75 89H74V90H75ZM86 89H87V88H86ZM91 89H92V88H91ZM94 89H96V88H94ZM137 89H138V88H137ZM155 89H156V88H155ZM168 89H169V88H168ZM206 89H207V88H206ZM208 89L213 90L212 88H208ZM238 89H240V88H238ZM250 89L253 90V88H249V90H250ZM260 89H261V88H260ZM4 90H5V89H4ZM14 90H15V89H14ZM35 90H36V89H35ZM49 90H50V88H49ZM63 90H64V89H63ZM63 90H61V91H63ZM68 90L71 91L70 89H68ZM101 90H102V89H101ZM101 90H100V91H101ZM109 90H110V89H109ZM128 90H129V88H128ZM139 90H140V89H139ZM156 90H157V89H156ZM161 90H162L163 93H164V97H163V98H161V96H160L159 98H156V97H153V96H152V97H153V98H156L157 100L159 99L160 103L163 102L164 106H167V104H168V105H169V104L171 105V103L174 104L175 100H173L174 102H172V101L170 100V99H174V98H169L170 95H169V96L167 95V94H168V90H167V88H166V87H163V88H161ZM169 90L171 91V90H173V89H169ZM175 90H178V91H179V88H178V89L176 88ZM175 90H174V92H171V93H174V94H175V92H176V93L178 92V91H175ZM242 90H243V89H242ZM246 90H248V87H247ZM254 90H256V88H254ZM98 91H99V90H98ZM102 91H103V90H102ZM110 91L112 92V90H110ZM116 91H117V90H116ZM120 91H121V90H120ZM125 91H126V90H125ZM147 91H148V89H147ZM182 91L184 92V89H183ZM206 91H207V90H206ZM262 91H263V90H262ZM262 91H260V92H262ZM20 92H21V91H20ZM26 92H27V91H26ZM71 92H72V91H71ZM82 92H83V91H82ZM84 92H85V91H84ZM122 92H123V91H122ZM129 92L131 93V90H130ZM134 92H135V91H134ZM185 92H186V91H185ZM191 92H192V91H191ZM247 92L249 93V91H247ZM247 92H246V93H247ZM251 92H252V91H251ZM253 92H254V91H253ZM255 92H256V91H255ZM260 92H258V93H260ZM57 93H58V92H57ZM72 93H73V92H72ZM74 93H75V92H74ZM88 93H89V92H88ZM94 93H97V92H94ZM144 93H145V92H144ZM144 93H143V94H144ZM158 93H159V92H158ZM203 93H204V91H203ZM209 93H210V91H209ZM209 93H208V94H209ZM263 93H264V92H263ZM0 94H1V92H0ZM5 94H6V93H5ZM45 94H46V93H45ZM47 94H48V93H47ZM49 94H50V93H49ZM49 94H48V95H49ZM58 94H59V93H58ZM84 94H85V93H84ZM84 94H83V95H84ZM101 94H102V93H101ZM101 94H100V96H101ZM112 94H113V93H112ZM114 94H115V93H114ZM120 94H121V93H120ZM120 94H119V95H120ZM123 94H124V93H123ZM179 94H181V93L179 92ZM183 94H184V93H183ZM193 94L195 95V93H194V89H193ZM254 94H255V93H254ZM254 94H253V95H254ZM10 95H12V94H10ZM26 95H27V94H26ZM33 95H34V94H33ZM33 95H32V96H33ZM36 95H37V97H38L39 94H36ZM89 95H90V93H89ZM94 95H95V94H94ZM110 95H111V94H110ZM119 95H118V96H119ZM126 95H127V93H126ZM133 95H134V94H133ZM147 95H148V94H147ZM147 95H146V96H147ZM155 95H156V94H155ZM175 95H177V94H175ZM175 95H174L173 97H175ZM184 95H185V94H184ZM184 95H181V97L184 96ZM187 95H189V93H188ZM187 95H186V96H187ZM247 95H248V94H247ZM251 95H252V94H251ZM255 95H256V94H255ZM259 95H260V94H258V96H259ZM262 95H264V94H261V97H262ZM6 96H7V95H6ZM72 96H73V94H72ZM76 96H77V95H76ZM106 96H107V95H106ZM116 96H117V95H116ZM116 96H115V97H116ZM118 96H117V97H118ZM134 96H135V95H134ZM157 96H158V95H157ZM179 96H180V95H179ZM179 96H178V97H179ZM190 96H191V95H190ZM7 97H8V96H7ZM7 97H6V98H7ZM25 97H26V96H25ZM34 97H35V95H34ZM56 97H57V96H56ZM60 97H61V96H60ZM91 97H92V96H91ZM95 97H96V95H95ZM95 97H94V98H95ZM126 97H127V96H126ZM132 97H133V96H132ZM147 97H148V96H147ZM147 97H145V98H147ZM188 97H189V96H188ZM191 97H192V96H191ZM205 97H206V96H205ZM249 97H250V95H249ZM249 97L247 98V100L250 99ZM254 97H255V96H254ZM4 98H5V95H4ZM9 98L11 99L12 97L10 96ZM14 98H15V97H14ZM20 98H22V97H20ZM20 98H19V100L22 102V99H20ZM41 98H44L43 95H42ZM49 98H50V96H49ZM58 98H59V96H58ZM100 98H101V97H100ZM109 98H111V97H109ZM112 98H113V97H112ZM129 98H130V97H129ZM145 98H144V99H145ZM153 98H152L151 100H153ZM175 98H176V97H175ZM189 98H190V97H189ZM195 98H196V97H195ZM198 98H200V97H198ZM198 98H197V99H198ZM15 99H16V98H15ZM17 99H18V98H17ZM47 99H48V98H47ZM50 99H52V98H50ZM63 99H64V98H63ZM87 99H88V98H87ZM147 99H148V98H147ZM177 99H178V98H176V100H177ZM184 99H185V98H184ZM191 99H192V98H191ZM191 99H190V100H191ZM197 99H196V100H197ZM201 99H204V98L202 97ZM252 99H253V100H256L255 98H252ZM257 99H258V97H257ZM56 100H57V98H56ZM59 100H60V99H59ZM102 100H103V99H102ZM102 100H101V101H102ZM107 100H108V99H107ZM132 100H133V98H132ZM132 100H131V101H132ZM135 100H136V99H135ZM145 100H146V99H145ZM145 100H144V101H145ZM180 100H182V99H180ZM9 101H10V100H9ZM16 101H17V100H16ZM41 101H42V100H41ZM74 101H77V100L74 99ZM79 101H80V100H79ZM81 101H82V100H81ZM127 101H129V100H127ZM141 101H142V100H141ZM144 101H143V102H144ZM159 101H158V103H159ZM191 101H192V100H191ZM199 101H200V99L198 100V102H199ZM204 101H205V99H204ZM250 101H251V99H250ZM250 101H248V103H249ZM260 101H261V100H260ZM260 101H259V102H260ZM263 101H264V100H263ZM10 102H11V101H10ZM10 102H9V104H10ZM28 102H29V104H30V101H29V100H28ZM52 102H53V101H52ZM77 102H78V101H77ZM86 102L88 103V101H86ZM114 102H115V100H114ZM154 102H156V101L154 100ZM154 102H151V101H150L149 103H154ZM170 102H171V103H170ZM241 102H242V104L244 103V102L242 101V99H241ZM245 102H246V101H245ZM253 102H254V101H253ZM18 103H20V102H18ZM18 103H17V107H18ZM25 103H26V102H25ZM48 103H49V105H50V102H48ZM71 103H72V102H71ZM96 103H97V101H96ZM117 103H118V102H117ZM133 103H134V102H133ZM135 103H136V102H135ZM187 103L189 104V101H188ZM187 103H186V104H187ZM208 103H209V102H208ZM251 103H252V102H251ZM2 104H3V102H2ZM5 104H6V103H5ZM9 104H8V105H9ZM34 104H35V103H34ZM62 104H63V103H62ZM76 104H77V103H76ZM90 104H91V103H90ZM100 104H101V102H100ZM112 104H113V103H112ZM126 104H127V102H126ZM154 104H155V103H154ZM188 104H187V105H188ZM196 104H197V103H196ZM198 104H199V103H198ZM201 104H202V102H201ZM244 104H245V103H244ZM254 104H255V102H254ZM260 104H261V103H260ZM19 105H20V104H19ZM21 105H22V104H21ZM21 105H20V106H21ZM31 105H32V104H31ZM38 105H40V104H39V101H38ZM38 105H37V106H38ZM42 105H43V107H44V103H43ZM42 105H41V106H42ZM51 105H52V104H51ZM54 105H55V104H54ZM77 105H78V104H77ZM103 105H104V104H103ZM103 105H102V106H103ZM114 105H115V104H114ZM117 105H118V104H117ZM120 105H121V104H120ZM133 105H134V104H133ZM140 105H141V104H140ZM143 105H144V104H143ZM143 105H142V106H143ZM148 105H149V104H148ZM181 105L183 106V104H181ZM240 105H241V104H240ZM252 105H253V104H252ZM1 106H3V105H1ZM22 106H24V105H22ZM32 106H33V105H32ZM45 106H47V105H45ZM62 106H63V105H62ZM88 106H89V105H88ZM88 106H87V107H88ZM91 106H92V105H91ZM93 106H94V105H93ZM100 106H101V105H100ZM135 106H136V105H135ZM145 106H147V105H145ZM150 106H151V105H150ZM150 106H149V107H150ZM172 106H174V105H172ZM172 106H171V107H172ZM201 106H202V105H201ZM241 106L243 107V105H241ZM259 106H260V105H259ZM263 106H264V105H263ZM263 106H262V107H263ZM3 107H4V106H3ZM15 107H16V106H15ZM28 107H30V106H28ZM35 107H36V106H35ZM43 107H41V108H43ZM47 107H49V106H47ZM51 107H52V106H51ZM70 107H71V105H70ZM78 107H80V106H78ZM111 107H112V106H111ZM119 107H121V106H119ZM128 107H129V106H128ZM139 107H140V106H139ZM168 107H169V106H168ZM180 107H181V106H180ZM188 107H191V106H188ZM204 107H205V106H204ZM249 107H250V106H249ZM7 108H8V107H7ZM7 108H6V109H7ZM21 108H24V107H21ZM41 108H40V109H41ZM45 108H46V107H44V109H45ZM98 108H100V107H98ZM112 108H113V107H112ZM117 108H118V106H117ZM134 108H135V107H134ZM177 108H179V107H177ZM185 108H186V107H185ZM197 108H198L197 111H199V107H197ZM197 108H196V109H197ZM202 108H203V106H202ZM240 108H241V107H240ZM260 108H261V107H260ZM263 108H264V107H263ZM4 109H5V108H4ZM9 109H10V108H9ZM9 109H8V110H9ZM11 109H12V108H11ZM17 109H18V108H17ZM37 109H39V107H38ZM52 109H53V108H52ZM73 109H74V107H73ZM79 109H81V108H79ZM79 109H78V110H79ZM82 109H83V108H82ZM107 109H108V108H107ZM123 109H124V108H123ZM131 109H132V108H131ZM137 109H138V108H137ZM147 109H148V108H147ZM167 109H168V108H167ZM167 109H166V110H167ZM169 109L173 111V109H171V108H169ZM183 109H184V108H183ZM186 109H187V108H186ZM186 109H185V110H186ZM188 109L190 110V108H188ZM192 109H193V108H192ZM196 109H195V110H196ZM205 109H206V108H205ZM8 110H7V111H8ZM12 110H13V109H12ZM22 110H23V109H22ZM42 110H43V109H42ZM68 110H70V109H68ZM74 110H75V109H74ZM89 110H90V109H89ZM94 110H96V109H94ZM98 110H99V109H98ZM112 110H113V109H112ZM142 110H143V109H142ZM150 110H152V108H150ZM154 110H155V109H154ZM154 110H153V111H154ZM195 110L193 109V111H195ZM206 110H207V109H206ZM241 110H242V109H241ZM241 110H240V112H241ZM256 110H258V109H256ZM5 111H6V110H5ZM13 111H14V110H13ZM16 111H18V110H16ZM19 111H20V110H19ZM26 111H27V110H26ZM29 111H30V110H29ZM29 111H28V112H29ZM81 111H82V110H81ZM81 111H80V113H81ZM85 111H86V110H85ZM113 111L115 112V110H113ZM119 111H120V110H119ZM127 111H128V110H127ZM137 111H138V110H137ZM160 111H161V110H160ZM167 111H168V110H167ZM190 111H191V110H190ZM203 111H204V110H203ZM219 111H220V109H219ZM226 111H224V113H225ZM252 111H253V110H252ZM252 111H251V112H252ZM261 111H262V109H261ZM21 112H22V111H21ZM21 112H20V113H21ZM23 112H24V111H23ZM52 112H53V111H52ZM64 112H65V110H64ZM72 112H73V111H72ZM83 112H84V111H83ZM87 112H88V111H87ZM108 112H109V111H108ZM121 112H122V111H121ZM125 112H126V110H125ZM130 112H131V111H130ZM132 112H134V111H132ZM155 112H156V110H155ZM164 112H165V109H164ZM173 112H174V111H173ZM205 112H206V113H205ZM240 112H239V113H240ZM254 112L256 113L257 111L254 110ZM254 112H253V114H254ZM258 112H259V111H258ZM262 112L264 113V111H262ZM5 113H6V112H5ZM7 113L9 114V112H7ZM15 113H16V112H15ZM37 113H39V110H38ZM41 113L43 114V112H41ZM60 113H61V112H60ZM74 113H77V112H74ZM88 113H89V112H88ZM94 113H95V112H94ZM97 113H98V112H97ZM137 113H138V112H137ZM152 113H153V112H152ZM160 113H161V112H160ZM160 113H159V114H158V113H155V116L157 117V119H158V118L161 119V118L163 117V115L165 114V113L163 114V112H162L163 115L160 114ZM176 113H177V112H176ZM191 113H192V112H191ZM200 113H202V112L200 111ZM204 113H205V118H204L205 121H204V123H205L206 125H210V127H209V138H210V136H211V138H212V136H213L214 127L217 128V130H219V131H220L221 129H224V130H225V128H222V126H221V122L224 121V120L222 119L223 116H224V114H223L222 112H221V113H220V112L214 113V112L204 111ZM226 113H227V112H226ZM226 113H225V114H226ZM233 113H235V111H234ZM233 113H232V114H233ZM263 113H262V114H263ZM10 114H11V113H10ZM10 114L8 115L9 118L11 117ZM12 114L14 115V113H12ZM21 114H22V113H21ZM23 114H24V113H23ZM25 114H26V113H25ZM30 114H31V113H30ZM45 114H46V113H45ZM45 114H44V115H45ZM62 114H63V113H62ZM83 114H84V113H83ZM104 114H105V113H104ZM106 114H107V111H106ZM124 114H125V113H124ZM129 114H130V113H129ZM139 114H140V112H139ZM198 114H199V113H198ZM198 114H195V115H198ZM221 114H223V116H222ZM227 114H228V113H227ZM227 114H226V115H227ZM249 114H250V113H249ZM249 114H248V115H249ZM4 115H5V114H4ZM6 115H7V114H6ZM34 115H35V114H34ZM37 115H38V114H36V116H37ZM44 115H43V116H44ZM49 115H50V114H49ZM78 115H79V114H78ZM86 115H87V114H86ZM92 115H93V114H92ZM109 115H110V114H109ZM112 115H113V114H112ZM118 115H119V114H118ZM121 115H122V114H121ZM172 115H173V114H172ZM174 115H175V114H174ZM228 115H229V114H228ZM246 115H247V114H246ZM256 115H257V114H256ZM256 115H255V117H257ZM263 115H264V114H263ZM0 116H1V115H0ZM30 116H32V115H30ZM41 116H42V115H41ZM63 116H64V115H63ZM66 116H68V115H66ZM89 116H90V115H89ZM99 116H100V115H99ZM115 116H116V115H115ZM115 116H114V117H115ZM131 116H132V115H131ZM137 116H138V115H137ZM148 116H151V115H148ZM148 116H147V117H148ZM170 116H171V115H170ZM188 116H189V115H188ZM232 116H233V115H232ZM232 116H231V118H232ZM239 116H240V115H239ZM242 116H243V115H242ZM244 116H245V115H244ZM261 116H262V115H261ZM261 116H260V117H261ZM12 117H13V116H12ZM12 117H11V118H12ZM14 117H15V116H14ZM14 117H13V118H14ZM16 117H17V116H16ZM20 117H21V116H20ZM27 117H28V116H27ZM37 117H38V116H37ZM71 117H72V116H71ZM79 117H80V115H79ZM108 117H109V116H108ZM135 117H136V115H135ZM153 117H154V116H153ZM166 117H167V116H165V119H166ZM203 117H204V116H203ZM203 117H202V118H203ZM13 118H12V119H13ZM28 118H30V117H28ZM48 118H49V117H48ZM52 118H53V117H52ZM103 118H104V117H103ZM110 118H111V117H110ZM110 118H109V119H110ZM125 118H126V117H125ZM127 118H130V117H127ZM138 118H139V117H138ZM138 118H135V119L137 120ZM167 118H168V117H167ZM170 118H171V117H170ZM172 118H173V117H172ZM182 118H183V117H182ZM184 118H185V117H184ZM191 118H192V117H191ZM193 118H194V117H193ZM193 118H192V120H193ZM243 118H244V117H243ZM261 118H262V117H261ZM2 119H4V118H2ZM16 119H17V118H16ZM34 119H35V118H34ZM66 119H67V118H66ZM75 119H76V118H74V120H75ZM81 119H82V118H81ZM83 119H84V118H83ZM96 119H97V118H96ZM116 119H117V118H116ZM133 119H134V117H133ZM160 119H159V120H160ZM162 119H163V118H162ZM179 119H181V118H179ZM238 119H239V118H237V121H238ZM245 119H246V118H245ZM245 119H244V121H245ZM0 120H1V118H0ZM7 120H8V119H7ZM10 120H11V119H10ZM17 120H18V119H17ZM30 120H31V119H30ZM35 120L37 121V119H35ZM54 120H55V119H54ZM67 120H68V119H67ZM87 120H88V119H87ZM97 120H98V119H97ZM100 120H101V119H100ZM148 120H149V119H148ZM163 120H164V119H163ZM166 120H167V119H166ZM173 120H174V118H173ZM181 120H182V119H181ZM186 120H187V119H186ZM194 120H195V118H194ZM4 121H5V120H4ZM4 121H3V122H4ZM8 121H9V120H8ZM8 121H7V122H8ZM11 121H12V120H11ZM13 121H15V120H13ZM18 121H19V120H18ZM22 121H24V120H22ZM41 121H42V120H41ZM62 121H63V120H62ZM68 121H69V120H68ZM76 121H77V120H76ZM82 121H83V120H82ZM105 121H106V119H105ZM125 121H126V120H125ZM145 121H146V120H145ZM145 121H144V122H145ZM187 121H189L190 124L192 123V121L190 122V120H187ZM187 121H186V122H187ZM195 121H196V120H195ZM237 121H236V123H237ZM244 121H243V123H244ZM247 121H248V118H247ZM256 121H257V120H256ZM263 121H264V120H263ZM5 122H6V121H5ZM37 122L39 123V121H37ZM44 122H45V121H44ZM48 122H50V121H48ZM53 122H54V121H53ZM60 122H61V120H60ZM69 122H71V121H69ZM79 122H80V121H79ZM91 122H92V121H91ZM98 122H99V120H98ZM110 122H111V121H110ZM115 122H116V121H115ZM115 122H112V123H115ZM119 122H120V121H119ZM132 122H135V121L132 120ZM136 122H137V121H136ZM162 122H163V121H162ZM166 122H167V121H166ZM166 122H163V125H165ZM168 122H169V121H168ZM168 122H167V123H168ZM198 122H199V121H198ZM218 122H219V124H218ZM240 122L242 123V121H240ZM252 122H254V121H252ZM38 123H37V124H38ZM77 123H78V122H77ZM83 123H84V122H83ZM85 123H86V122H85ZM93 123H94V122H93ZM120 123H121V122H120ZM125 123H126V122H125ZM146 123H147V121H146ZM146 123H145V124H146ZM164 123H165V124H164ZM171 123H172V122H171ZM201 123L203 124V122H201ZM216 123H217V125H216ZM262 123H264V122H262ZM1 124H2V123H1ZM1 124H0V126H1ZM3 124H4V123H3ZM3 124H2V125H3ZM9 124H10V123H9ZM11 124H12V122H11ZM25 124H26V123H25ZM45 124H46V123H45ZM47 124H50V123H47ZM56 124H57V123H56ZM58 124H59V123H58ZM66 124H67V123H66ZM71 124H72V123H71ZM78 124H79V123H78ZM88 124H89V123H88ZM106 124H107V122H106ZM127 124H128V123H127ZM141 124H144V123H141ZM145 124H144V125H145ZM157 124H158V123H157ZM179 124H181V122H180ZM182 124H183V122H182ZM187 124H188V123H187ZM194 124H195V123H194ZM205 124H204V126H205ZM223 124H224V123H223ZM226 124H227V123L225 122V125H226ZM230 124H231V122H230ZM230 124L228 123V124L226 125V131L228 130V128H229L228 125H230ZM237 124H238V123H237ZM253 124H254V123H253ZM6 125H7V124H6ZM16 125H17V124H16ZM23 125H24V123H23ZM68 125H69V124H68ZM80 125H82V124L80 123ZM85 125H86V124H85ZM109 125H110V124H109ZM116 125H117V122H116ZM119 125H122V124H119ZM133 125H134V123H133ZM144 125H142V126L144 127ZM175 125H176V124H175ZM235 125H236V124H235ZM240 125H242V124H240ZM244 125H247V124H244ZM256 125H257V124H256ZM8 126H9V125H8ZM8 126H7V127H8ZM27 126H28V125H27ZM40 126H41V125H40ZM44 126H45V125H44ZM44 126H43V127H44ZM69 126H70V125H69ZM74 126H76V125H74ZM92 126H93V125H92ZM112 126H113V125H112ZM114 126H115V125H114ZM123 126H124V124H123ZM138 126H139V125H138ZM140 126H141V125H140ZM145 126H146V125H145ZM155 126H156V125H155ZM160 126H161V125H160ZM160 126H159V127H160ZM171 126H172V125H171ZM176 126H177V125H176ZM180 126H181V127H180ZM180 126H179V129H180V130H181V129H182V130H185V128H184V127H185V123H184V125H183L184 127H183L182 125H180ZM187 126H188V125H187ZM187 126H186V127H187ZM189 126H190V125H189ZM194 126H195V125H194ZM197 126H198V125H197ZM197 126H196V127H197ZM236 126L238 127V125H236ZM262 126H263V125H262ZM262 126L260 125L261 128H262ZM11 127H12V126H11ZM22 127H24V126H22ZM29 127H30V126H29ZM60 127H61V126H60ZM66 127H67V126H66ZM71 127H72V125H71ZM77 127H79V125H78ZM82 127H83V125H82ZM100 127H101V126H100ZM105 127H108V126H105ZM110 127H111V125H110ZM131 127H132V125H131ZM143 127H140V129L143 128ZM156 127H157V126H156ZM162 127H163V126H162ZM169 127H170V125H169ZM190 127H192V126H190ZM190 127H188V129H189ZM196 127H194V129H195ZM239 127H240V126H239ZM242 127H243V126H242ZM247 127H248V126H247ZM3 128H4V127H3ZM14 128H15V127H14ZM44 128H45V127H44ZM49 128H50V126H49ZM49 128H48V130H49ZM63 128H64V127H63ZM89 128L91 129V127H89ZM125 128H127V127L125 126ZM133 128L135 129V128H138V127H134V126H133L132 129H133ZM147 128H149V127H147ZM147 128H146V129H147ZM160 128H161V127H160ZM160 128H159V129H160ZM163 128H164V127H163ZM167 128H168V127H167ZM172 128H173V126H172ZM176 128L178 129V126H177ZM183 128H184V129H183ZM204 128H206V127H204ZM233 128H234V127H233ZM233 128H232V131H231V132H233V131L235 130V129L233 130ZM235 128H236V127H235ZM243 128H244V127H243ZM256 128H257V127H256ZM9 129H11V128H9ZM26 129H27V128H26ZM28 129H29V128H28ZM34 129H35V127H34ZM37 129H38V128H37ZM39 129H40V128H39ZM55 129H56V128H55ZM55 129H54V131H55ZM70 129H71V128H70ZM77 129H79V128H77ZM80 129H81V128H80ZM85 129H86V128H85ZM85 129H84V132H86ZM92 129H93V128H92ZM92 129H91V131H92ZM108 129H109V127H108ZM111 129H112V127H111ZM113 129H114V128H113ZM119 129H120V128H119ZM119 129H117V130H119ZM123 129H124V128H123ZM129 129H130V128H129ZM134 129H133V130H134ZM144 129H145V128H144ZM168 129H169V128H168ZM186 129H187V128H186ZM200 129H201V128H200ZM229 129H230V128H229ZM244 129H245V128H244ZM247 129L250 130V128H247ZM262 129H263V128H262ZM5 130H6V129H5ZM16 130H18V128H17ZM19 130H20V129H19ZM48 130H47V131H48ZM63 130H64V129H63ZM75 130H76V128H75ZM121 130H122V129H121ZM127 130H128V128H127ZM130 130H131V129H130ZM142 130H143V129H142ZM150 130H151V129H150ZM163 130H164V129H163ZM182 130H181V132H182ZM192 130H193V129H192ZM192 130H191V132H193ZM202 130H204V129H202ZM242 130H243V129H242ZM255 130H257V129H255ZM260 130H261V129H260ZM12 131H13V130H12ZM32 131H33V130H32ZM34 131H35V130H34ZM40 131H41V130H40ZM50 131H51V133L53 132L52 130H50ZM87 131H88V129H87ZM102 131H103V129H102ZM108 131H109V130H108ZM113 131H114V130H113ZM122 131H123V130H122ZM131 131H132V130H131ZM131 131H130V132H131ZM134 131H135V130H134ZM157 131H158V130H157ZM157 131H156V133H157ZM168 131H169V130H168ZM194 131H195V130H194ZM221 131H222V130H221ZM226 131H225V132H226ZM243 131H244V130H243ZM29 132H30V131H29ZM62 132H63V131H62ZM126 132H127V131H126ZM128 132H129V131H128ZM135 132H136V131H135ZM135 132H134V133H135ZM146 132H147V131H146ZM146 132H145V135H146ZM165 132H166V131H165ZM178 132H179V131H178ZM181 132H180V135H181ZM197 132H202V131H197ZM206 132H207V131H206ZM217 132H218V131H217ZM228 132H230V131H228ZM257 132H258V131H257ZM262 132H263V130H262ZM1 133H2V132H0V134H1ZM6 133H7V131H6ZM21 133H22V132H21ZM35 133H36V132H35ZM54 133H55V132H54ZM56 133H57V132H56ZM60 133H61V131H60ZM63 133H64V132H63ZM63 133H62V134H63ZM90 133H91V132H90ZM108 133H109V132H108ZM138 133H139V131H138ZM143 133H144V132H143ZM149 133H150V132H149ZM153 133H154V132H153ZM156 133H155V134H156ZM158 133H159V131H158ZM163 133H164V131H163ZM193 133H194V132H193ZM242 133H243V132H242ZM245 133H246V131H245ZM247 133H248V132H247ZM3 134H4V132H3ZM3 134H2V135H3ZM8 134H9V133H8ZM10 134H11V133H10ZM13 134H14V133H13ZM13 134H12V136H13ZM22 134H23V133H22ZM30 134H31V133H30ZM32 134H33V133H32ZM43 134H44V133H43ZM52 134H53V133H52ZM84 134H85V133H84ZM119 134H121V133H119ZM128 134H129V133H128ZM139 134H140V133H139ZM141 134H142V133H141ZM169 134H170V133H169ZM191 134H192V133H191ZM197 134H198V133H197ZM203 134H204V133H201V135H203ZM227 134H229V133H227ZM255 134H256V133H255ZM15 135H16V134H15ZM27 135L29 136V134H27ZM67 135H68V134H67ZM67 135H66V136H67ZM76 135H78V134H76ZM85 135H86V134H85ZM85 135H83V136H85ZM89 135H90V134H89ZM125 135H126V134H125ZM135 135H136V134H135ZM147 135H148V134H147ZM150 135H151V133H150ZM156 135H157V134H156ZM156 135H155V136H156ZM194 135L197 136L195 133H194ZM198 135H199V134H198ZM204 135H205V134H204ZM237 135H238V134H237ZM237 135H236V136H237ZM244 135H245V134H244ZM4 136H5V135H4ZM12 136H11V137H12ZM28 136H27V137H28ZM32 136H33V135H32ZM44 136H45V134H44ZM48 136H50V135H48ZM48 136H47V138H48ZM83 136H80L79 142H80V140H82L81 137H83ZM121 136H123V135L121 134ZM160 136H161V135H160ZM162 136H163V134H162ZM164 136H165V135H164ZM192 136H193V135H192ZM245 136H246V135H245ZM257 136H258V135H257ZM19 137H20V136H19ZM38 137H39V136H38ZM78 137H79V136H78ZM115 137H116V136H115ZM115 137H114V139H115ZM173 137L175 138L174 135H173ZM201 137H202V136H201ZM214 137H216V136H214ZM222 137H223V136H222ZM237 137H239V136H237ZM252 137H253V136H252ZM252 137H250V135H248V138H252ZM258 137H259V136H258ZM3 138H4V137H3ZM3 138H2V139H3ZM14 138H15V137H14ZM14 138H10V140H11V139H13V140L17 139V138H15V139H14ZM39 138H40V137H39ZM39 138H36V139L38 140ZM47 138L44 137L45 140H46ZM51 138H52V137H51ZM53 138H54V136H53ZM90 138L92 139V136H91ZM116 138H117V137H116ZM122 138H123V137H122ZM122 138H120V139H122ZM130 138H131V137H130ZM130 138H129V139H130ZM133 138H134V137H133ZM140 138H142V137H140ZM144 138H145V137H144ZM147 138H148V137H147ZM156 138H157V137H156ZM158 138H159V137H158ZM165 138H166V137H165ZM168 138H169V136H168ZM181 138H182V137H180L179 139H181ZM190 138H191V137H190ZM234 138H235V137H234ZM254 138H256V137H254ZM28 139H29V138H28ZM49 139H50V138H49ZM56 139H57V138H55V140H56ZM74 139H75V138H74ZM74 139H73V140H74ZM97 139H98V138H97ZM123 139H124V138H123ZM123 139H122V140H123ZM162 139L164 140V138H162ZM179 139H178V141H179ZM182 139H183V138H182ZM185 139H186V138H185ZM213 139H214V138H213ZM217 139L219 140L218 135H217ZM225 139H226V138H225ZM0 140H1V139H0ZM6 140H8V139H5L4 141H6ZM33 140H34V138H33ZM59 140H61V139H59ZM71 140H72V139H71ZM110 140H111V138H110ZM112 140H113V139H112ZM118 140H119V139H118ZM118 140H117V141H118ZM138 140H139V139H138ZM150 140L152 141L151 138H150ZM167 140H168V139H167ZM172 140H173V139H172ZM206 140H207V138H206ZM231 140H232V139H231ZM248 140H249V139H248ZM23 141H24V140H23ZM25 141H26V140H25ZM42 141H43V140H42ZM42 141H41V142H42ZM51 141H52V139H51ZM53 141H54V139H53ZM63 141H64V140H63ZM95 141H97V140H95ZM115 141H116V140H115ZM125 141H126V140H125ZM143 141H144V140H143ZM169 141H170V138H169ZM187 141H188V140H187ZM195 141H196V144H197L198 141H197V140H195ZM195 141L193 140L194 145H195ZM204 141H205V140H204ZM210 141H211V139H210ZM215 141H216V139H215ZM233 141H234V140H233ZM251 141H252V140H251ZM0 142H1V141H0ZM6 142H7V141H6ZM17 142H18V141H17ZM19 142H20V141H19ZM41 142L39 141V142H37V143L40 144ZM71 142H72V141H71ZM73 142H75V141H73ZM76 142H77V141H76ZM87 142H88V141H87ZM113 142H114V141H113ZM113 142H112V143H113ZM135 142H136V141H135ZM159 142H160V140H159ZM170 142L172 143V141H170ZM170 142H169V145H170ZM231 142H232V141H231ZM246 142H247V140H246ZM257 142H258V141H256L255 144H256ZM8 143H9V142H8ZM27 143H28V142H27ZM33 143H34V142H33ZM43 143H44V142H43ZM49 143L51 144L50 140H49ZM52 143H53V142H52ZM96 143H97V142H96ZM99 143H100V142H99ZM133 143H134V142H133ZM136 143H137V142H136ZM160 143H162V141H161ZM187 143H189V142H187ZM204 143H205V142H204ZM204 143H203V144H204ZM206 143H209V142H206ZM214 143H215V142H214ZM236 143H237V140H236ZM241 143H242V142H241ZM243 143H244V142H243ZM243 143H242V144H243ZM252 143H253V142H252ZM261 143H262V142H261ZM261 143H260V145H261ZM0 144H2V142H1ZM18 144H19V143H18ZM20 144H21V143H20ZM44 144H45V143H44ZM44 144H43V145H44ZM47 144H48V139H47ZM60 144H61V143H60ZM78 144H79V143H78ZM80 144H81V143H80ZM83 144H84V143H83ZM103 144H104V143H103ZM115 144H116V143H115ZM128 144H129V142H128ZM147 144H148V143H147ZM185 144H186V143H185ZM190 144H193V143H190ZM199 144H200V143H199ZM203 144H201V145H203ZM234 144H235V143H234ZM253 144H254V143H253ZM8 145H9V144H8ZM8 145H7V146H8ZM22 145H23V143H22ZM41 145H42V144H41ZM51 145H52V144H51ZM63 145H64V144H63ZM66 145H67V143H66ZM81 145H82V144H81ZM98 145H99V144H98ZM106 145H107V144H106ZM118 145H121V144L118 143ZM123 145H124V144H123ZM126 145H127V144H126ZM136 145H137V144H136ZM164 145H165V144H164ZM172 145H174V144H172ZM172 145H171V146H172ZM175 145H176V144H175ZM175 145H174V146H175ZM216 145H217V147H218V143H217V142H216ZM219 145H220V144H219ZM244 145H245V144H244ZM247 145H248V144H247ZM256 145H257V144H256ZM5 146H6V145H4V147H5ZM24 146H25V145H24ZM34 146H35V145H34ZM64 146H65V145H64ZM64 146H63V147H64ZM67 146H68V145H67ZM70 146H71V145H70ZM73 146H74V144H73ZM82 146H83V145H82ZM84 146H85V145H84ZM107 146H108V145H107ZM121 146H122V145H121ZM124 146H125V145H124ZM138 146H139V145H138ZM140 146H141V145H140ZM191 146H192V145H191ZM206 146H207V144H206ZM210 146H212V145H210ZM220 146H221V145H220ZM228 146H230V145H228ZM239 146H240V145H239ZM245 146H246V145H245ZM250 146H251V145H250ZM4 147H3V148H4ZM31 147H32V146H31ZM46 147L48 148V146H46ZM74 147H75V146H74ZM86 147H87V145H86ZM90 147H91V146H90ZM109 147H111V146H109ZM113 147H114V145H113ZM125 147H126V146H125ZM130 147H131V146H130ZM142 147H144V146L142 145ZM148 147H150V146H147V148H148ZM157 147H158V146H157ZM192 147H193V146H192ZM194 147H196V146H194ZM198 147H199V146H198ZM208 147H209V146H208ZM222 147H223V146H222ZM222 147H221V149H225V148H222ZM235 147H236V145H235ZM241 147H242V146H241ZM248 147H249V146H248ZM0 148H2V147L0 146ZM8 148H9V147H8ZM12 148H13V147H12ZM12 148H11V149H12ZM42 148H43V147H42ZM54 148H55V147H54ZM64 148H66V147H64ZM76 148H77V146L75 147V150H76ZM79 148H80V147H79ZM82 148H83V147H82ZM93 148H94V147H93ZM111 148H112V147H111ZM111 148H109V150H110ZM123 148H124V147H123ZM123 148H122V149H123ZM131 148H132V147H131ZM144 148H145V147H144ZM163 148H164V147H163ZM180 148H181V147H180ZM229 148H232V147H229ZM254 148L257 149L256 147H254ZM11 149L9 148L8 150H11ZM16 149H18V146H17ZM40 149H41V148H40ZM52 149H53V147H52ZM61 149H62V148H61ZM69 149H70V148H69ZM71 149H72V148H71ZM71 149H70V150H71ZM101 149H102V148H101ZM112 149H113V148H112ZM114 149H115V147H114ZM138 149H139V148H138ZM138 149H137V150H138ZM183 149H184V147H183ZM197 149H198V148L196 147V150H195V151H197ZM210 149H214V148H210ZM227 149H228V148H227ZM227 149H225V150L227 151ZM246 149H247V148H246ZM12 150H13V149H12ZM12 150H11V151H12ZM23 150H24V149H23ZM33 150L35 151V148H34ZM41 150H42V149H41ZM77 150L79 151L80 149L77 148ZM86 150H87V148H86ZM105 150H106V149H105ZM107 150H108V149H107ZM124 150H126V148H125ZM127 150H128V149H127ZM152 150H153V149H152ZM156 150H157V149H156ZM161 150H162V149H161ZM166 150H167V149H166ZM174 150H175V149H174ZM205 150H207V148H206ZM215 150H216V148H215ZM230 150H231V149H230ZM230 150L227 151V152H231ZM247 150H248V149H247ZM249 150H250V149H249ZM261 150H262V148H261ZM261 150H259V151H261ZM18 151H19V150H18ZM21 151H22V150H21ZM48 151H49V150H48ZM73 151H74V150H73ZM84 151H85V150H84ZM88 151H89V150H88ZM93 151H94V150H93ZM100 151H101V150H100ZM103 151H104V149H103ZM116 151H117V150H116ZM120 151H121V150H120ZM131 151H133V150H131ZM138 151H139V150H138ZM142 151H143V150H142ZM150 151H151V150H150ZM150 151H149V152H150ZM176 151H177V149H176ZM179 151H181V150H179ZM185 151H186V149H185ZM195 151H194V152H195ZM208 151H209V148H208ZM210 151H212V150H210ZM221 151H222V150H221ZM240 151H241V150H240ZM254 151H256V150H254ZM3 152H5V151L3 150ZM3 152L1 151L2 154H3ZM14 152H16V151H14ZM14 152H13V153H14ZM19 152H20V151H19ZM19 152H18V153H19ZM22 152H23V151H22ZM44 152H46V151H44ZM54 152H56V151H54ZM61 152H62V151H61ZM159 152H160V151H159ZM174 152H175V151H174ZM188 152H189V154H190V151H188ZM194 152H193V153H194ZM198 152H199V151H198ZM246 152H247V151L245 150V153H246ZM35 153H36V154H35ZM35 153H33V154L37 155V151H36ZM39 153H40V152H39ZM50 153H51V152H50ZM50 153H49V155L51 156ZM58 153H59V152H58ZM71 153H72V152H71ZM80 153H81V152H80ZM94 153H95V151H94ZM110 153H111V152H110ZM117 153H118V157H119L120 154H119V152H117ZM120 153H121V152H120ZM129 153H130V152H129ZM133 153H135V152H133ZM142 153H143V152H142ZM157 153H158V152H157ZM164 153H165V151H164ZM172 153H173V152H172ZM196 153H197V152H196ZM216 153H217V152H216ZM216 153H215V151L212 152V157H213V158H215L214 156H216ZM256 153H257V152H256ZM6 154H7V150H6ZM46 154H47V153H46ZM55 154H56V153H55ZM67 154H68V153H67ZM76 154H77L76 156H78V152H77ZM106 154H108V153H106ZM115 154H116V153H115ZM130 154H131V153H130ZM135 154L137 155V153H135ZM149 154H150V153H149ZM161 154H162V153H161ZM166 154H168V153L166 152ZM176 154H177V153H176ZM180 154H181V152H180ZM204 154H205V153L203 152V156H204ZM218 154H219V153H218ZM230 154H231V153H230ZM250 154H251V153H250ZM15 155L18 156V154H15ZM22 155H24V153H23ZM43 155H45V154H43ZM43 155H42V156H43ZM49 155L47 156V158L49 157ZM64 155H65V154H64ZM108 155H109V154H108ZM113 155H114V154H113ZM193 155H194V154H193ZM195 155H197V154H195ZM199 155H201V154H199ZM220 155H221V154H219V157H221V159H222V157L225 158L224 156H222L223 154H222L221 156H220ZM232 155H233V154H231V156H232ZM234 155H235V154H234ZM242 155L244 156V153H243ZM257 155H258V154H257ZM24 156L26 157V155H24ZM105 156H106V155H105ZM105 156H104V157H105ZM115 156H116V155H115ZM123 156H124V155H123ZM128 156H129V155H128ZM132 156H133V155H132ZM142 156H143V155H142ZM168 156H169V155H167L166 157H168ZM177 156H178V155H176V158H178ZM185 156H186V153H185ZM185 156H184V157H185ZM225 156H226V154H225ZM235 156H236V155H235ZM262 156H264V155H262ZM4 157H5V159H6V155H5V154H4ZM43 157H44V156H43ZM64 157H66V156H64ZM71 157H72V156H71ZM74 157H75V154H74ZM78 157H80V156H78ZM95 157H96V156H95ZM112 157H114V156H112ZM116 157H117V156H116ZM124 157L126 158L127 156H124ZM134 157H135V156H134ZM136 157H137V156H136ZM143 157H144V156H143ZM194 157H195V156H194ZM194 157H193V158H194ZM212 157H211V159H212ZM216 157H218V156H216ZM233 157H234V156H233ZM236 157H237V156H236ZM236 157H235V158H236ZM250 157H251V155H250ZM1 158H2V157H1ZM7 158H8V155H7ZM17 158H18V157H17ZM26 158L28 159V157H26ZM37 158H38V157H37ZM45 158H46V157H45ZM52 158H53V157H52ZM61 158H62V156H61ZM67 158H68V157H67ZM83 158H84V157H83ZM110 158H111V156H110ZM110 158H109V159H110ZM120 158H121V156H120ZM120 158H119V159H120ZM140 158H142V157H140ZM144 158H145V157H144ZM144 158H143V159H144ZM149 158H150V157H149ZM152 158H153V157H152ZM172 158H173V157H172ZM172 158H171V159H172ZM185 158H186V157H185ZM185 158H182L183 161L186 160ZM187 158H188V156H187ZM193 158H192V159H193ZM200 158H201V157H200ZM205 158H206V157H205ZM205 158H203V159H205ZM226 158H227V156H226ZM262 158H263V157H262ZM13 159H14V158H13ZM20 159H21V158H20ZM32 159H33V158H32ZM32 159H31V160H32ZM34 159H35V157H34ZM42 159H43V158H42ZM42 159H40V160L42 161ZM76 159H77V157H76ZM79 159H80V158H79ZM91 159H92V158H91ZM116 159H117V158H116ZM126 159H127V158H126ZM128 159H129V158H128ZM136 159H137V158H136ZM143 159H142V160L140 159V160L143 161ZM167 159H168V158H167ZM179 159H180V158H179ZM195 159H196V158H195ZM206 159H207V158H206ZM206 159H205V160H206ZM208 159H209V158H208ZM208 159H207V160H208ZM215 159H216V158H215ZM218 159H220V158H218ZM221 159H220V160H221ZM255 159H256V158H255ZM258 159H259V158H258ZM263 159H264V158H263ZM11 160H12V159H11ZM17 160H19V158H18ZM22 160H23V159H22ZM51 160H52V159H51ZM132 160H133V159H132ZM144 160H145V159H144ZM151 160H152V159H151ZM168 160H169V159H168ZM176 160H177V159H176ZM225 160H226V159H225ZM259 160H260V159H259ZM261 160H262V159H261ZM25 161H26V160H23V162H25ZM33 161H35V160H33ZM36 161H37V160H36ZM38 161H39V160H38ZM43 161H45V159H44ZM43 161H42V162H43ZM46 161H47V159H46ZM53 161H54V160H53ZM58 161H59V160H58ZM62 161H64V160H62ZM69 161L71 162V160H69ZM69 161H68V162H69ZM77 161H78V160H77ZM84 161H85V158H84ZM90 161H91V160H90ZM120 161H121V160H120ZM124 161H125V160H124ZM126 161H127V160H126ZM126 161H125V162H126ZM130 161H131V160H130ZM155 161H156V160H155ZM171 161H172V160H171ZM177 161H178V160H177ZM190 161L192 162L193 160H190ZM232 161H233V160H232ZM235 161H236V160H235ZM235 161H234V162H235ZM241 161H244V162H245V160H241ZM246 161H247V160H246ZM254 161H255V160H254ZM262 161H264V160H262ZM0 162H2V161H0ZM3 162H5V161H3ZM13 162H15V161H13ZM26 162H27V161H26ZM30 162H31V161H30ZM39 162H40V161H39ZM42 162H41V163H42ZM75 162H76V161H75ZM94 162H95V161H94ZM114 162H115V161H114ZM117 162H118V161H117ZM132 162H133V161H132ZM139 162H140V161H139V159H138V164H139ZM149 162H150V161H149ZM153 162H154V161H153ZM156 162H157V161H156ZM180 162H181V161H180ZM186 162H187V161H186ZM201 162L203 163V161H201ZM207 162H208V161H207ZM207 162H206V163H207ZM210 162H211V164H213V165L216 163V162L212 163V162H213V159H212V161H210ZM61 163H63V162H61ZM71 163H73V162H71ZM81 163H82V162H81ZM81 163H80V164H81ZM83 163H84V162H83ZM86 163H87V162H86ZM110 163H111V162H110ZM118 163H119V162H118ZM121 163H123V162L121 161ZM143 163H144V161H143ZM147 163H148V162H147ZM147 163H146V166H147ZM173 163H175V161H174ZM204 163H205V162H204ZM217 163H218V162H217ZM217 163H216V164H217ZM249 163H250V162H249ZM0 164H1V163H0ZM11 164H12V163H11ZM20 164H21V163H20ZM25 164H26V163H25ZM29 164H30V163H29ZM35 164H36V163H35ZM52 164H54V163H52ZM52 164H51V167L54 166V165H52ZM64 164H65V163H64ZM66 164H68V163H66ZM78 164H79V163H78ZM80 164H79V165H80ZM88 164H89V163H88ZM90 164H91V163H90ZM90 164H89V165H90ZM96 164H97V163H96ZM100 164H101V163H100ZM100 164H99V165H100ZM112 164H113V163H112ZM132 164H133V163H132ZM171 164H172V163H171ZM179 164H181V163H179ZM185 164H186V163H185ZM221 164H222V163H221ZM239 164H240V163H239ZM252 164H253V163H252ZM255 164H256V163H255ZM4 165H6V164H4ZM13 165H14V164H13ZM23 165H24V164H23ZM23 165H22V166H23ZM27 165H28V164H27ZM37 165H38V164H37ZM37 165H36V167H38ZM43 165H44V162H43ZM59 165H60V164H59ZM83 165H84V164H83ZM101 165H102V164H101ZM110 165H111V164H110ZM127 165H128V163L126 164V166H127ZM130 165H131V164H130ZM136 165H137V164H136ZM143 165H144V164H143ZM166 165H167V164H166ZM190 165H192V164H190ZM195 165H196V164H195ZM195 165H194V166H195ZM198 165H199V164H198ZM227 165H228V164H227ZM248 165H249V164H248ZM248 165H247V166H248ZM259 165H260V164H259ZM262 165H264V164L262 163ZM262 165H260V166H262ZM30 166H31V165H30ZM60 166H61V165H60ZM77 166H78V165H77ZM92 166H93V165H92ZM95 166H96V165H95ZM95 166H93V167H95ZM118 166H119V165H118ZM126 166H125V168H126ZM155 166H156V165H155ZM161 166H162V165H161ZM161 166H160V167H161ZM187 166H188V165H187ZM192 166H193V165H192ZM203 166H204V165H202V167H203ZM215 166H216V165H215ZM230 166H231V165H230ZM236 166H237V165H236ZM244 166H246V164H245ZM255 166H256V165H255ZM257 166H258V165H257ZM2 167H3V166H2ZM10 167H11V166H10ZM28 167H29V166H28ZM39 167H40V164H39ZM65 167H66V166H64V169H65ZM71 167H74V163H73V166H72V164H71ZM79 167H80V166H79ZM83 167H84V166H83ZM88 167H89V166H88ZM119 167H120V166H119ZM128 167H129V165H128ZM140 167H142V166H140ZM144 167H145V166H144ZM168 167H169V166H168ZM177 167H178V163H177ZM183 167H184V166H183ZM210 167H212V166H210ZM220 167H221V166H220ZM252 167H253V166H252ZM6 168H7V167H6ZM15 168H16V167H15ZM26 168H27V167H26ZM34 168H35V166H34ZM40 168H41V167H40ZM55 168H56V167H55ZM60 168H61V167H60ZM60 168H59V169H60ZM62 168H63V167H62ZM66 168H67V167H66ZM104 168H105V167H104ZM112 168H113V165H112ZM122 168H124V167H121V169H122ZM130 168H131V167H130ZM142 168H143V167H142ZM146 168H149V167H146ZM150 168H151V167H150ZM178 168H179V167H178ZM181 168H182V166H181ZM198 168H199V167H198ZM225 168H226V167H225ZM228 168H229V167H227V169H228ZM238 168H239V167H237V169H238ZM258 168H259V167H258ZM258 168H257V169H258ZM8 169H9V168H8ZM24 169H25V168H24ZM27 169H28V168H27ZM53 169H54V168H53ZM53 169H52V170H53ZM56 169H57V168H56ZM67 169H68V168H67ZM74 169H75V168H74ZM99 169H100V168H99ZM109 169H111V168L109 167ZM116 169H117V168H115L114 170H116ZM133 169H134V171H135L136 168H133ZM133 169H132V170H133ZM144 169H145V168H144ZM152 169H153V168H152ZM166 169H167V168H166ZM166 169H165V170H166ZM182 169H183V168H182ZM182 169H181V170H182ZM184 169H185V168H184ZM186 169H187V168H186ZM186 169H185V170H186ZM189 169H190V168H189ZM189 169H188V170H189ZM206 169H207V168H206ZM234 169H235V168H234ZM239 169H240V168H239ZM252 169H254V168H252ZM261 169H262V167H261ZM263 169H264V168H263ZM0 170H1V169H0ZM18 170H20V169H18ZM29 170H30V169H29ZM29 170H27V172H28ZM50 170H51V169H50ZM57 170H58V169H57ZM68 170L71 171V168L68 169ZM80 170H82V169H80ZM80 170H79V171H80ZM83 170H84V169H83ZM87 170H88V169H87ZM90 170H91V168H90ZM96 170H97V169H96ZM128 170H129V168H128ZM128 170H127L126 172H128ZM130 170H131V169H130ZM130 170H129V171H130ZM139 170H140V169H139ZM146 170H147V169H146ZM165 170H164L163 172H165ZM179 170H180V169H179ZM185 170L183 171V173L188 171V170H186V171H185ZM201 170H203V169H201ZM208 170H209V169H208ZM210 170L212 171L213 168L210 169ZM259 170H260V169H259ZM259 170H257V171H259ZM16 171H17V169H16ZM16 171L14 170V171H10V172H16ZM25 171H26V170H25ZM38 171H39V170H38ZM42 171H43V170H42ZM64 171H65V170H64ZM72 171H73V169H72ZM84 171H85V170H84ZM84 171H83V172H84ZM91 171H92V170H91ZM94 171H95V170H94ZM160 171H161V170H160ZM167 171H168V170H167ZM175 171H176V170H175ZM192 171H193V170H192ZM192 171H191V172H192ZM194 171L198 172V171H197V168H196V170L194 169ZM194 171H193V173H195ZM211 171H209V172H211ZM219 171H222V168H221V170H219ZM236 171L239 172V170H236ZM242 171H243V170H241V172H242ZM7 172H8V170L6 171V173H7ZM17 172H18V171H17ZM17 172H16V173H17ZM27 172H25V173H27ZM34 172H35V171H34ZM49 172H50V171H49ZM81 172H82V171H81ZM97 172H98V171H97ZM107 172H108V171H107ZM115 172H116V171H115ZM120 172H121V171H120ZM126 172H125V173H126ZM136 172H137V171H136ZM140 172H141V171H140ZM152 172H153V171H152ZM188 172H189V171H188ZM191 172H190V173H191ZM207 172H208V171H207ZM207 172H206V173H207ZM213 172H214V171H212V173H213ZM222 172H223V171H222ZM222 172H221V173H222ZM230 172H231V171H230ZM260 172H261V170H260ZM47 173H48V172H47ZM52 173H53V172H52ZM72 173H73V172H72ZM75 173H76V172H75ZM79 173H80V172H79ZM89 173H90V172H89ZM93 173H95V172H93ZM93 173H91V175H92ZM101 173H104V171L101 172ZM111 173H112V171H111ZM111 173H110V174H111ZM116 173H117V172H116ZM125 173H124V174H125ZM146 173H147V171H146ZM165 173H167V172H165ZM183 173H182V175H183ZM203 173H205V171H204ZM223 173H224V172H223ZM236 173H237V172H236ZM242 173H245V171H243ZM0 174H3V175H4L5 173H2V172L0 171ZM18 174H19V173H18ZM27 174H28V173H27ZM50 174H51V173H50ZM56 174H57V173H56ZM62 174H63V172H62ZM67 174L70 175L69 171L67 172ZM80 174H81V173H80ZM84 174L88 175L87 172H85ZM118 174H120V173H118ZM139 174H140V173H139ZM139 174H138V175H139ZM154 174H155V173H154ZM175 174H176V173H175ZM216 174H217V173H216ZM231 174H232V172H231ZM233 174H234V173H233ZM237 174H238V173H237ZM256 174H257V172H256ZM7 175H8V174H7ZM9 175H11V174L9 173ZM22 175H24V174H22ZM29 175H31V174H29ZM33 175H34V174H33ZM33 175H32V176H33ZM41 175H42V172H41ZM51 175H52V174H51ZM51 175H50V176H51ZM57 175H58V174H57ZM72 175H74V174H72ZM81 175H82V174H81ZM93 175H94V174H93ZM121 175H122V173H121ZM125 175H126V174H125ZM132 175H133V174H132ZM132 175H131V176H132ZM136 175H137V174H136ZM159 175H160V174H159ZM165 175H166V174H165ZM184 175H185V174H184ZM186 175H187V174H186ZM214 175H215V174H214ZM219 175H220V174H219ZM221 175H222V174H221ZM228 175H229V174H228ZM258 175H259V174H258ZM0 176H1V175H0ZM20 176H21V175H20ZM24 176H25V175H24ZM35 176H36V173H35L34 177H35ZM37 176H39V175L37 174ZM37 176H36V178L38 179ZM95 176H96V174L94 175V177H95ZM111 176H112V175H111ZM116 176H119V175L116 174ZM141 176H142V174H140V177H141ZM178 176H179V175H178ZM193 176H194V175H193ZM193 176H192V178H193ZM205 176H206V175H205ZM222 176H223V175H222ZM233 176H234V175H233ZM233 176H232V177H233ZM235 176H236V175H235ZM247 176H249V175L247 174ZM256 176H257V175H256ZM260 176H262V175H260ZM260 176H259L258 178H262V177H260ZM11 177H12V176H11ZM13 177H14V176H13ZM17 177H18V176H17ZM22 177H23V176H22ZM25 177H26V176H25ZM34 177H31V178H34ZM40 177L43 178V176H40ZM44 177H45V176H44ZM52 177H53V176H52ZM61 177H62V176H61ZM64 177H66V176H64ZM70 177H71V176H70ZM98 177H100V175H99ZM101 177H102V176H101ZM138 177H139V176H138ZM146 177H148V176H146ZM150 177H151V176H150ZM172 177H173V176H172ZM176 177H177V176H176ZM189 177H190V176H189ZM189 177L187 176V179H188ZM199 177H200V175H199ZM202 177H204V176H202ZM202 177H201V178H202ZM208 177H209V176H208ZM225 177H226V176H225ZM2 178H3V177H2ZM9 178H10V177H9ZM9 178L7 177V179H6V177H5V178H3V179L8 180ZM20 178H21V177H20ZM50 178H51V177H50ZM50 178H49V179H50ZM66 178H67V177H66ZM68 178H69V177H68ZM77 178H78V175H77ZM79 178H80V177H79ZM81 178H82V177H81ZM81 178H80V179H81ZM86 178H87V177H85V179H86ZM103 178H104V177H103ZM111 178H113V180H114V178H118V177H111ZM111 178H110V179H111ZM142 178H143V177H142ZM162 178H163V177H162ZM165 178H166V177H165ZM169 178H171V177H169ZM180 178H181V177H180ZM185 178H186V177H185ZM194 178H196V177H194ZM201 178H199V179H201ZM206 178H207V177H206ZM209 178H210V177H209ZM212 178H213V177H212ZM212 178H211V179H212ZM226 178H227V177H226ZM237 178H238V177H237ZM241 178H242V177H241ZM254 178H255V177H254ZM15 179H16V178H15ZM24 179H25V178H24ZM39 179H40V178H39ZM45 179L47 180V178H45ZM59 179H60V178H59ZM70 179H71V178H70ZM98 179H100V178H98ZM120 179H121V178L119 177V180H120ZM123 179H126V178L124 177ZM129 179H130V178H129ZM131 179H133V178L131 177ZM134 179H135V178H134ZM138 179H140V178H138ZM148 179H149V178H148ZM156 179H157V177H156ZM166 179H167V178H166ZM173 179H174V178H173ZM176 179H178V178H176ZM176 179H175V181L177 182ZM183 179H184V178H183ZM183 179H182V180H183ZM222 179H223V178H222ZM9 180H11V178H10ZM16 180H17V179H16ZM25 180H28V179H25ZM25 180H24V181H25ZM30 180H32V179H29V181H30ZM41 180H42V179H41ZM67 180H68V179H67ZM72 180H73V179H72ZM76 180L78 181V179H76ZM83 180H84V178H83ZM91 180H92V176H91ZM91 180H90V181H91ZM93 180H97V179L94 178ZM102 180H103V179H101L100 181H102ZM106 180H107V179H106ZM108 180H109V179H108ZM142 180H143V179H142ZM167 180H168V179H167ZM171 180H172V179H171ZM171 180H170V181H171ZM178 180H179V179H178ZM189 180H190V178H189ZM191 180H192V179H191ZM239 180H240V179H239ZM241 180H242V179H241ZM244 180H245V179H244ZM259 180H260V179H259ZM3 181H4V180H3ZM11 181H13V180H11ZM21 181H23V178H22ZM24 181H23V182H24ZM29 181H28V182H29ZM49 181H50V180H49ZM70 181H71V180H70ZM79 181H80V180H79ZM81 181H82V180H81ZM97 181H98V180H97ZM103 181H104V180H103ZM115 181H116V180H115ZM115 181H114V183H116ZM120 181H121V180H120ZM124 181H125V180H124ZM126 181H127V180H126ZM126 181H125V182H126ZM131 181H132V180H131ZM136 181H137V180H136ZM144 181H145V179H144L142 182H144ZM152 181H153V180H152ZM157 181H159V179H157ZM157 181H156V183H157ZM175 181H174V182H175ZM184 181H185V180H184ZM187 181H188V180H187ZM200 181H201V180H200ZM214 181H215V180H214ZM214 181H213V182H214ZM227 181H228V180H227ZM242 181H243V180H242ZM252 181H253V179H252ZM257 181H258V180H257ZM15 182H16V181H15ZM72 182H73V181H72ZM72 182H71V183H68V185H62V189H61V190H64V191L67 190V192H66V194L63 193L64 195H61L60 199H58V200L61 201L60 204H61V206H62V209L64 208V209L68 210V212H71L72 214H74V213H73L74 205L76 206V204H78V203L74 204L75 202H77V200L75 201V197H76V188H77L78 186H77V184H76V186H77V187H76V186H75V183H72ZM125 182H124V183H125ZM160 182H161V181H160ZM190 182H191V181H190ZM192 182H193V181H192ZM192 182H191V183H192ZM224 182H225V181H224ZM231 182H232V179H231ZM263 182H264V181H263ZM3 183H4V182H3ZM3 183H2V185H4ZM5 183H8V182H5ZM20 183H21V182H20ZM20 183H19V184L17 183V185L20 186ZM24 183H25V182H24ZM44 183H46V182L44 181ZM48 183H49V182H48ZM85 183H86V182H85ZM93 183H94V182H93ZM97 183L99 184V182H97ZM124 183H123V184H124ZM129 183H130V182H129ZM144 183H147V182L145 181ZM152 183H153V182H151V185H152ZM158 183H159V182H158ZM184 183H185V182H184ZM188 183H189V182H188ZM196 183H197V182H196ZM210 183H211V182H210ZM215 183H216V182H215ZM219 183H220V182H219ZM236 183H238V184H236V185H239V182H238L237 180H236ZM241 183H242V182H241ZM241 183H240V184H241ZM55 184H56V182H55ZM81 184H83V183H81ZM94 184H95V183H94ZM107 184H108V183H107ZM116 184H117V183H116ZM142 184H143V183H141V185H142ZM147 184H148V183H147ZM153 184H154V183H153ZM160 184H162V183H160ZM165 184H166V181H165ZM167 184H168V183H167ZM173 184H175V186H177L176 183H173ZM194 184H195V181H194ZM200 184H201V183H200ZM213 184H214V183H213ZM228 184H229V183H228ZM243 184H244V183H243ZM255 184H256V183H255ZM257 184H258V186H259V184L261 185V183H257ZM7 185H8V184H6V186H7ZM11 185H12V184H11ZM11 185H10V186H11ZM15 185H16V184H15ZM24 185H26V184H24ZM27 185H28V184H27ZM27 185H26V186H22V187H27ZM29 185H31V184L29 183ZM35 185H36V183H35ZM39 185H40V183H39ZM48 185H49V184H48ZM87 185H88V184H87ZM109 185H110V184H109ZM111 185H112V184H111ZM111 185H110V186H111ZM113 185H114V184H113ZM113 185H112V186H113ZM117 185H118V184H117ZM141 185H140V183H138V186L141 187ZM162 185H163V184H162ZM208 185H209V183H208ZM241 185H242V184H241ZM4 186H5V185H4ZM12 186H13V185H12ZM37 186H38V185H37ZM41 186H42V185H40L39 188H41ZM44 186H46V185H44ZM50 186H51V185H50ZM79 186H82V185H79ZM84 186H85V185H84ZM84 186H83V187H84ZM93 186H94V185H93ZM106 186H107V185H106ZM125 186H126V185H125ZM129 186H130V185H128V187H129ZM132 186H133V185H132ZM159 186H160V185H159ZM159 186H158V187H159ZM164 186H165V185H164ZM184 186H185V185H184ZM188 186L190 187V185H188ZM191 186H192V184H191ZM206 186H207V185H206ZM215 186L217 187L216 184H215ZM219 186H220V184H219ZM229 186H230V184L228 185V187H229ZM233 186H234V185H233ZM34 187H35V186H34ZM34 187H33V188H34ZM46 187H47V186H46ZM52 187H55V186H52ZM75 187H76V188H75ZM86 187H87V186H86ZM115 187H116V186H115ZM130 187H131V186H130ZM142 187H143V186H142ZM154 187H155V186H154ZM154 187H153V189H154ZM166 187H167V186H166ZM180 187H181V186H180ZM198 187L200 188L199 185H198ZM203 187H204V185H203ZM213 187H214V185H213ZM213 187H211V188H213ZM216 187H214V188H216ZM252 187H253V185H252ZM260 187H261V186H260ZM260 187H259V188H260ZM4 188H5V187H4ZM6 188H7V187H6ZM20 188H21V187H20ZM20 188H18L19 191H20L19 193H21V190H22V189L20 190ZM27 188H28V187H27ZM29 188H30V187H29ZM60 188H61V187H60ZM88 188H89V187H88ZM90 188H91V187H90ZM95 188H96V187H95ZM111 188H112V187H111ZM124 188H125V187H124ZM178 188H179V186H178ZM184 188H185V187H184ZM204 188H205V187H204ZM245 188L248 189V186H247V187L245 186ZM245 188H244V189H245ZM262 188H264V187H262ZM1 189H2V188H1ZM14 189L17 191V187L15 188V186H14ZM35 189H36V188H35ZM43 189H44V188H43ZM48 189H49V188H48ZM55 189H56V188H55ZM79 189H80V188H78V190H79ZM91 189H92V188H91ZM104 189H105V187H104ZM112 189H113V188H112ZM115 189H116V188H115ZM115 189H114V190H115ZM137 189H139V188H137ZM161 189H162V188H161ZM169 189H170V187H169ZM169 189H168V190H169ZM173 189H175V188H173ZM176 189H177V188H176ZM190 189H191V188H190ZM193 189H194V188H193ZM196 189H197V188H196ZM200 189H201V188H200ZM200 189H199V190H200ZM205 189L208 191L210 188H207V187H206ZM221 189H223V188H221ZM224 189H225V188H224ZM224 189H223V190H224ZM250 189H251V188H250ZM7 190H9V188H8ZM25 190H26V189H25ZM25 190H24L23 192H25ZM56 190L58 191V189H56ZM56 190H55V191H56ZM61 190H60V191H61ZM87 190L89 191V189H87ZM92 190H93V189H92ZM94 190H96V189H94ZM114 190H112V191L114 192ZM127 190H128V189H127ZM155 190H156V189H155ZM187 190H188V189H187ZM206 190H205V191H206ZM226 190H227V189H226ZM230 190H232V189H230ZM245 190H246V189H245ZM259 190H260V189H259ZM263 190H264V189H263ZM0 191H1V190H0ZM30 191L32 192L33 190L30 189ZM30 191L28 190L27 192H30ZM99 191H101V190H99ZM116 191H117V190H116ZM142 191H143V189H142ZM144 191H146V190H144ZM170 191H171V190H170ZM172 191H173V190H172ZM188 191H189V190H188ZM192 191H193V190H192ZM211 191H213V190H211ZM211 191H210V192H211ZM219 191H220V187H219ZM252 191H254V190H252ZM1 192H2V191H1ZM10 192L12 193V191H10ZM31 192H30V193H31ZM46 192H47V190H46ZM80 192H81V191H80ZM83 192H84V191H83ZM86 192H87V191H86ZM108 192H110V191L108 190ZM122 192H123V191H122ZM135 192H136V191H135ZM156 192H157V191H155L154 193H156ZM159 192H160V188H159ZM176 192H177V191H176ZM182 192H183V191H182ZM203 192H204V190H203ZM217 192H218V190H217ZM227 192H228V191H227ZM233 192H234V191H233ZM243 192H244V191H243ZM259 192L262 193V191H259ZM11 193H9V194H11ZM36 193H37V192H36ZM49 193H50V192H49ZM84 193H85V192H84ZM84 193H83V194H84ZM99 193L101 194V193H103V192H99ZM104 193H107V192H104ZM110 193H111V192H110ZM167 193H168V192H167ZM174 193H175V192H174ZM187 193H188V192H187ZM189 193H190V192H189ZM199 193L201 194V191H199ZM212 193H213V192H212ZM218 193H219V192H218ZM239 193H240V191H239ZM239 193H238V194H239ZM245 193H246V192H245ZM251 193H252V192H251ZM7 194H8V192H7ZM27 194H28V193H27ZM33 194H34V193H33ZM52 194H53V193H52ZM86 194H87V193H86ZM93 194H94V193H93ZM108 194H109V193H108ZM141 194H143V193L141 192ZM146 194H147V193H146ZM160 194H161V193H160ZM163 194H165V193L163 192ZM170 194H171V192H170ZM172 194H173V193H172ZM172 194H171V195H172ZM191 194H192V193H191ZM191 194H190V195H191ZM195 194H196V192H195ZM213 194L215 195V193H213ZM232 194H233V193H232ZM236 194H237V193H236ZM236 194L234 193V195H236ZM1 195H2V194H1ZM1 195H0V197H1ZM3 195H4V194H3ZM12 195H13V194H12ZM15 195H16V194H14V196H15ZM19 195H20V194H19ZM25 195H26V193H25ZM43 195H44V194H43ZM54 195H55V194H54ZM90 195H92V194H90ZM94 195H96V194H94ZM129 195H130V194H129ZM165 195H166V194H165ZM167 195H168V194H167ZM173 195H174V194H173ZM178 195H179V194H178ZM187 195H188V194H187ZM201 195H204V194L202 193ZM207 195H208V193H207ZM221 195H222V193H221ZM240 195H241V194H239V196H238L239 198H241ZM243 195H245V194L243 193ZM9 196H10V195H8V199H10ZM20 196H21V195H20ZM32 196H33V195H32ZM40 196H41V195H40ZM79 196H80V195H79ZM79 196H78V197H79ZM81 196H82V195H81ZM84 196H85V195H84ZM88 196H89V195H88ZM113 196H115V195L113 194ZM137 196H138V195H137ZM151 196H152V194H151ZM154 196H156V194H155ZM154 196H153V197H154ZM174 196H176V195H174ZM174 196H172V197H174ZM179 196H180V195H179ZM191 196H192V195H191ZM191 196H190V197H191ZM245 196H246V195H245ZM257 196H258V194H257ZM262 196H263V195H262ZM22 197H24V196H22ZM22 197H18V195H17L18 200H19V198L22 199ZM27 197H30V196H27ZM34 197H35V196H34ZM36 197H37V196H36ZM46 197H48V196H46ZM57 197H58V196H57ZM78 197H77V199H78ZM89 197H92V196H89ZM94 197H97V196H94ZM115 197H116V196H115ZM120 197H121V196H120ZM125 197H126V196H125ZM131 197H132V196H131ZM156 197H157V196H156ZM156 197H155V198H156ZM165 197H166V196H165ZM168 197H169V195H168ZM180 197H181V196H180ZM195 197H196V196L193 195V198H195ZM197 197L200 198L199 196H197ZM206 197H207V196H206ZM218 197H219V196H218ZM249 197H250V196H249ZM2 198H3V197H2ZM6 198H7V197H6ZM17 198H14V199H17ZM30 198H31V197H30ZM42 198H43V197H42ZM51 198H52V197H51ZM98 198H99V197H98ZM133 198L136 199L135 196H134ZM141 198H142V197H141ZM159 198H160V197H159ZM183 198H184V197H183ZM203 198H204V196H203ZM207 198H208V197H207ZM215 198H216V197H215ZM219 198H220V197H219ZM236 198H237V197H236ZM245 198H246V197H245ZM247 198H248V196H247ZM263 198H264V196H263ZM32 199H33V198H32ZM36 199H37V198H36ZM38 199H39V198H38ZM38 199H37V200H38ZM45 199H48V198H45ZM53 199H56V198H53ZM84 199H85V198H84ZM101 199H102V198H101ZM101 199H100V200H101ZM114 199L116 200V198H114ZM128 199H129V198H128ZM173 199H174V198H173ZM190 199H191V198H190ZM204 199L207 200V202H208V200H209V199H206V198H204ZM237 199H238V198H237ZM11 200H13V199H11ZM27 200H28V199H27ZM27 200H26V201H27ZM37 200H34V201H37ZM81 200H82V199H81ZM81 200H80V201H81ZM89 200H90V199H89ZM94 200H95V199H94ZM117 200H121V199H117ZM148 200H149V199H147V202H146V203H148ZM166 200H168V199H166ZM175 200H176V199H175ZM182 200H183V199H182ZM184 200H185V199H184ZM193 200H195V199H193ZM205 200H204V201H205ZM211 200H212V199H211ZM228 200H230V198H229V199L227 198L226 201L229 202ZM238 200H239V199H238ZM242 200H243V198H242ZM242 200H240V201H242ZM256 200H257V199H256ZM9 201H10V200H9ZM39 201H40V203H41V202L43 201V199H42V200L40 199ZM49 201H50V199H49ZM78 201H79V200H78ZM90 201H91V200H90ZM97 201H98V200H97ZM101 201H102V200H101ZM106 201H107V198H106ZM109 201H110V199H109ZM109 201H108V203L112 202V201H110V202H109ZM121 201H123V199H122ZM133 201H134V200H133ZM133 201H132V202H133ZM138 201H139V200H138ZM149 201H150V200H149ZM176 201H177V200H176ZM188 201H189V200H188ZM191 201H192V200H191ZM195 201H196V200H195ZM202 201H203V200H202ZM209 201H210V200H209ZM224 201H225V200H224ZM250 201H251V200H250ZM250 201H249V202H250ZM262 201H263V200H262ZM2 202H5V201H2ZM88 202H89V201H88ZM88 202H87V203H88ZM91 202H94V201H91ZM99 202H100V201H99ZM129 202H130V201H129ZM155 202H156V201H155ZM155 202H154V203H155ZM168 202H169V201H168ZM244 202H245V201H244ZM256 202H257V201H255L254 204H256ZM0 203H1V202H0ZM5 203H6V202H5ZM11 203H12V201H11ZM17 203H19V201H18ZM29 203H30V202H29V200H28V204H29ZM43 203H44V202H42V204H43ZM89 203H90V202H89ZM89 203H88V204H89ZM130 203H131V202H130ZM150 203H151V202H150ZM150 203H149V204H150ZM186 203H187V202H186ZM200 203H201V202H200ZM200 203H199V204H200ZM215 203H216V202H215ZM218 203H219V202H218ZM246 203H247V202H246ZM246 203H245V205H246ZM252 203H253V200H252ZM252 203H251V205H252ZM260 203H261V202H260ZM14 204H15V203H14ZM38 204H39V203H38ZM73 204H74V205H73ZM88 204H87V207H88ZM101 204H102V203H101ZM122 204H123V203H122ZM143 204H144V203H143ZM159 204H160V203H159ZM161 204H162V200H161ZM161 204H160V205H161ZM170 204H171V203H170ZM175 204H176V203H175ZM184 204H185V203H184ZM190 204H191V203H190ZM194 204H195V203H194ZM205 204H206V203H205ZM205 204H204V205H205ZM228 204H229V203H228ZM231 204H232V203H231ZM241 204H242V203H241ZM243 204H244V203H243ZM248 204H249V203H248ZM263 204H264V203H263ZM20 205H21V204H20ZM33 205H34V204H33ZM53 205H54V204H53ZM55 205H56V204H55ZM55 205H54L55 208H56V206H59V205H56V206H55ZM90 205L92 206L91 203H90ZM97 205H98V204H97ZM108 205H109V204H108ZM111 205H113V204H111ZM116 205H117V204H116ZM116 205H115V206H116ZM120 205H121V203H120ZM120 205H119V206H120ZM134 205H136V204H134ZM137 205H138V204H137ZM137 205H136V208H137ZM157 205H158V204H157ZM187 205H188V203H187ZM191 205H193V204H191ZM195 205H196V204H195ZM201 205H202V204H201ZM220 205H222L221 201H220ZM224 205H225V204H223L222 206H224ZM234 205H235V204H234ZM239 205H240V203H239ZM260 205H261V204H260ZM6 206H7V205H6ZM37 206H38V205H37ZM42 206H43V205H42ZM79 206H80V204H79ZM99 206H100V205H99ZM99 206H97L98 209H99ZM122 206H123V205H122ZM154 206H155V205H154ZM176 206H177V205H176ZM193 206H194V205H193ZM197 206H198V205H197ZM210 206H211V205H210ZM226 206H227V205H226ZM229 206H230V205H229ZM232 206H233V205H232ZM241 206H242V205H241ZM257 206H258V204H257ZM257 206H255V207H257ZM16 207H17V206H16ZM20 207H22V206H20ZM26 207H27V205H26ZM44 207H45V206H44ZM46 207H47V205H46ZM52 207H53V206H52ZM52 207H51V208H52ZM87 207H85L84 209H86ZM89 207H90V206H89ZM101 207L103 208V205H101ZM108 207L110 208L111 206H108ZM145 207H146V206H145ZM155 207L158 208V206H155ZM170 207H171V206H170ZM186 207H187V206H186ZM200 207L203 208V206H200ZM208 207H209V206H208ZM208 207H207V208H208ZM218 207H219V206H218ZM235 207H237V206L235 205ZM247 207H248V206H247ZM247 207H246V209H247ZM253 207H254V206L252 205L251 208L253 209ZM259 207H260V206H258V208H259ZM262 207H263V206H262ZM30 208H31V207H30ZM48 208H49V207H48ZM55 208H54V210H56ZM77 208H78V207H75V209H77ZM80 208H81V207H80ZM90 208H91V207H90ZM138 208H139V207H138ZM152 208H153V207H152ZM182 208H183V207H182ZM184 208H185V207H184ZM194 208H195V207H194ZM194 208H193V209H194ZM196 208H198V207H196ZM202 208H201V209H202ZM204 208H206V206H205ZM212 208H213V207H212ZM216 208H217V207H216ZM216 208H215V209H216ZM227 208H228V207H227ZM239 208H240V206L238 207V209H239ZM243 208H244V207H243ZM0 209H1V208H0ZM12 209H13V208H12ZM32 209H34L33 206H32ZM32 209H30V210H32ZM38 209H39V207H38ZM41 209H42V208H41ZM43 209H45V208H43ZM46 209H47V208H46ZM59 209H60V206H59ZM64 209H63V210H64ZM82 209H83V208H81V210H82ZM115 209H116V207H115ZM126 209H127V208H126ZM128 209H129V208H128ZM155 209H156V208H155ZM155 209H154V210H155ZM159 209H160V208H159ZM175 209H176V208H175ZM179 209H180V208H179ZM190 209H191V208H190ZM210 209H211V208H209V210H210ZM215 209L213 208L212 211H213V210L215 211ZM223 209H224V208H223ZM255 209H257V208H255ZM20 210H21V208H20ZM39 210H40V209H39ZM50 210H51V209H50ZM54 210H53V211H54ZM95 210H97V209H95ZM95 210L93 209L92 212L95 213V212H94ZM116 210H117V209H116ZM131 210H132V208H131ZM137 210H138V209H137ZM142 210H144V209L142 208ZM154 210H153V211H154ZM161 210H162V209H160V212H161ZM163 210H164V209H163ZM168 210H169V209H168ZM176 210H177V209H176ZM186 210H187V209H186ZM216 210H217V209H216ZM228 210H229V209H228ZM240 210H241V209H240ZM240 210H239V211H240ZM257 210H258V209H257ZM260 210H261V209H260ZM262 210H263V209H262ZM3 211H4V209H3ZM3 211H2V212H3ZM15 211H16V210H15ZM21 211H22V210H21ZM25 211H26V210H24V212H25ZM27 211H28V210H27ZM32 211L34 212V210H32ZM36 211H37V210H36ZM40 211H41V210H40ZM40 211H39V213H40ZM57 211H58V210H57ZM57 211H56V212H57ZM61 211H62V210H61ZM86 211H87V210H86ZM90 211H91V210H90ZM98 211H99V210H98ZM102 211H103V210H102ZM126 211H127V210H126ZM149 211H150V210H149ZM155 211H156V210H155ZM165 211H166V210H165ZM183 211H184V210H183ZM229 211H230V210H229ZM237 211H238V210H237ZM241 211H243V210H241ZM247 211H248V210H247ZM0 212H1V210H0ZM12 212H13V211H12ZM22 212H23V211H22ZM33 212H32V213H33ZM42 212L45 213V212H47V210H46L45 212L42 210ZM51 212H52V211H51ZM59 212H60V211H59ZM75 212H78V211H75ZM105 212H107V211L104 210V213H105ZM112 212H113V211H112ZM117 212H118V211H117ZM122 212H123V211H122ZM134 212H135V210H134ZM150 212H151V211H150ZM162 212H163V211H162ZM170 212H171V210H170ZM181 212H182V211H181ZM190 212H191V211H190ZM192 212H194V211H192ZM199 212H200V211H199ZM199 212H197V213L199 214ZM243 212H244V211H243ZM13 213H14V212H13ZM15 213H16V212H15ZM15 213H14V215H15ZM37 213H38V212H37ZM39 213H38V214H39ZM57 213H58V212H57ZM57 213H55V214H57ZM62 213H63V212H62ZM62 213H60V214H62ZM71 213H70V214H71ZM78 213H80V210H79ZM88 213H89V212H88ZM107 213H108V212H107ZM110 213H111V212H110ZM114 213H115V212H114ZM114 213H112V216H113ZM128 213H129V212H128ZM130 213H131V211H130ZM136 213H137V211H136ZM146 213H147V212H146ZM148 213H149V212H148ZM152 213H153V212H152ZM155 213H156V212H155ZM158 213H159V212H158ZM177 213H179V212H177ZM187 213H188V212H187ZM208 213H209V212H208ZM219 213H220V212H219ZM229 213H230V212H229ZM231 213H232V212H231ZM241 213H242V212H241ZM245 213H246V212H245ZM2 214H3V213H2ZM2 214H1V215H2ZM19 214H21V212H20ZM33 214H34V213H33ZM48 214H50V213H48ZM70 214H69V215H70ZM89 214H91V213H89ZM97 214H98V213H97ZM137 214H138V213H137ZM170 214H171V213H170ZM184 214H185V213H184ZM192 214H193V213H192ZM200 214H201V212H200ZM200 214H199V215H200ZM203 214H204V213H203ZM203 214H201V215L203 216ZM214 214L217 215V213H214ZM235 214H236V213H235ZM242 214H243V213H242ZM246 214H247V213H246ZM248 214H249V212H248ZM261 214H264V213L261 212ZM7 215L9 216L8 213H7ZM28 215H29V214H28ZM41 215H42V213H41ZM52 215H54V214L52 213ZM57 215H59V214H57ZM91 215H92V214H91ZM91 215H90V217H91ZM100 215H101V214H100ZM123 215H125V214L123 213ZM130 215H131V214H130ZM130 215H129V216H130ZM140 215H141V213H140ZM164 215H165V214H164ZM178 215H179V214H178ZM182 215H183V214H182ZM185 215H186V214H185ZM194 215H195V214H194ZM196 215H197V214H196ZM199 215H198V216H199ZM201 215H200V216H201ZM218 215H220V214H218ZM232 215H233V214H232ZM236 215H237V214H236ZM238 215H239V214H238ZM243 215H244V214H243ZM252 215H253V214H252ZM254 215H255V214H254ZM8 216H6V217H8ZM30 216H31V214H30ZM44 216H45V215H44ZM46 216L48 217L47 214H46ZM49 216H51V214H50ZM55 216H56V215H55ZM62 216H63V215H62ZM70 216H71V215H70ZM74 216H75V215H74ZM80 216H81V213H80ZM83 216H85V215H83ZM95 216H96V213H95ZM95 216H94V219H95ZM97 216H98V220H100L99 218H102V219L104 220V218H103L104 215H103V214L101 215L102 217L99 216V215H97ZM126 216H127V215H126ZM136 216H137V215H136ZM152 216H153V215H152ZM155 216H156V215H155ZM158 216H159V215H158ZM161 216H162V215H161ZM161 216H160V217H161ZM179 216H181V215H179ZM191 216H193V215H191ZM205 216H206V215H205ZM220 216H221V215H220ZM37 217H38V216H37ZM40 217H41V216H40ZM40 217H39V218H40ZM64 217L67 218V216H64ZM72 217H73V215H72ZM118 217H119V216H118ZM130 217H131V216H130ZM168 217H169V216H168ZM181 217H182V216H181ZM194 217H196V216H194ZM203 217H204V216H203ZM214 217H215V216H214ZM221 217H223V216H221ZM228 217H229V216H228ZM239 217H240V216H239ZM253 217H254V216H253ZM255 217H257V216H255ZM261 217H262V216H261ZM10 218H11V217H10ZM16 218H17V217H16ZM18 218H20V217H18ZM18 218H17V219H18ZM45 218H46V217H45ZM52 218H53V217H52ZM68 218H69V216H68ZM75 218H76V217H75ZM79 218H80V217H79ZM81 218L83 219V217H81ZM111 218H112V217H111ZM113 218H114V216H113ZM116 218H117V217H116ZM145 218H146V217H145ZM145 218H144V219H145ZM153 218H154V217H153ZM153 218H151V219H153ZM173 218H175V217H172V219H173ZM177 218H179V217H177ZM187 218H188V217H187ZM205 218H208V219H209V214H208V216L205 217ZM217 218H218V217H217ZM217 218H215V219L217 220ZM229 218H230V217H229ZM8 219H9V218H8ZM56 219H57V216H56ZM58 219H60V218H58ZM70 219H71V217H70ZM84 219H85V217H84ZM90 219H91V218H89V220H90ZM131 219H132V218H131ZM137 219H138V217H137ZM155 219H157V218H155ZM202 219H203V218H202ZM208 219H207V220H208ZM218 219H219V218H218ZM222 219H223V218H222ZM225 219H226V218H225ZM225 219H224V220H225ZM232 219H233V218H232ZM232 219H231V220H232ZM235 219H236V218H235ZM237 219H238V218H237ZM242 219H243V218H242ZM242 219H240V220L242 221ZM254 219H255V218H254ZM254 219H253V222H255ZM263 219H264V218H263ZM14 220H15V219H14ZM19 220H21V219H19ZM25 220H26V219H25ZM29 220H30V219H29ZM52 220L55 221V219H52ZM74 220H75V219H74ZM92 220H93V219H92ZM103 220H102V221H103ZM116 220H117V219H116ZM124 220L126 221V219H124ZM128 220H129V219H128ZM147 220H148V219H147ZM147 220H145V221H147ZM158 220H160V219H158ZM170 220H171V219H170ZM179 220H180V219H179ZM195 220L197 221V218H196ZM207 220L205 221L206 223L208 222ZM210 220L212 221L213 219H210ZM210 220H209V222H210ZM229 220H230V219H229ZM231 220H230V222H231ZM240 220L238 219L239 222H240ZM257 220H258V219H257ZM260 220H261V219H260ZM10 221H11V219H10ZM10 221H9V222H10ZM27 221H28V220H27ZM37 221H38V220H37ZM37 221H35V222H37ZM43 221H44V220H43ZM45 221H49V220H45ZM50 221H51V220H50ZM50 221H49V222H50ZM60 221H61V220H60ZM60 221H58V222L61 224ZM69 221H70V224H71L73 220H72V221L69 220ZM75 221H76V220H75ZM79 221H80V220H79ZM83 221H85V220H83ZM87 221H88V220H86L85 222H87ZM112 221H113V220H112ZM121 221H123V220H121ZM121 221H120V222H121ZM149 221H150V220H149ZM173 221L176 223L175 219H174ZM200 221H201V220H200ZM200 221H199V223L202 224L203 221H202V222H200ZM232 221H234V220H232ZM244 221H245V218H244ZM244 221H242V222L244 223ZM250 221H251V220H250ZM250 221L247 220L246 222L249 223ZM261 221H262V220H261ZM261 221H259V222H261ZM18 222H19V221H18ZM32 222H33V221H32ZM39 222H40V221H39ZM58 222H55V223L58 224ZM73 222H74V221H73ZM85 222H84V224H85ZM88 222H89V221H88ZM92 222H93V221H92ZM95 222H96V221H95ZM100 222H101V221H100ZM120 222H119V223H120ZM133 222H135V221H133ZM147 222H148V221H147ZM159 222H161V221H159ZM177 222H178V221H177ZM180 222H181V220H180ZM186 222H187V221H186ZM192 222H193V221H192ZM212 222H213V221H212ZM214 222H215V221H214ZM223 222H224V221H223ZM235 222L237 223L236 220L234 221V223H235ZM262 222H263V221H262ZM7 223H8V221H7ZM12 223H13V222H12ZM28 223H29V222H28ZM53 223H54V222H53ZM53 223H52V224H53ZM68 223H69V222H68ZM74 223H75V222H74ZM79 223H81V222H79ZM93 223H94V222H93ZM97 223H98V222H97ZM107 223H108V222H107ZM112 223H113V222H112ZM156 223H157V221H156ZM178 223H179V222H178ZM188 223H189V222H188ZM190 223H191V222H190ZM224 223H225V222H224ZM243 223H242V225H244ZM256 223H258V222H256ZM256 223H255V224H256ZM15 224H16V222H15ZM24 224H25V223H24ZM42 224H44V223H42ZM56 224H54V225H56ZM89 224H90V223H88V225H89ZM125 224H126V223H125ZM127 224H128V223H127ZM131 224H132V223H131ZM154 224H155V223H154ZM173 224H174V223H173ZM173 224H172V225H173ZM201 224H199V225H201ZM203 224H204V223H203ZM207 224H209V223H207ZM215 224H216V223H215ZM221 224H223V223H221ZM226 224H227V223H226ZM253 224H254V223H253ZM8 225H9V224H8ZM21 225H22V224H21ZM62 225H63V224H62ZM62 225H61V226H62ZM71 225L73 226V225H75V224H71ZM90 225H91V224H90ZM90 225H89V226H90ZM106 225H107V224H106ZM109 225H111V224H109ZM116 225H117V224H116ZM121 225L123 226L124 224L121 223ZM147 225H148V224H147ZM159 225H160V223H159ZM166 225H167V224H166ZM187 225H188V224H187ZM199 225H198V226H199ZM231 225H232V224H231ZM247 225H249V224H247ZM251 225H252V224H251ZM260 225L262 226V225H264V224H260ZM22 226H23V225H22ZM56 226H57V225H56ZM72 226H70V227H72ZM86 226H87V224H86ZM86 226H85V227H86ZM92 226H93V225H91V227H92ZM99 226H100V225H99ZM126 226H127V225H126ZM128 226H129V225H128ZM133 226H134V225H133ZM155 226H156V225H155ZM161 226H162V225H161ZM168 226H169V225H168ZM176 226H178V224H177ZM192 226H195V224L192 225ZM207 226H208V225H207ZM207 226H206V227H207ZM209 226H210V224H209ZM209 226H208V227H209ZM232 226L234 227V226H237V225L234 224V225H232ZM253 226H254V227H252V228H256V225H253ZM8 227H9V226H8ZM17 227H18V226H17ZM17 227H15V228H17ZM25 227H26V226H25ZM29 227H30V226H29ZM45 227H46V226H45ZM45 227H44V229H45ZM50 227H51V226H50ZM65 227H66V226H65ZM82 227H83V226H82ZM96 227H98V226H96ZM110 227H111V226H110ZM135 227H136V226H135ZM135 227H134V228H135ZM143 227H145V226H143ZM147 227H148V226H147ZM199 227H200V226H199ZM225 227H226V230H227V227H231V226L228 225V226H225ZM238 227H239V226H238ZM244 227H245V226H244ZM36 228H37V227H36ZM46 228H47V227H46ZM53 228H54V227H53ZM53 228H51V229L53 230ZM72 228H74V226H73ZM72 228H70V230L68 229V231H70V233H71ZM79 228H80V227H79ZM83 228H84V227H83ZM87 228H88V227H87ZM87 228H86V229H87ZM94 228H95V227H94ZM111 228H112V227H111ZM124 228H126V227H124ZM129 228H130V227H129ZM140 228H141V227H140ZM151 228H152V227H151ZM154 228H155V227H154ZM164 228L166 229V227H164ZM176 228H182V226H181V227L178 226V227H176ZM186 228H188V227H186ZM190 228H191V227H190ZM248 228H249V227H248ZM252 228H251V229H252ZM259 228H260V227H259ZM262 228H264V226H263ZM19 229H20V228H19ZM25 229H26V228H25ZM25 229H24V230H25ZM38 229H39V228H38ZM38 229H36V230H38ZM40 229H41V225H40ZM44 229H43V230H44ZM59 229H60V228H59ZM92 229H93V228H92ZM97 229H98V228H97ZM113 229H114V228H113ZM136 229H138V227H137ZM146 229H147V228H146ZM183 229H184V228H183ZM214 229H215V228H214ZM244 229H245V228H244ZM249 229H250V228H249ZM251 229H250V231H251ZM17 230H18V229H17ZM22 230H23V228H22ZM24 230H23V231H24ZM31 230H32V229H31ZM43 230H42V231H43ZM56 230H57V229H56ZM66 230H67V229H66ZM73 230H74V229H73ZM73 230H72V232H75V231H73ZM81 230H82V228H81ZM87 230H88V229H87ZM90 230H91V228H90L88 231H90ZM111 230H112V229H111ZM111 230H110V231H111ZM139 230H140V229H139ZM173 230H174V229H173ZM186 230H187V229H186ZM199 230H201V229H199ZM203 230H204V229H203ZM203 230H202V231H203ZM209 230H211V229H209ZM215 230H216V229H215ZM219 230H220V232H221V228H220ZM236 230H239V229H236ZM255 230H256V229H255ZM263 230H264V229H263ZM6 231H7V230H6ZM12 231H13V228H12ZM20 231H21V230H20ZM28 231H29V230H28ZM77 231H78V229H77ZM77 231H76V232H77ZM79 231H80V229H79ZM83 231H84V229H83ZM91 231L93 232V230H91ZM104 231H105V230H104ZM107 231H108V230H107ZM110 231H109V232H110ZM132 231H133V230H132ZM151 231H153V230H151ZM168 231H169V230H168ZM192 231H193V230H192ZM196 231H197V230H196ZM212 231H213V230H212ZM217 231H218V230H217ZM223 231H224V229L222 230V232H223ZM239 231H240V230H239ZM239 231H237V232L239 233ZM256 231H257V230H256ZM9 232H10V231H9ZM9 232H7V233H9ZM13 232H14V231H13ZM38 232H39V231H38ZM38 232H37V233H38ZM49 232H50V231H49ZM59 232H60V231H59ZM85 232H86V230H85ZM98 232H99V231H98ZM98 232H97V233H98ZM120 232H121V231H120ZM125 232H126V231H125ZM136 232H138V231H136ZM143 232H144V231H143ZM146 232H149V231H146ZM154 232H155V231H154ZM157 232H158V231H156V233H157ZM171 232H172V231H171ZM176 232H177V231H176ZM180 232H181V231H180ZM180 232H179V233H180ZM186 232H187V231H186ZM198 232L200 233V231H198ZM198 232H195V231H194L193 234L198 233ZM204 232H205V230H204ZM204 232H203V235H204ZM215 232H216V231H215ZM218 232H219V231H218ZM224 232H225V231H224ZM237 232H236V234H237ZM15 233H17V232H15ZM35 233H36V232H35ZM37 233H36V234H37ZM40 233H42V232H39V234H40ZM43 233H45V232L43 231ZM68 233H69V232H68ZM80 233H81V232H80ZM82 233H83V232H82ZM101 233H102V231H101ZM101 233H99V234H93V237H95V238L97 239L96 241L100 240L101 238H104V237H103V234H101ZM111 233H113V232L111 231ZM123 233H124V232H123ZM139 233H140V232H139ZM149 233H150V232H149ZM156 233H154V234H156ZM179 233H178V234H179ZM187 233H188V232H187ZM189 233H191V232H189ZM189 233L187 234V237H185V238H188V237H189V236H188ZM201 233H202V232H201ZM210 233H211V232H210ZM216 233H217V232H216ZM1 234H2V233H1ZM1 234H0V235H1ZM10 234H11V232H10ZM19 234H20V233H19ZM29 234H30V232H29ZM55 234H56V233H55ZM55 234H53V235H55ZM66 234H67V233H66ZM77 234H78V232H77ZM83 234H84V233H83ZM86 234H87V233H86ZM91 234H92V233H91ZM116 234H117V233H116ZM134 234H135V233H134ZM134 234L131 233V235H133V238H132V239L135 238V235H134ZM141 234H142V232H141L139 235L141 236ZM143 234H144V233H143ZM143 234H142V235H143ZM158 234H159V233H158ZM161 234H162V233H161ZM166 234H167V233H166ZM178 234H177V235H178ZM180 234H182V233H180ZM183 234H184V233H183ZM191 234H192V233H191ZM218 234L220 235V233H218ZM221 234H222V233H221ZM236 234H235V235H236ZM31 235H32V234H31ZM57 235H58V234H57ZM68 235H69V234H68ZM104 235H105V234H104ZM117 235H118V234H117ZM126 235H127V234H126ZM126 235H125V236H126ZM148 235H149V234H148ZM152 235H153V233H152ZM152 235H151V236H152ZM156 235H157V234H156ZM175 235H176V234H175V231H174L173 237H174ZM177 235H176V236H177ZM205 235H207V233H206ZM208 235H210V234L208 233ZM208 235H207V237H208ZM214 235H215V233H214ZM232 235H233V234H232ZM232 235H231V237H232ZM235 235H234V236H235ZM239 235H240V234H239ZM15 236H16V235H15ZM23 236L26 237L25 235H23ZM27 236H28V235H27ZM55 236H56V235H55ZM58 236H59V235H58ZM58 236H57L56 238H59ZM78 236L81 237L82 235H81V236L78 235ZM89 236H92V235H89ZM89 236L87 235L88 238H89ZM106 236H107V235H106ZM106 236H105V237H106ZM111 236H112V235H111ZM111 236H110V237H111ZM113 236H114V235H113ZM119 236H120V235H119ZM129 236H130V235H129ZM137 236H138V235H137ZM151 236L149 235V237H151ZM164 236H165V235H164ZM180 236H181V235H180ZM195 236H196V235H195ZM200 236H202V235H200ZM220 236H221V235H220ZM228 236H230V235H228ZM228 236H226L227 239H228ZM236 236H237V235H236ZM263 236H264V235H263ZM0 237H1V236H0ZM5 237H7V236H5ZM13 237H14V236H13ZM32 237H33V236H32ZM38 237H39V235H38ZM66 237H67V236H66ZM74 237H76V236H74ZM83 237H84V236H83ZM108 237H109V235H108ZM115 237H116V235H115ZM130 237H132V236H130ZM147 237H148V236H147ZM154 237H156V236H154ZM169 237H170V236H169ZM192 237H194V235H193ZM192 237H191V238H192ZM209 237H210V236H209ZM216 237H218V235H216ZM226 237H225V238H226ZM254 237H255V236H254ZM14 238H15V237H14ZM26 238H27V237H26ZM28 238H29V240H28V239H27V240H28V242L30 243V241H31L30 238H31V237L28 236ZM40 238H41V237H39V239H40ZM45 238H46V236H45ZM60 238H62V237H60ZM64 238H65V237H64ZM67 238H68V237H67ZM81 238H82V237H81ZM95 238H94V239H95ZM116 238H117V237H116ZM136 238H137V237H136ZM142 238H143V237H142ZM142 238H141V239H142ZM144 238H145V237H144ZM167 238H168V237H167ZM198 238H199V235H198ZM205 238H206V237H205ZM223 238H224V235H223ZM242 238H243V236H242ZM258 238H259V237H258ZM8 239H9V238H8ZM42 239H43V238H42ZM50 239H51V238H50ZM68 239H69V238H68ZM85 239H86V238H85ZM122 239H123V238H122ZM130 239H131V238H130ZM148 239H149V238H147L146 241H147ZM151 239H152V238H151ZM154 239H157V238H154ZM163 239H165V238H163ZM163 239H162V240H163ZM177 239H178V238H177ZM179 239H180V238H179ZM211 239H212V238H211ZM211 239H210V240H211ZM219 239H220V238H219ZM219 239H218V240H219ZM237 239H238V237H237ZM5 240H6V239H5ZM18 240H19V239H18ZM43 240H44V239H43ZM45 240H46V239H45ZM80 240H81V239H80ZM117 240H118V239H117ZM120 240H121V239H120ZM125 240H126V239H124V241H125ZM144 240H145V239H144ZM144 240L142 239L141 241L144 242ZM160 240H161V239H160ZM160 240L158 239V240H156V241H158V242L160 243ZM169 240L171 241V239H169ZM188 240H189V239H188ZM194 240H195V239H194ZM205 240H206V239H205ZM207 240H208V238H207ZM221 240L223 241V239H221ZM221 240H220V241H221ZM258 240H259V239H258ZM261 240H262V239H260V241H261ZM15 241H16V239H15ZM41 241H42V240H41ZM62 241H63V240H62ZM65 241H66V240H65ZM74 241H75V240H74ZM86 241H87V240H86ZM89 241H90V239H89ZM89 241H88V242H89ZM93 241H94V240H93ZM96 241H95V242H96ZM104 241H105V240H104ZM104 241H103V242H104ZM106 241H107V240H106ZM114 241H115V240H114ZM138 241H139V240H138ZM156 241H155V242H156ZM164 241H166V240H164ZM164 241H162V242L164 243ZM179 241H180V240H179ZM192 241H193V239H192ZM198 241H200V240H198ZM212 241H213V240H211V242H212ZM245 241H246V240H245ZM45 242H46V241H45ZM50 242H51V241H50ZM58 242H61V241L58 240ZM78 242H79V241H78ZM95 242H94V243H95ZM103 242H102V243H103ZM121 242H122V241H121ZM121 242H120V243H121ZM125 242H126V241H125ZM128 242H129V241H128ZM130 242H131V241H130ZM132 242H135V241H132ZM143 242H142V244H143ZM150 242H151V240H150ZM155 242H153V243H155ZM183 242H184V241H183ZM207 242H208V241H207ZM211 242H210V244H211ZM213 242H214V241H213ZM236 242H237V240H236ZM236 242H233V241H232V244H233V243H234V244H237ZM250 242H251V241H250ZM261 242H264V240H262ZM7 243H8V242H7ZM15 243H16V242H15ZM15 243H14V244H15ZM19 243H21V241H20ZM22 243H23V242H22ZM22 243H21V244H22ZM62 243H63V242H61V245H63ZM68 243H69V242H68ZM81 243H82V242H81ZM83 243H84V241H83ZM83 243H82V244H83ZM99 243L101 244V240L99 241ZM109 243H110V242H109ZM109 243H108V244H109ZM118 243H119V242H118ZM139 243H140V242H139ZM147 243H148V242H147ZM153 243L151 242L152 245H153ZM165 243H166V242H165ZM169 243H170V242H169ZM169 243H168V244H169ZM178 243H179V242H178ZM184 243H185V242H184ZM215 243H216V242H215ZM252 243H253V242H252ZM8 244H9V243H8ZM8 244H7V245H8ZM23 244H24V243H23ZM49 244H50V243H49ZM82 244H81V245H82ZM85 244H86V242H85ZM95 244H96V243H95ZM97 244H98V242H97ZM110 244H111V243H110ZM131 244H132V243H131ZM133 244H134V243H133ZM136 244H137V242H136ZM168 244H166V245H168ZM180 244H181V242H180ZM204 244H205V243H204ZM216 244H217V243H216ZM234 244H233V246H234ZM250 244H251V243H250ZM258 244H259V243H258ZM258 244H257V245H258ZM5 245H6V243H5ZM17 245H18V244H17ZM45 245H46V244H45ZM45 245H44V246H45ZM61 245H60V246H61ZM65 245H66V244H64V246H65ZM79 245H80V244H78V246H79ZM83 245H84V244H83ZM86 245H87V244H86ZM86 245H85V246H86ZM92 245H94V244H92ZM105 245H106V243H105ZM115 245H116V244H115ZM122 245H123V244H122ZM146 245H147V244H146ZM146 245H145V246H146ZM152 245H151V246H152ZM155 245H156V244H155ZM170 245H171V244H170ZM170 245L168 246L169 248H170ZM195 245H197V244H195ZM202 245H203V244H202ZM205 245H207V244H205ZM205 245H204V246H205ZM211 245H212V244H211ZM211 245L208 244V246H211ZM218 245H219V244H218ZM221 245H222V244H221ZM230 245H231V244H230ZM239 245H240V244H239ZM243 245H244V244H243ZM9 246H10V245H9ZM21 246H23V245H21ZM21 246H20V248H21ZM48 246H49V245H48ZM66 246L68 247L67 249H70L72 245H71L70 247H69L68 245H66ZM66 246H65V247H66ZM107 246H108V245H107ZM110 246H111V245H110ZM112 246H113V245H112ZM129 246H132V247H133V245H128V249H129ZM136 246H137V245H136ZM159 246H160V245H159ZM175 246H176V244H175ZM175 246H173V248H174ZM181 246H183V244H182ZM181 246H179V247H181ZM198 246H199V245H198ZM200 246H201V244H200ZM227 246H229V244H227ZM233 246H232V247H233ZM249 246H251V245H249ZM12 247H14V246H12ZM18 247H19V246H18ZM24 247H25V246H24ZM27 247H28V246H27ZM29 247H30V246H29ZM33 247H34V245H33ZM65 247H64V248H65ZM76 247H77V246H76ZM142 247H143V246H142ZM142 247H141V248H142ZM149 247H150V246H149ZM171 247H172V246H171ZM189 247H190V245H189ZM193 247H194V246H193ZM212 247H213V246H212ZM229 247H230V246H229ZM251 247H252V246H251ZM251 247H250V248H251ZM253 247H254V243H253ZM255 247H257V246H255ZM48 248H49V247H48ZM48 248H47V249H48ZM61 248H62V247H61ZM73 248H74V247H73ZM95 248H98V247L96 246ZM108 248H109V247H108ZM133 248H134V247H133ZM137 248H138V246H137ZM146 248H147V247H146ZM151 248H152V247H151ZM163 248H164V247H163ZM173 248H171V249H173ZM187 248H188V247H187ZM187 248H186V249H187ZM195 248H198V247H195ZM220 248H222V247H220ZM220 248H218V249L220 250ZM245 248H246V246H245ZM247 248H248V247H247ZM261 248H263L262 245H261ZM12 249H13V248H12ZM12 249H10V251H11ZM35 249H36V248H35ZM54 249H55V248H54ZM75 249H76V248H75ZM78 249H79V248H78ZM81 249H82V251H83V247H82ZM81 249H80V252H81ZM86 249H87V247H86ZM91 249H92V248H91ZM106 249H107V248H106ZM111 249H112V248H111ZM119 249H120V248H119ZM119 249H118V251H119ZM126 249H127V248H126ZM128 249H127V250H128ZM130 249H131V248H130ZM143 249H144V248H143ZM154 249H155V248H154ZM154 249H153L152 251H155ZM171 249H170V250H171ZM174 249H175V248H174ZM191 249H192V248H191ZM193 249H194V248H193ZM198 249H201V248L199 247ZM203 249H204V247H203ZM205 249H206V248H205ZM209 249H210V248H209ZM212 249H213V248H212ZM254 249H255V248H254ZM15 250H16V249H15ZM36 250H37V249H36ZM48 250H49V249H48ZM61 250H62V249H61ZM134 250H135V249H134ZM164 250L166 251V249H164ZM181 250H182V249H181ZM219 250H218V251H219ZM221 250H222V249H221ZM228 250H229V249H228ZM230 250H231L230 252L232 253V249H231V248H230ZM233 250H234V248H233ZM248 250H249V249H248ZM12 251H13V250H12ZM16 251H17V250H16ZM19 251H20V249H19ZM28 251H29V252H28ZM28 251H26V252L30 253V251H32V250L29 249ZM41 251H42V250H41ZM62 251H63V250H62ZM68 251H70V250H68ZM90 251H92V250H90ZM90 251H89V252H90ZM97 251H98V250H97ZM99 251H102V250H99ZM108 251H109V250H108ZM113 251H114V250H113ZM128 251L131 252L130 250H128ZM159 251H160V250H159ZM161 251H163V250H161ZM175 251L178 252L179 250H178V249H177V250L175 249ZM188 251H189V249H188ZM192 251H193V250H192ZM194 251H196V250L194 249ZM202 251H203V250H201L200 252L202 253ZM212 251H213V250H212ZM218 251H217V252H218ZM225 251H226V249L224 248V252H225ZM238 251H239V250H238ZM251 251H253V249H251ZM4 252H6V251H4ZM4 252H3V253H4ZM39 252H40V251H39ZM48 252H49V251H48ZM55 252H56V251H55ZM85 252H86V250H85ZM89 252L87 253L88 255H89ZM116 252H117V251H116ZM125 252H126V251H125ZM129 252H128V253H129ZM172 252H173V251H172ZM200 252H199V253H200ZM205 252H206V251H205ZM205 252H204V253H205ZM207 252H208V251H207ZM207 252H206V253H207ZM220 252H221V251H220ZM222 252H223V251H222ZM224 252H223V253H224ZM261 252L263 253L264 251L262 250ZM3 253H2V254H3ZM31 253H32V252H31ZM52 253H53V252H52ZM70 253H71V251H70ZM83 253H84V252H83ZM91 253H92V252H91ZM93 253H94V252H93ZM142 253H143V252H142ZM146 253H147V251H146ZM168 253H169V252H168ZM170 253H171V251H170ZM179 253H180V252H179ZM179 253H178V254H179ZM183 253H185V252H183ZM183 253H182V254H183ZM190 253H191V252H190ZM194 253H195V252H194ZM194 253H193V254H194ZM201 253H200V254H201ZM206 253H205V254H206ZM213 253H214V251H213ZM213 253H211V249H210V255L213 254ZM218 253H219V252H218ZM246 253H247V251H246ZM258 253H259V252H258ZM5 254H6V253H4V255H5ZM26 254H27V253H26ZM40 254H42V253H40ZM45 254H46V253H45ZM67 254H68V253H67ZM71 254H72V253H71ZM113 254H114V252H113ZM136 254H137V252H136ZM149 254H150V253H149ZM156 254L158 255V253H156ZM172 254H173V253H172ZM174 254H175V252H174ZM188 254H189V253H188ZM205 254H203V255H205ZM229 254H230V253H229ZM237 254H238V252H237ZM37 255H38V254H37ZM57 255H58V254H57ZM59 255H60V254H59ZM75 255H76V254H75ZM75 255H74V256H75ZM77 255H78V254H77ZM79 255H81V257H83V256H82V253L79 254ZM94 255H95V254H94ZM101 255H102V254H101ZM103 255H104V254H103ZM116 255H117V254H116ZM163 255H165V254H163ZM169 255H170V254H169ZM175 255H176V254H175ZM185 255H187V254H185ZM189 255H190V254H189ZM194 255H195V254H194ZM194 255H193V256H194ZM210 255H209V256H210ZM214 255H215V258L218 259V257H216V254H214ZM217 255H218V254H217ZM223 255H224V254H223ZM226 255H228V254H226ZM238 255L241 256V255H243V254L241 253V255H240V254H238ZM238 255H237V256H238ZM244 255H245V254H244ZM252 255H253V253H252ZM0 256H2V255H0ZM24 256H25V255H24ZM33 256H34V254H33ZM38 256H39V255H38ZM71 256H73V255H71ZM95 256H96V255H95ZM138 256H139V255H138ZM143 256H144V255H143ZM145 256H146V255H145ZM145 256H144V259H145ZM158 256H159V255H158ZM166 256H167V255H166ZM206 256H207V255H206ZM206 256H204V257H206ZM254 256H255V254H254ZM16 257H17V255H16ZM20 257H21V255H20ZM55 257H56V256H55ZM63 257H64V255H63ZM68 257H69V256H68ZM85 257H86V256H85ZM85 257H84V260L86 259ZM106 257H107V256H106ZM117 257H118V256H117ZM147 257H148V254H147ZM147 257H146V258H147ZM159 257H160V256H159ZM161 257H162V256H161ZM169 257H171V256H168V258H169ZM184 257H185V256H184ZM187 257H188V256H187ZM195 257H196V256H195ZM204 257H203V258H204ZM225 257H226V256H225ZM231 257H233V256L231 255ZM241 257H242V256H241ZM0 258H1V257H0ZM22 258H23V257H22ZM31 258H32V257H31ZM41 258H44V257H41ZM48 258H49V257H48ZM58 258H59V257H58ZM72 258H73V257H72ZM72 258H70V259H72ZM77 258H78V257H77ZM119 258H120V256H119ZM127 258H129V257H127ZM134 258H135V257H134ZM134 258H133V257H132V258H129V260H130V259L133 260ZM152 258H154V257H152ZM155 258H156V257H155ZM172 258H174V257H172ZM177 258H179V255H178ZM182 258H183V257H182ZM196 258H197V257H196ZM200 258H201V256H200ZM206 258H207V257H206ZM206 258H205V259H206ZM210 258H211V257H210ZM212 258H213V257H212ZM229 258H230V256H229ZM237 258H238V257H237ZM245 258H248V257H245ZM249 258H250V256H249ZM249 258H248V259H249ZM262 258H263V257H262ZM262 258H261V259H262ZM73 259H74V258H73ZM105 259H106V258H105ZM115 259H116V258H115ZM120 259H121V258H120ZM138 259H139V258H138ZM148 259H151V255L149 256ZM164 259H165V258H164ZM185 259H186V258H185ZM189 259H190V257H189ZM213 259H214V258H213ZM219 259H220V258H219ZM222 259H225V258H222ZM222 259H220V260H222ZM226 259H228V258H226ZM235 259H236V258H235ZM239 259H240V258H239ZM248 259H246V260H248ZM255 259H256V256H255ZM258 259H259V258H258ZM5 260H6V259H5ZM5 260H4V261H5ZM39 260H40V259H39ZM48 260H49V259H48ZM51 260H52V259H51ZM61 260H63V259H61ZM64 260H65V258H64ZM68 260H69V259H68ZM68 260H67V262H68ZM123 260H124V258H123ZM129 260H128V261H129ZM151 260H152V259H151ZM166 260L169 261V259H166ZM166 260H164V261H166ZM177 260H178V259H177ZM187 260H188V259H187ZM193 260H194V258H193ZM201 260H203V259H201ZM214 260H215V259H214ZM229 260H230V259H229ZM19 261H20V260H19ZM22 261H23V259H22ZM32 261H34V259H32ZM46 261H47V260H46ZM74 261L76 262L75 259H74ZM89 261H90V260H89ZM95 261H96V260H95ZM105 261H106V260H105ZM117 261H118V260H117ZM181 261H182V260H181ZM190 261H191V260H190ZM194 261H195V260H194ZM205 261H206V260H205ZM215 261H216V260H215ZM222 261H223V260H222ZM224 261H226V260H224ZM233 261H234V260H233ZM239 261H240V260H239ZM255 261H256V260H255ZM257 261H258V260H257ZM263 261H264V260L262 259V262H263ZM10 262H11V261H10ZM30 262H31V261H30ZM36 262H37V261H36ZM52 262H53V261H52ZM67 262H65V264H66ZM85 262H86V261H85ZM92 262H93V261H92ZM97 262H98V260H97ZM107 262H108V261H107ZM111 262H112V261H111ZM113 262H114V261H113ZM133 262H134V261H133ZM135 262H136V261H135ZM145 262H146V261H145ZM159 262H160V260H159ZM176 262H177V261H176ZM182 262H184V260H183ZM199 262H201V261L199 260ZM216 262H217V261H216ZM218 262L220 263V261H218ZM218 262H217V263H218ZM229 262H230V261H229ZM258 262H259V261H258ZM258 262H257V263H258ZM12 263H13V262H12ZM44 263H45V261H44ZM46 263H47V262H46ZM46 263H45V264H46ZM49 263H50V261H49ZM69 263H71V262H69ZM72 263H74V262H72ZM98 263H100V262H98ZM129 263H130V262H129ZM129 263H128V264H129ZM151 263H152V262H151ZM155 263H156V262H155ZM161 263H162V262H161ZM203 263H204V262H202L201 264H203ZM207 263H208V260H207ZM219 263H218V264H219ZM224 263H226V262H224ZM231 263H232V262H231ZM235 263H236V260H235ZM59 264H60V263H59ZM61 264H62V263H61ZM74 264H75V263H74ZM86 264H87V262H86ZM91 264H92V263H91ZM130 264H132V261H131ZM138 264H139V263H138ZM145 264H146V263H145ZM153 264H154V263H153ZM163 264H164V262H163ZM168 264H169V263H168ZM193 264H194V262H193ZM195 264H198V262H196ZM199 264H200V263H199ZM214 264H215V262H214ZM221 264H223V263H221ZM239 264H242V263L239 262ZM253 264H254V263H253Z\"/></svg>",
  "mask_w": 264,
  "mask_h": 264
}]
</instances>
